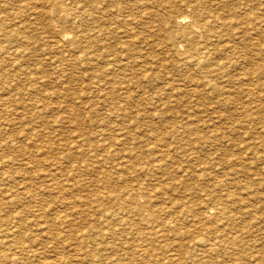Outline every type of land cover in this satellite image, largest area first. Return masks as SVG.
Returning <instances> with one entry per match:
<instances>
[{"label": "rangeland", "instance_id": "obj_1", "mask_svg": "<svg viewBox=\"0 0 264 264\" xmlns=\"http://www.w3.org/2000/svg\"><path fill=\"white\" fill-rule=\"evenodd\" d=\"M10 1L11 2H15L16 0H14V1H12V0H0V65H1V67H0V176H2V177H0V204L3 202L4 204H1V205H3V206H1L0 205V216L1 217H3L4 216V214L6 215V216H8L5 220H4V222H3V220H1L0 219V221H1V223H2V226H1V223H0V242L2 243H0V250L1 251H5V252H7L8 254L10 253V251L12 250V251H15V252H17L16 250L18 249H20V248H18V247H20V244L23 242V243H26V244H28V247L30 246V247H32V248H35V246H36V250H39V251H41V252H39V251H36L37 252V256L36 257H34V259L32 258L33 256H28V255H26L29 251L27 250V249H31V248H28V247H26V249H24V252L22 253L23 254V256H22V258L20 259V261H18L17 262V264L20 262L21 264H66L65 262L67 261V264H80V261H82L81 262V264H88V263H90V264H100V261H101V264H109V263H111V264H114V263H116V264H119V263H121V264H126V263H128V264H134L135 262V264H149V263H152V262H154V263H152V264H157L158 262V264H162V263H166L167 261V263L168 264H171L170 262H172V263H174V264H231L232 263V260H233V258L235 257H241V258H239L240 260H239V263L238 264H242V263H244V264H249V263H253V261L251 262V260H252V257H251V254H253V253H255V252H253V251H255V248L253 247V248H250V247H247L248 246V244H249V242H250V244H252L253 246L254 245H257V244H254L255 242H254V236L256 235V236H258V235H260L261 234V232H260V234L259 233H257L256 234V232H255V230H257L258 228H254V226L256 227L257 226V224H259V231H261L260 230V224L262 223V220L261 219H254V220H252L251 219V217L249 218V217H247V216H249V212H246L247 214H245V211H242V215H237L238 213H236V216H234L233 218H232V220H229V217H227L228 215H230V214H233V215H235L234 214V212H239V211H236L237 209H236V207H238L237 205H239V204H237L236 205V203L237 202H235L234 204L233 203H231V200L233 201L234 200V198L232 199V198H230L229 197V201H227V199H226V202H229V208L230 209H233V210H230V211H228L227 213H226V216H225V214H223L222 215V213H217V216H215L216 214L214 213V214H212V213H207V209L206 208H204V206L206 205V204H210L211 202H210V200L209 199H207L208 198V193H203L205 190H207L206 188H203L204 186V184L206 185L207 184V186L209 187V188H211V187H213V188H215V186H216V193L218 192V191H221V192H218V193H224V191H225V193H235V192H237V193H239L240 191V195H245L246 193H247V191H248V193H255V192H258V193H260L261 191L263 192L264 191V132H258V130L261 128V126L263 127L262 129H263V131H264V93H262V91L264 92V88H262V87H264V81H263V79H264V55L262 56L263 58H262V61L260 62L259 61V59H261L260 57H261V55L264 53V30H254L253 28H252V24H253V22L251 21L250 23H251V25H250V23L249 22H247V23H244L243 24V26L242 27H240V28H236V30L237 31H235L234 30V32L232 33V27H229L228 28V30H227V27H223V26H221V29H223V31H224V28H225V31L223 32L220 28H218V29H216V27L214 28L215 30H213L212 32H210V31H207L206 33H204L203 31H199V32H197V35L199 34V43H209V45H208V47L210 48V49H212V47H213V52H212V56H210V57H212V59L209 57V59L206 61V62H208V65L207 64H205V66L203 67V69H202V67H200L199 69L198 68H194V67H192L191 65L188 67V66H184V65H179L175 60H179V58H178V56H177V53H175V51H174V47L170 44V42H169V40H167V39H165V38H167V36H165L164 34H163V32L161 31V36H163V37H160V34L158 35V34H153V33H149V29H147V27H145V25H148L147 23L146 24H137V26H135V28H134V30H136L135 32H137V35H139V40H141V37H142V42L141 41H139V40H136V42H134L135 44H133L134 46H133V48L134 49H137V47H138V49L140 48L142 51H144V48L145 49H147V50H145L146 51V54H147V52H148V54L146 55L147 56V59L146 60H149L150 62H149V67H148V65H147V69L149 70V71H153V69L155 68V67H157L156 65H159L158 66V68H160V69H157V68H155L154 69V71L152 72L153 74L152 75H154L153 77H150L149 79H147L146 80V82H145V80H143V79H140V81H141V83L138 81V82H134V83H130V84H125V87L129 90V97H131V98H129L127 95L124 97V95L123 96H120V97H115V96H110L109 97V95L108 96H106L107 94L106 93H104V89H108V91H110L112 88H113V90H119V85H117V84H115V86L114 87H112V86H108L109 84H107V85H105V87H104V89H102V90H100V92L99 91H96L95 92V86L93 85H91V86H89V84H95L93 81H91L92 79H90L89 77V72H90V70L91 71H98L99 69H101V68H99L105 61H106V59L105 60H103V59H101L100 60V64L98 63V65H95V66H93V70H92V68H90V67H88L90 70H88V73H84V72H87V69L88 68H86L87 66L84 64V61H83V55H82V48H83V38H82V34H80V35H78L79 33H82L83 32V30H81L82 28H83V25H82V23L83 22H80V21H82L81 20V15H80V10L82 9V7H83V2L82 1H84V0H64L63 2H65V1H67V2H65L66 3V5H64L65 3H63L61 0H54L55 2H53V0H43V1H41V0H17L16 2H17V4L15 3V4H13V3H11L10 4ZM18 1H19V3H18ZM73 1V2H72ZM141 1V0H140ZM139 1V2H140ZM145 3H144V2ZM159 1V2H158ZM160 1H162V2H160ZM167 1V2H166ZM172 1V0H171ZM171 1L170 0H157L156 1V6H155V8H154V6L153 5H155V0H150V1H146V0H142L141 1V3L140 4H138L137 5V7H138V9L140 8V9H142V8H145V6H146V9H144V10H149V9H155V10H157L158 9V11H160L161 9H164V7H166L167 8V11L166 12H168L169 14H172L173 12L172 11H176L177 10V8L175 9V7H173L172 9H171V6L170 7H168L167 5H169L170 3H171ZM173 1H177V2H179V0H173ZM181 1H182V3H181ZM184 0H180V3L181 4H183L182 5V7H184L183 8V10L184 11H186V12H188V8L189 7H191V5L190 6H188L187 4H190L193 0H189L188 2L189 3H187V0H185L184 2H183ZM197 1H201L202 3H205L206 1H208L207 3H208V5H206V4H202L201 2L199 3L200 5H198V2ZM209 1L210 0H194V3L192 2V5H194L195 7H196V9L197 10H199V8L201 9V10H204V11H207V12H213L214 10V13L215 12H220V10L221 11H225V13L228 11V9L227 8H230L229 10L230 11H232L233 12V14L234 15H238V14H241V13H244V12H253L252 11V9L253 8H255L254 9V12H253V14H255V15H258V14H264V11L262 12V9L264 10V0H250L249 2L251 3H249V4H247L246 2H248V1H246V0H211L210 2L211 3H213V5H214V7H213V5H210V3H209ZM216 1V2H215ZM224 1H226V2H224ZM246 1V2H245ZM255 1V2H254ZM22 2V3H21ZM24 2V3H23ZM27 2H28V4H27ZM34 2V3H33ZM37 4H36V3ZM81 2V3H80ZM147 2V3H146ZM149 2H151V3H149ZM165 2H166V4H165ZM195 2H196V5H195ZM221 2V3H220ZM228 2V3H227ZM240 2H244V3H246V4H242V3H240ZM263 4H262V3ZM3 5H2V4ZM30 3H32L31 5H33V7L34 8H37L36 10H33L34 8L31 6V5H29ZM55 3H56V5H55ZM58 3H60V4H58ZM63 3V5H61ZM68 3H69V5H68ZM75 3V4H74ZM80 4V6L78 5V7L79 8H77L76 6V4ZM143 3V4H142ZM161 3H163V5H161ZM185 3H187V4H185ZM217 5V4H220L219 6L217 5H215V4ZM230 3L232 4V5H230ZM239 3V4H238ZM252 3H255V4H252ZM21 4H23V5H21ZM35 4V5H34ZM54 4V5H53ZM58 4V5H57ZM159 4V5H158ZM166 6H165V5ZM226 4H228V5H226ZM260 4V5H259ZM21 5V6H20ZM37 5H38V7H37ZM43 5V7H41ZM76 5V6H75ZM142 5H144V6H142ZM151 5V6H150ZM203 5V6H202ZM206 5V6H205ZM210 5V6H209ZM241 5V6H240ZM263 7H262V6ZM18 6V7H17ZM53 7V9L54 8H56L57 6H59L60 7V9H59V7H57L56 8V11L54 12V13H52L51 12V10H52V7ZM62 6H63V8H62ZM75 8V9H77V10H75L73 7ZM164 6V7H163ZM194 6H192L191 7V9L193 10V8H195ZM200 6V7H199ZM259 6V7H258ZM26 7H27V9H28V11H27V9H26ZM32 9H31V8ZM51 8V10H50V8ZM149 7H151V8H149ZM181 7V8H182ZM199 7V8H198ZM212 8L211 10L212 11H210V8ZM218 7H219V9H218ZM238 7V8H237ZM253 7V8H252ZM262 7V8H261ZM20 8V9H19ZM45 10H44V9ZM166 8H165V10H166ZM170 8V9H169ZM205 8V9H204ZM209 8V9H208ZM225 8L227 9V10H225ZM241 8V9H240ZM247 8V9H246ZM249 8V9H248ZM25 11H24V10ZM174 9V10H173ZM216 9H217V11H216ZM258 9V10H257ZM260 9V10H259ZM22 10V11H21ZM33 10V11H32ZM75 10V11H74ZM136 11H137V13L139 12L137 9H135ZM249 10V11H248ZM256 10V11H255ZM19 11L21 12V14L19 13ZM24 11V12H23ZM34 11H37V12H34ZM38 11L39 12H42V13H38ZM63 11V12H62ZM72 11V12H71ZM79 11V12H78ZM238 12V13H235V12ZM257 11H258V14H257ZM65 12V13H64ZM66 12H68V13H66ZM24 13V14H23ZM29 15H28V14ZM38 13V14H37ZM57 13H58V15H57ZM63 13L65 14V15H63ZM73 13V14H72ZM79 13V14H78ZM30 14H32V15H35V19H34V16H32V15H30ZM67 14V15H66ZM72 14V15H71ZM75 14H77V16L75 15ZM139 14V13H138ZM13 15V16H12ZM62 15H63V17H62ZM59 16V17H58ZM66 16V17H65ZM72 18H71V17ZM80 18H79V17ZM13 17V18H12ZM17 17V18H16ZM19 17H20V19H19ZM27 17H28V21L30 20V22L28 23V21H27ZM6 18V19H5ZM24 20V21H22L21 22V20L22 19ZM31 18V19H30ZM65 18V19H64ZM72 19V20H70V19ZM73 18H76V19H73ZM78 18V19H77ZM11 19V20H10ZM18 19V20H17ZM60 19V20H59ZM62 19V20H61ZM79 19H80V21H79ZM3 20H5V21H3ZM7 20V21H6ZM9 20V21H8ZM12 20L14 21V22H12ZM27 22H26V21ZM55 20V21H54ZM78 20V21H77ZM54 21V22H53ZM61 21V22H60ZM63 21V22H62ZM69 21H71V22H69ZM17 22V23H16ZM31 22H33V23H31ZM57 22V23H56ZM5 23V24H4ZM6 23H9V24H6ZM14 25V26H16V27H14L12 24ZM18 23H19V26H18ZM28 23V24H27ZM69 23H71V24H69ZM73 23V24H72ZM249 23V24H248ZM4 24V25H3ZM22 24V25H21ZM61 24V25H60ZM239 25V23H235V22H233V24L232 25ZM248 24V25H247ZM21 25V26H20ZM26 25V26H25ZM28 25V26H27ZM31 25V27H29ZM37 27H36V26ZM72 25V26H71ZM74 25V26H73ZM82 25V26H81ZM134 25V24H133ZM141 25H143V27L141 26ZM247 25V26H246ZM250 25V26H249ZM7 26H9V28H7ZM58 26V27H57ZM82 28H81V27ZM139 26V27H138ZM9 29V32H8V30L6 29ZM21 27V28H20ZM22 27L24 28V30H22ZM71 29H70V28ZM136 27H138V28H136ZM248 27V28H247ZM14 28V29H13ZM33 28H35V29H33ZM76 28H78V29H76ZM81 28V29H80ZM139 28L141 29L142 28V30H140L141 31V34H140V31L138 32V30H139ZM242 28V29H241ZM5 31H4V30ZM13 29V30H12ZM74 29V30H73ZM80 29V30H79ZM147 29V30H146ZM241 29V30H240ZM244 29H245V31H244ZM247 29V30H246ZM16 30H17V32H16ZM20 30V31H19ZM22 30V31H21ZM27 30V31H26ZM58 30V31H57ZM60 30V31H59ZM70 30H72V31H70ZM77 30V31H76ZM144 30V31H143ZM178 30H180L181 31V28H179L178 27ZM220 30V31H219ZM227 30V31H226ZM250 30H252V31H250ZM3 31V32H2ZM41 31V32H40ZM146 31V32H145ZM217 31H219L220 33H218ZM246 31H247V33H246ZM258 33H256V32ZM263 32V34L261 33V32ZM20 32V33H19ZM32 32V33H31ZM43 32V33H42ZM68 32V33H67ZM72 33V34H70V33ZM142 32H144L143 34H142ZM200 32H201V34H200ZM227 32H229L228 33V35H227ZM236 32H237V34H238V36H237V34H236ZM239 32H240V34H239ZM244 32L246 33V36H247V34H248V39H247V37L244 35ZM250 34H249V33ZM260 32V33H259ZM16 35H15V34ZM24 34V35H19V34ZM28 33H29V35H30V37H27V36H29L28 35ZM37 33H39V34H37ZM56 33H58V34H56ZM139 33V34H138ZM146 33H148L149 35L148 36H155V37H153V38H151V36L150 37H148V38H146L147 36V34ZM213 33V34H212ZM215 33H218V34H215ZM224 33H225V35H224ZM252 33V34H251ZM2 34V35H1ZM14 34V35H13ZM33 34H34V36H33ZM38 36H37V35ZM43 36H42V35ZM64 34H67V37H64ZM76 34V35H75ZM136 34V33H135ZM207 34V35H206ZM210 34V35H209ZM232 34V35H231ZM234 34V35H233ZM254 34V35H253ZM6 35V36H5ZM17 35H19V36H17ZM26 35V36H25ZM62 35V36H61ZM74 35V36H73ZM142 35V36H141ZM158 35V37L156 38V36ZM220 35H222V37L220 36ZM245 36V38H244V36ZM250 35V36H249ZM251 35H252V37H251ZM256 35V36H255ZM260 35V36H259ZM4 36V37H3ZM12 36V37H11ZM41 36V37H40ZM78 36V37H77ZM202 36H206V38L205 37H202ZM217 36V37H216ZM224 36V37H223ZM227 36V37H226ZM233 36V37H232ZM240 36V37H239ZM255 36V37H254ZM257 36H259V37H261V38H259V37H257ZM6 37V38H5ZM9 37H11L12 39L10 40L9 39ZM14 37V38H13ZM22 37L23 38H25L26 37V39H22ZM32 37V38H31ZM38 39H37V38ZM43 37V38H42ZM60 37V38H59ZM73 37L75 38V39H73ZM145 37V38H144ZM209 37V38H208ZM220 37H221V39H220ZM235 37V38H234ZM243 37V38H242ZM7 39V40H5V39ZM16 38V39H15ZM22 39V40H18V39ZM28 38V39H27ZM58 38V39H57ZM79 40H78V39ZM161 38V39H160ZM240 38V40H238ZM251 38H253L254 40H255V43L253 42V39H252V41H251ZM15 41H14V40ZM33 39V40H32ZM48 39V40H47ZM57 39V40H56ZM72 39V40H71ZM153 39V40H152ZM202 39V40H201ZM213 39H214V43H212L213 42ZM223 39V40H222ZM226 39H227V41H226ZM228 39H229V41H232V42H229L228 41ZM261 41H263V42H261ZM13 40V42H11ZM35 40V41H34ZM60 40V41H59ZM67 40H69V41H67ZM76 40V41H75ZM82 42H81V41ZM163 42H162V41ZM167 40V41H166ZM206 40V41H205ZM219 40V41H218ZM249 40V41H248ZM258 40V41H257ZM17 41V42H16ZM19 41V42H18ZM38 41V42H37ZM44 41V42H43ZM49 41V42H48ZM54 41V42H53ZM66 41V42H65ZM73 42V43H71V42ZM75 41V42H74ZM150 41H158V43H156V42H152V43H150ZM200 41H202V42H200ZM225 41V42H224ZM257 41V42H256ZM22 42H23V44H22ZM26 42V43H25ZM32 42H34L33 44H31ZM57 42V43H56ZM63 42V43H62ZM65 42V43H64ZM77 42V43H76ZM81 42V43H80ZM149 42V43H148ZM218 42H220V43H218ZM222 42V43H221ZM226 42H228L231 46H232V44L234 43V45H236V47H237V50L240 48V47H242V48H240L239 50H241L240 51V54L242 55V54H245V58H243V55L241 56L242 58H239L238 60H236V55H237V52L236 53H232L231 52V47L229 48L225 43ZM241 44H239V43ZM250 44V46L248 45V43ZM28 43V44H27ZM37 43V44H36ZM46 43V44H45ZM48 43V44H47ZM140 43V44H139ZM147 43V44H146ZM159 43H161V46H165L164 48L163 47H161L160 45H159ZM164 43H165V45H164ZM170 45H169V44ZM210 43H212V44H210ZM244 43H245V45H244ZM247 43V44H246ZM253 43V44H252ZM259 45H261V47H259L258 46V44ZM26 44V45H25ZM39 44V45H38ZM137 44V45H136ZM154 44V45H153ZM163 44V45H162ZM21 45H24L23 47L21 46ZM51 47H49V46ZM64 45H66V46H68V47H66V46H64ZM74 46L75 45V49L74 48H72V46ZM79 45V46H78ZM140 45V46H139ZM148 45V46H147ZM152 45H153V47H152ZM156 45H158V47L156 46ZM223 45V46H222ZM247 45V47L245 48V46ZM22 48H21V47ZM33 46V47H32ZM42 46H44V47H42ZM146 46V47H145ZM211 46V47H210ZM221 46V47H220ZM238 46H239V48H238ZM253 48H252V47ZM14 47V48H13ZM19 47V48H18ZM58 47V48H57ZM59 47H60V49H59ZM77 47V48H76ZM80 47V49H78ZM151 47V49H149ZM217 47H219V48H221V49H219V48H217ZM225 47V48H224ZM228 47V48H227ZM257 47V48H256ZM16 48V49H15ZM21 48V49H20ZM30 48V49H29ZM57 50H56V49ZM63 48V49H62ZM68 48V49H67ZM152 48H153V50H152ZM165 49V50H163V49ZM245 48V49H244ZM17 49H19V50H17ZM23 49H26V50H24V52H23ZM50 51H49V50ZM79 51H78V50ZM155 49V50H154ZM162 49V50H161ZM173 49V50H172ZM216 49V50H215ZM220 51H219V50ZM224 51H223V50ZM228 49L230 50V51H228ZM249 49V50H248ZM257 49V50H256ZM7 50H10L9 52L7 51ZM16 52H15V51ZM42 50H44V51H42ZM51 50H53L54 51V53H52L51 52ZM62 50H64L63 52H61ZM67 50V51H66ZM77 50V51H76ZM81 50V51H80ZM149 50H150V52H152V53H150L149 52ZM152 50V51H151ZM157 50V51H156ZM170 50V51H169ZM239 50H238V52H239ZM256 50V51H255ZM12 51H14V52H12ZM20 52V53H18V52ZM38 51H39V55H38ZM40 51L42 52V53H40ZM56 51V52H55ZM159 52L160 53V55L161 54H164V52L163 51H166L165 52V56L163 55H161L162 56V58L159 56L158 57V55H159V53H157V54H155L156 52ZM161 51V52H160ZM173 51V52H172ZM244 51V52H243ZM250 51H251V53H250ZM261 51H263V52H261ZM21 52H22V54H24V55H22L21 54ZM37 52V54H35ZM44 52H47V53H49L50 55V57L48 56V54L47 53H44ZM57 52H60V53H57ZM67 52V53H66ZM80 52V53H79ZM163 52V53H162ZM216 52V53H215ZM220 52V53H219ZM223 52V53H222ZM229 52H231V54L229 53ZM249 52V53H248ZM16 53V54H15ZM32 53H34V55L32 54ZM75 55H74V54ZM76 53L78 54V55H76ZM172 53H174V54H172ZM214 53V54H213ZM218 53V54H217ZM19 54V55H18ZM51 54H54V56L53 55H51ZM59 54H60V56H59ZM67 54V55H66ZM150 54V55H149ZM156 55L158 58H156L154 55ZM176 54V55H175ZM217 54V55H216ZM223 54V55H222ZM225 54V55H224ZM233 54H234V56H233ZM236 54V55H235ZM252 56H250V55ZM255 54V55H254ZM8 55H9V57H8ZM18 55V56H17ZM41 55V56H40ZM71 55H73V56H71ZM82 56V58H81V56ZM171 55V56H170ZM12 58H11V57ZM42 57V56H44V58L45 59H43V57L40 59L39 57ZM47 56V57H46ZM61 56H63V57H61ZM80 56V57H79ZM174 58H173V57ZM218 56V57H217ZM220 56V57H219ZM227 56H228V58H227ZM255 56V57H254ZM258 57V59H257V57ZM15 57V58H14ZM19 57V58H18ZM58 59H57V58ZM65 57V58H64ZM70 57V58H69ZM144 57V56H143ZM150 57V58H149ZM156 59H155V58ZM166 57V58H165ZM171 57V58H170ZM214 57V58H213ZM221 57H222V59H221ZM232 57V58H231ZM234 57V58H233ZM247 57V58H246ZM8 58H10L11 59V61H9L10 59H8ZM54 58H56V59H54ZM60 58V59H59ZM72 58H77V60H76V62H74L75 60L74 59H72ZM151 58H154L153 60L151 59ZM163 59V60H161V59ZM224 58H227V60L228 61H226V59H225V62H224ZM251 58V59H250ZM253 58H256V59H254V60H252ZM14 59H16V61L14 60ZM39 59V60H38ZM52 59L54 60V61H52ZM69 59V60H68ZM74 60V61H72V60ZM80 59H82V60H80ZM167 61H166V60ZM174 59V60H173ZM210 59H211V61L213 62V63H211V61H210ZM218 59H219V61H218ZM231 59H232V61H231ZM249 59V60H248ZM7 60V61H6ZM14 60V61H13ZM49 60V64H47V65H45L46 63H48L47 61ZM57 60V61H56ZM60 60V61H59ZM61 60L62 61H64V63L63 62H61ZM71 60V62L69 63L72 67H70V65L69 66H67V65H65V64H67V62H69ZM161 62H160V61ZM169 60V61H168ZM171 60V61H170ZM221 60V61H220ZM244 62V64H243V62ZM258 60V61H257ZM4 61H6L7 62V65L11 62V63H13V64H9V66H7V65H5L6 63L4 62ZM19 63H18V62ZM78 61V62H77ZM103 61V62H102ZM152 61H154V62H157V63H154V62H152ZM166 61V62H165ZM210 61V62H209ZM239 61V62H238ZM249 61V62H248ZM253 61H255V62H253ZM259 62L260 64H261V68H259L258 70L260 71L259 73V75H256L255 74V72L256 71H258L256 68V65H257V62ZM60 62H61V65H60ZM66 62V63H65ZM102 62V63H101ZM169 62H171V64L172 65H170V63ZM205 62V63H206ZM215 62H218L217 64L215 63ZM222 62H223V64H222ZM235 62V63H234ZM250 62H252V63H250ZM52 63H53V65H52ZM58 63H59V65H58ZM81 63H83V64H81ZM159 63H161V65L159 64ZM214 63L216 64V65H214ZM247 63V64H246ZM248 63L251 65V67L249 68L247 65H248ZM72 64H74V65H72ZM78 64V65H77ZM152 64V65H151ZM156 64V65H155ZM174 64H176V65H174ZM209 64H210V66H209ZM228 64V65H227ZM235 64H236V66H235ZM239 64V65H238ZM259 64V65H260ZM3 65V66H2ZM22 65V66H21ZM49 65V66H48ZM63 65H65V66H63ZM164 65H166V67L164 66ZM168 65V66H167ZM214 65V66H213ZM220 65H222V66H220ZM225 67H224V66ZM243 65H245V66H243ZM253 65V66H252ZM16 66H18L17 68H15ZM20 66H21V68H20ZM59 66V67H58ZM62 66V67H61ZM76 66L78 67V68H76ZM81 66V67H80ZM153 66V67H152ZM155 66V67H154ZM163 66V67H162ZM174 66V67H173ZM178 66V67H177ZM182 66H183V68H182ZM227 66H228V68H227ZM7 67V68H6ZM54 67V68H53ZM58 67V68H57ZM61 67V68H60ZM80 67V68H79ZM85 67V68H84ZM95 67V68H94ZM168 67V68H167ZM176 67H177V69H176ZM185 67V68H184ZM192 67V68H191ZM232 67V68H231ZM234 67L236 68L237 67V70L236 69H234ZM240 67V68H239ZM241 67H243V71L241 70L242 68ZM248 67V68H247ZM253 67L256 69H253ZM9 68V69H8ZM24 68H26V69H24ZM55 68H57V69H55ZM67 68V69H66ZM82 68V69H81ZM189 68V69H188ZM210 68V69H209ZM219 68H220V70H219ZM225 68V69H224ZM239 68V69H238ZM245 68L247 69L246 71H244L245 70ZM252 68V69H251ZM263 68V69H262ZM8 70V71H5V70ZM63 69V70H62ZM71 69H73V70H71ZM77 69H78V71H77ZM94 69H96V70H94ZM98 69V70H97ZM169 71L170 69V71L168 72L167 70ZM186 69H188V70H185ZM199 71H197V70ZM217 69V70H216ZM222 69V70H221ZM228 69V70H227ZM233 69V70H232ZM251 69V70H250ZM262 69V70H261ZM57 70V71H56ZM72 71V74H71V72L70 71ZM83 70H85V71H82ZM138 71H136V69L134 70V74L137 72H139V69H137ZM156 70H157V72H156ZM164 70V71H163ZM184 70V71H183ZM191 70V71H190ZM196 70V71H195ZM206 70V71H205ZM215 70V71H214ZM219 70V71H218ZM225 70V71H224ZM253 70V71H252ZM51 71V72H50ZM60 71V72H59ZM66 73H65V72ZM74 71V72H73ZM158 71H161V72H158ZM172 71V72H171ZM177 72V73H175V72ZM179 71V72H178ZM183 71V72H182ZM187 71H188V73H187ZM193 71H195L196 72V74L193 72ZM203 71V74L201 73ZM213 71V72H212ZM229 72V73H227V72ZM233 71L235 72V73H233ZM240 71V72H239ZM242 71V72H241ZM247 71H252L251 72V74L253 75H249V73L247 74V75H245L244 73L245 72H247ZM76 72V73H75ZM79 72V73H78ZM181 72L183 73V74H181ZM185 72V73H184ZM204 72H206L205 74H204ZM210 72H212V73H210ZM215 72V73H214ZM218 72V73H217ZM223 72V73H222ZM236 72H238L240 75H238ZM263 72V73H262ZM52 73V74H51ZM64 73V74H63ZM80 73H81V75H80ZM166 75H165V74ZM191 73H193L194 74V76H193V74L191 75ZM217 73V74H216ZM225 73V74H224ZM226 73H227V75L228 76H226ZM234 75L233 77H232V75ZM262 73V74H261ZM55 74H59L58 75V77H56V75ZM86 74H88V75H86ZM157 74V75H156ZM160 74H163L164 76H162V75H160ZM169 74H172V75H169ZM176 76H175V75ZM182 76H181V75ZM186 74V75H185ZM198 74H200V75H198ZM213 74V75H212ZM214 74L216 75V76H214ZM219 74V75H218ZM222 74V75H221ZM235 74H237L236 76H235ZM256 75V77H255V75ZM52 75V76H51ZM65 75H66V78H65ZM68 75H70V76H68ZM76 75H77V77H76ZM136 75V74H135ZM179 75V76H178ZM185 76V80H184V76ZM191 75L192 77V79H188L189 78V76ZM205 75H206V77H205ZM221 75V76H220ZM231 75V76H230ZM261 75H263V76H261ZM54 76V77H53ZM72 76H73V78H74V76H75V79H73L72 78ZM89 76V77H88ZM140 77V73H138V75H137V77ZM161 76V77H160ZM171 76V77H170ZM198 76V77H197ZM199 76H201L202 78H203V80H202V78L201 77H199ZM210 76H212V77H210ZM239 76V77H238ZM248 76H250V78L248 77ZM259 76H261V77H263V78H261L260 79V77ZM56 78L55 80H53V78ZM82 77V78H81ZM137 77H136V79H137ZM138 77V78H139ZM155 77H156V79H155ZM160 77V78H159ZM164 77V78H163ZM179 77H181V78H183V79H180ZM187 77V78H186ZM208 77V78H207ZM216 77L218 78V79H216ZM222 77V78H221ZM224 77V78H223ZM244 77V78H243ZM248 78V79H246V78ZM153 78V79H152ZM168 78V79H167ZM170 78H172V79H170ZM173 78H175V79H173ZM178 78H179V80H178ZM196 78V79H195ZM206 80H205V79ZM232 78V79H231ZM239 78L240 79H242V80H240L239 81ZM252 78V79H251ZM60 79V80H59ZM62 79V80H61ZM66 79V80H65ZM80 79V80H79ZM162 82V83H160V81ZM166 79V80H165ZM171 81H170V80ZM188 79V80H187ZM210 79V80H209ZM213 79V80H212ZM216 79V80H215ZM228 79V80H227ZM231 79V80H230ZM236 81H235V80ZM238 79V80H237ZM246 79V80H245ZM258 79V80H257ZM52 80L54 81V83L52 82ZM69 80H70V83L72 84V85H70V83H69ZM76 82H75V81ZM78 80V81H77ZM133 80V79H132ZM134 80H135V78H134ZM149 80V81H148ZM153 80V82H150V81H152ZM156 80H157V82H156ZM164 80V81H163ZM170 81V82H168V81ZM173 80V81H172ZM221 80V81H220ZM248 80V81H247ZM251 80V81H250ZM57 81H59V82H57ZM67 81H68V83H67ZM75 83H74V82ZM83 81V82H82ZM86 81H88V82H86ZM175 81V82H174ZM182 81V82H181ZM185 81V82H184ZM188 81V82H187ZM192 81V82H191ZM196 81H197V83H196ZM205 81H206V83H205ZM226 82V83H224V82ZM227 81H229V82H227ZM258 81H260V82H258ZM262 81V82H261ZM56 82V83H55ZM81 82V83H80ZM167 82V83H166ZM178 82H180V83H178ZM204 82V83H203ZM211 82V83H210ZM212 82H214V83H212ZM217 82V83H216ZM231 82V83H230ZM236 82V83H235ZM239 82V83H238ZM245 82V83H244ZM255 82V83H254ZM63 83V84H62ZM137 83V84H136ZM153 83V84H152ZM156 83H157V86H158V91L161 93H159L158 91H156L157 90V87H156ZM159 83H160V85H159ZM166 83V84H165ZM173 83V84H172ZM180 84V85H178V84ZM200 83H201V86L202 87H200ZM220 83V84H219ZM223 83V84H222ZM229 83V84H228ZM234 83V84H233ZM244 83V84H243ZM55 84H58V85H55ZM60 84H61V86H60ZM74 84V85H73ZM76 84H78V85H76ZM88 84V85H87ZM140 84H143L144 86H142V85H140ZM146 84H150L149 85V88H148V85H146ZM151 84H152V87L154 88V89H152L151 88ZM193 84H195L194 86H193ZM199 84V85H198ZM226 85V88L224 87L225 85ZM232 84L234 85V86H232ZM239 84H241V85H239ZM254 84V85H253ZM80 85V86H79ZM133 85V86H132ZM161 85H162V87H161ZM164 85V86H163ZM177 85H178V89L176 88L177 87ZM183 85H184V87H183ZM185 85L187 86V87H185ZM191 85V86H190ZM206 85H208V86H206ZM219 86V87H217V86ZM237 85H238V87H237ZM247 86V88H246V86ZM250 85V86H249ZM259 85H261V86H259ZM75 87V88H70V87ZM117 86V87H116ZM140 86H142L143 88H145V89H143L142 90V88H139ZM175 86V87H174ZM180 86V87H179ZM214 86V87H213ZM216 86V87H215ZM223 86V88H221ZM227 86H228V88H227ZM236 86V87H235ZM252 86V87H251ZM259 86V87H258ZM87 87V88H86ZM108 87V88H107ZM131 87V88H130ZM138 87V88H137ZM166 87H172L171 88V90H170V88L168 89V88H166ZM174 87V88H173ZM194 89L195 88V91L192 89V88ZM196 87H198V88H196ZM205 87V88H204ZM213 87V88H212ZM232 89H231V88ZM241 88V89H238V88ZM249 87V88H248ZM254 87H256V88H254ZM261 87V88H260ZM57 88V89H56ZM76 88H79V89H76ZM115 88V89H114ZM134 90H133V89ZM160 88H164L163 90L164 91H162V89H160ZM176 88V89H175ZM183 88V90H179V89H182ZM184 88H185V90H187L186 92H188L189 91V89H191V93H192V95H193V99H192V97H191V93L190 92H188L189 94L188 95H184V93H186V92H184ZM199 88H200V90H199ZM202 88V89H201ZM64 91H63V90ZM80 89H82L81 91H79ZM91 91H90V90ZM138 89L140 90L141 89V91L143 92V91H145V92H139L138 91ZM156 89V90H155ZM204 89V90H203ZM206 89H208L207 91H206ZM212 89V90H211ZM228 89V91L226 92V90ZM248 91H246V90ZM257 91V92H254L255 90ZM55 90V91H54ZM58 90V92H57V94H58V96H57V94H56V91ZM60 90H62V91H60ZM77 90V91H76ZM168 90H169V92H170V94L172 95H170V97H169V92H168ZM175 90V91H174ZM178 92H177V91ZM203 90V91H202ZM217 90V91H216ZM218 90H221V91H218ZM230 90H233L232 92L230 91ZM236 90V91H235ZM237 90H238V92H237ZM245 90V91H244ZM71 91H72V94H70L71 93ZM84 91V92H83ZM85 91H87V92H85ZM93 91V92H92ZM107 91V92H108ZM132 91H134V92H132ZM148 91V92H147ZM150 91V92H149ZM151 91H153L152 93H151ZM155 91V92H154ZM172 91H174V92H172ZM199 91H200V93H199ZM206 91V92H205ZM212 91V92H211ZM214 91H215V93H214ZM223 91L225 92V95H224V93H223ZM235 91V92H234ZM242 91V92H241ZM259 91V92H258ZM53 92V93H52ZM55 92V93H54ZM78 92V93H77ZM82 92V93H81ZM99 92V93H98ZM139 92V93H138ZM164 92V93H163ZM184 92V93H183ZM194 92V93H193ZM196 92L198 93V94H196ZM203 93V96H201L202 95V93ZM217 92H219V93H217ZM254 94H253V93ZM91 93V94H90ZM96 93H98V95L96 94ZM103 93V94H102ZM133 93V94H132ZM136 93V96L134 95ZM142 93V95L140 96V94ZM151 93V94H150ZM160 94V95H158V96H155V94ZM167 93V94H166ZM178 93V94H177ZM204 93H205V95H204ZM224 95H222V94ZM228 93H231V96L232 97H230V94H228ZM234 95H233V94ZM236 93H238V95L236 94ZM240 93V94H239ZM241 93H242V96H241ZM250 93H251V95H250ZM255 93H257V95L255 94ZM259 93V94H258ZM261 93V94H260ZM73 94H78L77 96L75 95H73ZM89 94V95H88ZM102 96H101V95ZM139 94V95H138ZM144 94H146V96H147V98H146V96H144ZM180 94V95H179ZM187 94V93H186ZM227 94H228V96H227ZM244 94V95H243ZM249 94V95H248ZM62 95V96H61ZM72 95V96H71ZM91 95V96H90ZM96 95V96H95ZM105 95V96H104ZM131 95V96H130ZM134 95V96H133ZM152 95V96H151ZM154 95V96H153ZM177 95H179V97H177ZM182 95V96H181ZM199 95H200V97H199ZM208 95H210V97L211 96H213L212 98H210ZM221 97H220V96ZM92 96H94L93 98L94 99H96L95 101H99V102H95L94 100H92L93 98H92ZM164 96H166V98L164 97ZM168 96V97H167ZM183 96H184V98H183ZM190 96V97H189ZM223 96V97H222ZM249 96V97H248ZM254 96V97H253ZM260 96V97H259ZM53 97V98H52ZM68 97V98H67ZM70 97V98H69ZM78 97V98H77ZM89 97H91V99L89 98ZM95 97H97V98H95ZM99 97V98H98ZM107 97V98H106ZM115 97V98H114ZM142 97V98H141ZM143 97H145V98H143ZM149 97V98H148ZM174 97V98H173ZM175 97H177V100H176V98ZM185 97H186V99H188V100H186L185 99ZM195 97V98H194ZM204 97V98H203ZM209 97V98H208ZM221 99V101H220V99ZM84 98V99H83ZM120 98L121 99V101L123 100L124 101V103H125V105L123 104V102L122 103H120L121 101H120V99L118 100V99ZM124 98H125V100H124ZM126 98H128L127 100H129L128 102H127V100H126ZM166 100H165V99ZM181 98H183V99H181ZM206 98V99H205ZM223 98V99H222ZM228 98V99H227ZM80 99H82V100H80ZM98 99V100H97ZM107 99V100H106ZM111 99H113V100H111ZM116 99V100H115ZM132 99V100H131ZM138 99L139 100H141V101H138ZM145 99V100H144ZM152 99V100H151ZM155 99V100H154ZM162 99H163V102H162ZM179 99V100H178ZM191 99V100H190ZM218 99H219V101H218ZM225 99V100H224ZM60 100H61V102H60ZM70 100V101H69ZM85 100V101H84ZM89 100V105H91V106H89L88 104H86L87 103V101ZM135 100H137L136 102L138 103H136V105L134 104L135 103ZM145 101V102H143L142 103V101ZM147 100H148V105H146L147 104ZM151 100V101H150ZM154 100V101H153ZM156 100H158V103H157V101ZM173 102V103H175V104H170L169 105V102L170 103H172L171 101ZM228 100V101H227ZM229 100H231V101H229ZM64 101H65V103H64ZM67 101V102H66ZM69 101V102H68ZM78 101V102H77ZM110 101V102H109ZM112 101V102H111ZM119 101V102H118ZM134 101V102H133ZM166 101H168L167 103H165ZM51 102V103H50ZM54 102H56V104L54 103ZM61 104H60V103ZM84 102V103H83ZM86 102V103H85ZM95 102V103H94ZM154 102L156 103V104H154ZM222 103V104H220V103ZM228 102H229V105H227L228 104ZM68 103V104H67ZM72 103V104H71ZM73 103L74 104H76V106H78V107H80L79 109L77 108V107H74L73 106ZM94 103V104H93ZM99 103V104H98ZM107 103H110V105L109 104H107ZM117 103V104H116ZM150 103V104H149ZM163 103V104H162ZM195 103V104H194ZM217 103V104H216ZM53 104H54V106L56 105V107H54L53 106ZM57 104H58V106H57ZM60 104V105H59ZM64 104V105H63ZM65 104H67L68 105V107L67 106H65ZM82 104V105H81ZM97 104V105H96ZM104 104V105H103ZM111 104H112V106H111ZM116 106H114V105ZM130 104V105H129ZM140 104H143V105H141L140 106ZM145 104V105H144ZM165 104V105H164ZM62 105V106H61ZM70 105V106H69ZM86 105H87V107H86ZM100 105V106H99ZM102 105V106H101ZM119 105H121V106H119ZM153 105H155V106H153ZM157 105V106H156ZM225 105H226V107L228 106V109H226V107H225ZM53 106V107H52ZM83 106H85V107H83ZM96 106H97V109H96ZM104 106V107H103ZM107 106V107H106ZM124 106V107H123ZM136 107H138V106H140V107H138V108H136V110H138L137 112H139L138 114H136L137 112L134 110ZM151 106V107H150ZM164 106V107H163ZM166 106V107H165ZM222 106V107H221ZM53 109H52V108ZM99 107V108H98ZM108 107H109V109H108ZM119 107V108H118ZM121 107V108H120ZM127 107H129L130 108V110H129V108H127ZM142 107L144 108V110L142 109ZM169 107V108H168ZM63 109V111L64 112H62V109ZM68 108L69 110H70V112L68 111V109L66 110V109ZM72 108H74V109H72ZM81 108H82V110H81ZM87 108H89V111H88V109ZM123 108V110L122 111H120L121 109ZM142 110H141V109ZM154 108H156V109H154ZM163 108V109H162ZM217 108V109H216ZM223 108H224V110H223ZM65 109V110H64ZM92 109L94 110L93 112H92ZM113 109V110H112ZM118 109H120V110H118ZM125 109V110H124ZM159 109V110H158ZM72 110H74V111H76L77 110V112H75V113H73V111ZM80 110L81 111H84V115L86 116H84L83 114H82V112H80ZM87 110V111H86ZM99 110V111H98ZM118 110V111H117ZM141 110V111H140ZM164 112H163V111ZM173 110V111H172ZM199 110H201V111H199ZM213 110H215V111H213ZM223 110V111H222ZM105 111V112H104ZM110 111H112L111 112V114H112V116H114V118H116V119H114L112 116H111V114H109V112ZM132 111H135L136 113V115H134L133 116V114H134V112H132ZM155 111V112H154ZM156 111H162L161 113L160 112H156ZM195 111V112H194ZM207 111V112H206ZM219 111V112H218ZM66 112V113H65ZM86 112H87V114H88V116H89V118H90V120H89V118L87 117V114H86ZM100 114H99V113ZM104 112V113H103ZM108 112V113H107ZM116 112V113H115ZM128 112H129V115H130V113H131V115L133 116H131L130 115V118H129V115H128ZM141 112V113H140ZM195 114H194V113ZM200 112V113H199ZM79 114V115H77V114ZM95 113V114H94ZM107 113V114H106ZM121 114V116H120V114ZM123 113V114H122ZM125 113V114H124ZM143 113V114H142ZM156 113V114H155ZM158 113V114H157ZM187 113V114H186ZM193 115H192V114ZM205 113V114H204ZM207 113V114H206ZM208 113H209V116H208ZM210 113H211V115H210ZM216 114L215 116L214 115H212V114ZM219 115H218V114ZM230 113L232 114V115H230ZM90 114V115H89ZM114 114V115H113ZM142 114V115H141ZM152 114V115H151ZM160 114V115H159ZM178 114H179V116H180V114L181 115H183V117H191V119H189V120H194L195 119V117H196V119H198L200 116L202 117V118H204V119H206V117H207V120H206V122L204 123V124H206V125H202L201 127H202V131L206 134L207 132H209V131H211V132H209L208 134H210V136L212 135L213 137H215L214 138V140H215V142L214 141H212L213 140V138L211 139V141H210V144H209V146L207 147V149H206V151H207V163H206V165H205V167L203 168V169H205V170H207L208 171V173L206 174L207 176H206V179H200V173H198V176L196 175V173H194L193 174V172H199V170H201L202 168H201V165H199L198 166V168H197V166H192L191 165V162H196L195 160L197 159V157L199 156V157H201V156H203V154H202V152L201 153H199V152H196V153H191V156L188 158L186 155H189V154H186L185 156L184 155H182V154H180L183 158H181V156L179 155V154H177V155H175L174 156V153H173V158H174V160H175V162H178V160L180 161V167L181 168H179L178 167V165H176V164H173V166H171L172 168L170 169V166L169 165H167V166H163V169L164 170H159L160 168H158L156 165L157 164H154L153 162H155V163H159V160H157V159H159L158 157L160 156V149L162 148V149H164V148H166L165 146H164V144H166V145H168L169 144V142L170 143H172V141H170V137L169 136H167L166 135V137H165V139L164 138H162L163 139V141L160 143V141L161 140H158V139H155V138H153V136L152 135H150V137H149V135L147 134V136H145L144 134H145V130L146 129H143V128H145V124L144 123H146V122H151L150 120L152 119V118H154V119H152V123H150V124H157V125H159V124H165V125H167V126H169L171 123H172V121L174 120L173 119V116H175V115H177L178 116ZM190 114V115H189ZM63 115H65V116H63ZM97 115V116H96ZM103 115V116H102ZM107 115V116H106ZM116 115V116H115ZM128 115V116H127ZM150 117H149V116ZM165 116V118L166 119H164L163 121L162 120H160V118H158V116ZM170 115V116H169ZM192 115V116H191ZM204 115H206V116H204ZM224 115V116H223ZM230 115V116H229ZM58 116H59V119H58ZM68 116H70V117H68ZM91 116V117H90ZM94 116V117H93ZM105 116H106V118H105ZM109 116V117H108ZM120 118H119V117ZM127 116V117H126ZM152 116V117H151ZM154 116H157L156 118L154 117ZM221 116V117H220ZM232 116V117H231ZM54 117V118H53ZM79 119H78V118ZM81 117V118H80ZM83 117V118H82ZM103 117V118H102ZM107 117H108V119H107ZM123 117V118H122ZM126 117V118H125ZM136 117V118H135ZM148 117V118H147ZM170 118V119H168V118ZM176 117V116H175ZM180 117H182V116H180ZM194 117V119H192ZM198 117V118H197ZM231 117V118H230ZM50 118H51V120L52 121H49L50 120ZM62 118V119H61ZM93 118V119H92ZM104 118L105 119H107V120H104ZM127 118H129V119H127ZM134 118H135V121H134ZM151 118V119H150ZM210 118L212 119V120H210ZM255 118V119H254ZM76 119V120H75ZM87 121H86V120ZM101 119H103L102 120V122L103 123H101ZM111 119V120H110ZM119 119V120H118ZM121 119V120H120ZM127 121H126V120ZM139 119H140V123H139ZM141 119H143V120H141ZM148 121H147V120ZM218 119H220V121L218 120ZM231 120V121H228V120ZM57 120V121H56ZM61 120V121H60ZM69 120V121H68ZM73 122H72V121ZM77 121V120H79V121H77L76 123H74L75 121ZM98 120H99V122H98ZM116 120V121H115ZM117 120H118V123L119 124H117ZM130 120V122H128ZM48 121V122H47ZM59 121L61 122V123H59ZM93 121V122H92ZM98 122V124H97V122ZM105 121V122H104ZM108 121H110V122H108ZM111 121H114V123H112ZM122 121V122H121ZM136 122V123H132V122ZM141 121H143V122H141ZM208 121V122H207ZM224 121V122H223ZM49 122H50V124L51 123H53L52 125H50L49 124ZM56 122V123H55ZM58 122V123H57ZM66 122V123H65ZM70 124H69V123ZM87 124H86V123ZM95 122H96V124H95ZM115 122H116V124H115ZM126 122V123H125ZM211 124H210V123ZM217 122H219V123H217ZM226 122H227V124H226ZM231 122H233L234 123V125H233V123H231ZM262 122V123H261ZM74 123V124H73ZM80 123V124H79ZM81 123H82V125H81ZM91 123H92V125H91ZM109 123H111V124H109ZM121 123V124H120ZM128 123V124H127ZM131 123V124H130ZM142 123H143V127H142ZM231 123V124H230ZM236 123V124H235ZM37 124H39V125H37ZM64 124V125H63ZM72 124H73V126H72ZM104 124V125H103ZM107 124H108V126H107ZM125 124V125H124ZM138 124H139V126H138ZM216 124V125H215ZM230 124V125H229ZM258 124V125H257ZM61 125V126H60ZM66 125H67V127H66ZM79 125V126H78ZM102 125L104 126V127H102ZM116 125V126H115ZM118 125V126H117ZM119 125H124L126 128L125 129H127L129 132H127L125 129H124V126L122 127V126H119ZM129 125H130V128H129ZM213 125V126H212ZM99 126V127H98ZM134 126V127H133ZM136 126H138V127H136ZM210 126H212V127H210ZM214 126H215V128H214ZM225 126H226V128H225ZM37 127H38V129H37ZM56 127V128H55ZM62 127V128H61ZM65 127V128H64ZM72 127V128H71ZM78 127H80V130L78 129ZM95 127H97L96 129H94ZM101 127V128H100ZM108 127V128H107ZM117 127V128H116ZM119 127V128H118ZM120 127H122L121 129H120ZM132 127V128H131ZM204 127V128H203ZM210 128V129H208V128ZM222 128V129H220V128ZM227 127H228V129H227ZM233 127V128H232ZM82 128V129H81ZM136 128V129H135ZM140 128H141V130H140ZM208 129V131H207V129ZM212 128V129H211ZM36 129H37V131H36ZM53 131H52V130ZM64 129V130H63ZM73 129V130H72ZM85 131H84V130ZM105 129V130H104ZM110 129H112V130H110ZM115 129H117V130H115ZM130 129H132L131 131H130ZM135 129V130H134ZM139 129V130H138ZM214 129V130H213ZM227 131H226V130ZM234 129H236L235 130V132H234ZM44 130V131H43ZM51 130V131H50ZM60 130H61V132H60ZM75 130H76V132H75ZM78 130V131H77ZM99 130V131H98ZM104 130V131H103ZM108 130V131H107ZM121 130V131H120ZM124 130V131H123ZM163 130H167V129H163ZM219 130V131H218ZM224 130V131H223ZM42 131H43V134H42ZM49 131H50V134H49ZM56 131V132H55ZM71 131V132H70ZM72 131H74L76 134L74 135V132H72ZM111 131V132H110ZM113 131H115V133L113 132ZM118 131V132H117ZM134 131V132H133ZM140 131V132H139ZM142 131V132H141ZM214 131V132H213ZM36 132H38V135H37V133ZM45 132V133H44ZM78 132H81V133H78ZM86 132V134H84ZM88 132V133H87ZM95 132V133H94ZM105 132V133H104ZM124 132V133H123ZM129 133L128 135H127V133ZM137 132V133H136ZM226 134H225V133ZM229 132V133H228ZM41 133V134H40ZM58 133V134H57ZM60 133H61V135H60ZM73 133V134H72ZM100 133H102V134H100ZM106 133H107V135H106ZM115 135V138H113L114 137V135ZM126 133V134H125ZM218 133H220V134H218ZM55 135V136H53V135ZM90 135V136H88V135ZM100 134V135H99ZM122 134H125V136H127V137H124V135L122 136ZM140 134H143V135H140ZM207 134V135H208ZM223 134H224V136H223ZM42 135V136H41ZM50 135V136H49ZM57 135V136H56ZM60 135V136H59ZM79 135V136H78ZM82 135V136H81ZM86 135V136H85ZM119 135V136H118ZM219 135V136H218ZM49 136V137H48ZM76 136V137H75ZM84 136V137H83ZM89 138H88V137ZM93 138H92V137ZM99 136V137H98ZM105 136H107V137H105ZM110 136H111V138H110ZM118 138H117V137ZM122 138H121V137ZM137 136H139V137H137ZM163 136V135H162ZM211 136V137H212ZM227 136V137H226ZM54 139H53V138ZM59 137V138H58ZM78 137L80 138V139H78ZM135 137H137V138H135ZM147 140H145L146 141V143L145 142H143L144 141V138ZM161 137V136H160ZM159 137V138H160ZM220 137V138H219ZM50 138H52L51 140L53 141H51L50 140ZM73 138V139H72ZM82 138H83V140H82ZM92 140H91V139ZM105 138H107L110 142H108L107 141V139H105ZM133 140H132V139ZM141 138H143V140H142V144L144 145H142L141 144ZM167 138V139H166ZM223 138H224V140H223ZM59 139V140H58ZM78 141H77V140ZM90 140L89 142H92V143H95V144H90L89 142H87L88 140ZM94 139V140H93ZM96 139H98L99 141H97ZM112 139V140H111ZM122 139V140H121ZM126 139L128 140L127 142H125L126 141ZM153 139V140H152ZM155 139V140H154ZM228 139V140H227ZM48 140V141H47ZM73 140V141H72ZM102 140V141H101ZM113 140H116L115 142L113 141ZM118 140V141H117ZM120 140V141H119ZM149 140V141H148ZM152 140V141H151ZM158 140V141H157ZM168 140V141H167ZM218 140V141H217ZM51 141V142H50ZM64 141H65V143H64ZM76 142V144H75V142ZM81 141H84V142H81ZM94 141V142H93ZM97 141V142H96ZM107 141V142H106ZM131 141H133V142H131ZM154 141V142H153ZM157 141V142H156ZM167 141V142H166ZM222 141V142H221ZM48 142V143H47ZM55 142V143H54ZM69 142V143H68ZM72 142V143H71ZM74 142V143H73ZM80 142V143H79ZM102 142V143H101ZM113 144H112V143ZM120 142H122V144L120 143ZM125 142V143H124ZM148 142V143H147ZM216 142H218V143H216ZM220 142V143H219ZM227 142V143H226ZM57 143V144H56ZM68 143V144H67ZM85 143H87V145H85ZM98 143V144H97ZM101 143V144H100ZM108 143H110L109 145H108ZM145 143V144H144ZM150 143V144H149ZM163 143V144H162ZM224 143H226V144H224ZM63 144V145H62ZM65 144V145H64ZM69 146V148H70V150L67 148L68 146ZM71 144V145H70ZM80 144V145H79ZM84 144V145H83ZM126 144V145H125ZM127 144H128V146H127ZM131 144V145H130ZM147 144H149V146H147ZM159 144V145H158ZM58 145V146H57ZM74 147H73V146ZM75 145L77 146L76 148H78L79 146V150H77L76 148H75ZM90 147H89V146ZM107 145V146H106ZM123 145H125L124 147H123ZM136 145H139L140 147H135ZM150 145H152L151 147H150ZM155 145V146H154ZM161 145V146H160ZM213 145H216V146H213ZM60 146V147H59ZM65 147L66 149H64L63 147ZM93 146V147H92ZM96 146H97V148H96ZM105 146V147H104ZM111 146V147H110ZM115 146H116V149H115ZM122 148H121V147ZM212 146V147H211ZM223 148H222V147ZM56 147H58V148H56ZM63 149H62V148ZM85 147V148H84ZM88 147H89V149H88ZM92 147V148H91ZM112 147H114V149L112 148ZM135 147V148H134ZM148 147V148H147ZM153 147H155V148H153ZM172 147V146H171ZM216 147V148H215ZM221 147V148H220ZM73 148H75V149H73ZM111 148H112V150H111ZM213 148H215V149H213ZM219 149V151H221V152H219L218 151V149ZM72 149H73V152H71L72 151ZM103 150V151H101V150ZM110 149V151L108 152V150ZM119 151H118V150ZM121 149H124L125 150V152H123V150H121ZM131 151H129V150ZM136 149V150H135ZM153 149V150H152ZM155 149H157V151H155ZM213 149V152L211 151ZM222 149V150H221ZM59 150V151H58ZM64 150V151H63ZM66 150V151H65ZM67 150H69L68 152H67ZM83 150H84V153H83ZM86 150V151H85ZM90 150V151H89ZM92 150V151H91ZM100 150V151H99ZM106 150V152H104ZM117 150V151H116ZM139 151V150H141V152H138L137 151V153H140L139 155H140V157L138 156V154L135 152V151ZM146 150V151H145ZM159 150V151H158ZM216 150V151H215ZM61 151V153H59ZM74 151H77V152H74ZM111 151H112V153L114 154H112L111 153ZM115 151V152H114ZM154 151V152H153ZM38 152V153H37ZM71 152V153H70ZM89 152V153H88ZM95 152H98V153H96L95 154ZM101 152H104V153H101ZM117 152V153H116ZM128 152V153H127ZM135 152V154L133 155V153ZM150 152V153H149ZM159 152V153H158ZM64 153V154H63ZM67 153V154H66ZM69 153V154H68ZM74 153V154H73ZM77 153V154H76ZM83 153V154H82ZM85 153H87L86 155H88V156H86L85 155ZM101 153V154H100ZM110 153V154H109ZM118 154V155H116V154ZM121 153V154H120ZM127 153V154H126ZM154 153V154H153ZM209 153H211L210 154V156H209ZM219 153V154H218ZM60 154H61V157H60ZM66 154V155H65ZM73 154V155H72ZM79 154V155H78ZM95 154V155H94ZM111 156V158H110V156ZM125 154V156H123ZM148 154H150L151 156H155L156 154H157V156H155V157H150L151 159L149 160V156L150 155H148ZM159 154V155H158ZM196 154V155H195ZM213 154V155H212ZM68 155V156H67ZM84 155L86 156V157H84ZM97 155V156H96ZM121 155V156H120ZM130 155V157L128 158L129 159V162L127 161L128 159L126 158V156H129ZM132 155V156H131ZM137 157H136V156ZM193 155V156H192ZM198 155V156H197ZM57 156H59V158L57 157ZM64 156H65V158H64ZM67 156V157H66ZM73 156V157H72ZM76 156V157H75ZM81 156V157H80ZM104 156V157H103ZM114 157V160H117V161H114L112 158ZM119 156V157H118ZM123 156V157H122ZM135 158H134V157ZM145 156H147V157H145ZM197 156V157H196ZM226 156V157H225ZM230 156V159L228 158ZM89 157V158H88ZM95 159H93V158ZM101 157V158H100ZM103 157V158H102ZM118 157V158H117ZM122 157V159H120ZM134 159H133V158ZM148 158V159H146L145 160V158ZM157 157V158H156ZM209 157H211L212 159L214 158L215 159V161H213V160H211ZM224 157L226 158V160L224 159ZM56 158V159H55ZM61 158V159H60ZM68 158V159H67ZM73 160H72V159ZM76 158V159H75ZM100 158V159H99ZM116 158V159H115ZM134 160H132V159ZM178 158V159H177ZM187 158V159H186ZM191 158V159H190ZM47 160V161H49V162H47V161H43V160ZM50 159V160H49ZM60 161H59V160ZM70 159V160H69ZM74 159H75V161H76V163H74L75 161H74ZM86 159V160H85ZM88 159V160H87ZM92 160V162H89V161H91ZM103 159H104V161H103ZM108 159V160H107ZM139 159H141L140 161H139ZM189 159V160H188ZM195 159V160H194ZM216 159H218V161H216ZM42 160V161H41ZM58 160V161H57ZM62 160V161H61ZM66 160V161H65ZM69 160V161H68ZM79 160H81L80 162H79ZM101 160V161H100ZM148 160V161H147ZM184 162H183V161ZM188 160V161H187ZM194 160V161H193ZM229 160V161H228ZM6 161H8V162H6ZM70 161H72V162H70ZM85 161H87L88 163H87V165H86V162ZM96 161V162H95ZM102 161H103V163H102ZM133 163V168L131 167L132 166V164H131V162ZM142 161V162H141ZM147 161V162H146ZM151 161H153V162H151ZM181 161L183 162V163H181ZM187 161V162H186ZM210 161V162H209ZM212 161V162H211ZM225 161H227V163L225 162ZM230 161H231V163H230ZM237 161V162H236ZM39 162V163H38ZM61 164H59V163ZM63 162V163H62ZM67 162V163H66ZM95 163V165H92V164H94ZM99 164H98V163ZM116 162V163H115ZM123 162H125V163H123ZM137 162V163H136ZM186 162V163H185ZM214 162V163H213ZM215 162H217V163H215ZM41 163H42V165H41ZM57 163H58V165H57ZM79 163H81V165L79 164ZM82 163H85V164H82ZM92 163V164H91ZM98 165H97V164ZM101 163V164H100ZM130 163V164H129ZM162 163H163V161H162ZM211 163H213V164H211ZM221 163V164H220ZM79 164V165H78ZM118 164V166H116ZM122 164H124V165H127V166H124L123 167V165ZM135 164H137V166H134ZM138 164H139V166H138ZM142 164V165H141ZM147 164V165H146ZM152 164H154V165H152ZM164 164V163H163ZM188 164H189V166H188ZM215 164H217L216 166H215ZM229 166H228V165ZM231 164H233V165H231ZM49 165V166H48ZM55 165V166H54ZM63 165H65V166H63ZM143 165H144V167H143ZM149 165V166H148ZM208 165V166H207ZM211 165V166H210ZM226 165V166H225ZM235 165V166H234ZM66 166H70L69 168L68 167H66ZM78 166V169L76 168ZM81 166V167H80ZM86 166V167H85ZM90 166V167H89ZM120 166H122V167H120ZM141 166V167H140ZM154 166V167H153ZM213 166V167H212ZM218 166V167H217ZM222 166V167H221ZM231 166V167H230ZM48 167V168H47ZM50 167V168H49ZM54 167V168H53ZM60 167H61V169H60ZM63 167V168H62ZM129 167H131V168H129ZM143 167V168H142ZM167 167V168H169V171H170V173H172L173 171V173L174 174H172V176H175V177H177L178 176V174L180 175V176H182V177H179V179L178 180H176V183H175V181H174V183H172L173 185H175L176 187L174 188V186H172V184H171V181H170V179H169V182L168 181H166L165 179H168L167 178V174H165V173H167V168H166V170H165V168ZM174 167V168H173ZM176 167H178V169L176 168ZM189 167V168H188ZM191 167H193V168H195V169H191ZM200 167V168H199ZM227 169H225V168ZM230 167V168H229ZM48 171V172H46V170ZM81 168V169H80ZM86 170H85V169ZM128 168L130 169V170H128ZM146 168V169H145ZM182 168H186L187 170H188V173H187V171L185 172V171H183V169ZM207 168V169H206ZM219 168H221L220 170H219ZM233 168V169H232ZM49 169V170H48ZM50 169H51V172H50ZM64 169V170H63ZM78 170V171H80L79 173H77L78 171H76V170ZM84 169V170H83ZM135 169V170H134ZM140 169V170H139ZM177 169V170H176ZM191 169V170H190ZM197 169V170H196ZM208 169H210V170H208ZM216 169V170H215ZM225 169V170H224ZM230 169H231V171H230ZM42 170V171H41ZM45 170V171H44ZM59 170V171H58ZM60 170L61 171H65L66 173H60ZM74 170V171H73ZM85 171V172H83V171ZM120 170H121V172H120ZM124 170V171H123ZM131 170H132V172H131ZM149 170L150 171H152L151 173L149 172ZM181 170V171H180ZM191 172H190V171ZM194 170V171H193ZM218 170V172H216ZM222 170V171H221ZM236 170V171H235ZM246 170H248V171H246ZM40 171H41V173H40ZM44 171V172H43ZM69 171V172H68ZM73 171V172H72ZM143 171V172H142ZM154 171H156L155 173H154ZM160 171V172H159ZM168 171V172H169ZM204 171V170H203ZM210 171V172H209ZM220 171V172H219ZM242 171V172H241ZM260 171H262V173L260 172ZM46 173V174H43V173ZM52 172L54 173V174H52ZM60 174H59V173ZM72 172V173H71ZM124 172V173H123ZM135 172V173H134ZM182 172H184V174L182 173ZM213 172V173H212ZM226 172H229L228 174L226 173ZM240 172V173H239ZM253 172V173H252ZM257 173V175L255 174V173ZM50 173V174H49ZM75 173H77V174H75ZM81 173H82V176L80 177L79 175H81ZM128 173V174H127ZM147 175H146V174ZM149 173V174H148ZM157 173V174H156ZM182 173V174H181ZM186 173V174H185ZM190 173V174H189ZM212 173V174H211ZM217 173V174H216ZM220 173V174H219ZM225 173V174H224ZM236 174V175H233V174ZM252 173V174H251ZM5 174V175H4ZM39 174V175H38ZM136 174V175H135ZM137 174H138V178H139V180L142 182H140L138 179H137ZM160 176H159V175ZM162 174V175H161ZM164 174V175H163ZM211 175V177H210V175ZM224 174V175H223ZM249 174V175H248ZM3 175H4V177H3ZM40 175H42V176H40ZM49 175V176H48ZM50 175H51V177H50ZM57 177H56V176ZM66 175V176H65ZM76 175H78V176H76ZM131 175H132V177H131ZM143 177H142V176ZM151 175V176H150ZM185 175V176H184ZM188 175V176H187ZM193 175V176H192ZM233 175V176H232ZM6 176V177H5ZM39 176H40V178H39ZM45 176V177H44ZM49 178H48V177ZM53 176V177H52ZM60 176V177H59ZM62 176V177H61ZM67 176H68V178H67ZM72 176H73V179L71 180V178H72ZM134 176H135V179H134ZM145 176V177H144ZM150 176V177H149ZM166 176V177H165ZM196 176H197V178H196ZM209 176V177H208ZM217 176V177H216ZM220 176V177H219ZM232 176V177H231ZM258 176V177H257ZM44 177V178H43ZM46 177H47V179H46ZM63 177H65V178H63ZM84 177V178H83ZM124 177V178H123ZM147 177V178H146ZM154 177V178H153ZM161 177V178H160ZM163 177H164V180H163ZM174 177V178H175ZM193 177V178H192ZM195 177V178H194ZM213 177V178H212ZM52 178H53V180H52ZM59 178V179H58ZM63 178V180L61 181V179ZM79 178V179H78ZM82 178V179H81ZM131 178H133V179H131ZM146 178V179H145ZM160 178V179H159ZM181 178V179H180ZM189 178V180H193V182L191 181H189V180H187ZM212 178V179H211ZM223 178H225V179H223ZM231 178V179H230ZM258 178V179H257ZM45 179V180H44ZM52 181H51V180ZM67 181H66V180ZM70 179V180H69ZM77 179H78V181H77ZM84 179L85 180H87V182H84ZM136 179L138 180V182L140 183V184H143L144 182H145V184H147L146 185V187H147V190H149V187H156V186H158L156 189H153L152 190V195L153 196H156V197H152V199H153V204H155L154 206V210L155 211H157L156 209H158V210H160V208L158 207V206H161L162 204L165 206L166 204H168V205H170L169 203H172L174 206L172 207V210L173 211H170V212H172V216H174V217H177V224L175 225V224H169V227H168V225L167 226H163L162 227V229L164 228V230H162V229H155V230H157L156 231V233L154 232V231H148V229L147 230H145L146 231V239L145 240H143V239H140V241H139V236L137 235L138 234V232L140 231V228L138 229V228H136L135 226L133 227H131L129 224H127L128 222H132V221H136V218H137V220H139L140 219V217H141V215L143 216V215H145V216H147L145 213H149V208L151 207V205L149 206L148 205V207H147V205L146 206H143V207H140L142 204L141 203H143V200L141 201V202H139V203H137L136 204V206H135V209L133 208L132 210H128V209H126V207H124L121 203H120V201H119V196H118V194H116V192L118 191L119 192V190H123V191H125V193H127L126 191H127V188H129L130 187V185L131 184H134L135 183V181H136ZM149 179H153L154 180V183H153V180H150V181H152V182H150L149 181ZM196 179V180H195ZM198 179H200V180H198ZM211 179V180H210ZM229 179V180H228ZM232 179L235 181H232ZM60 180V181H59ZM69 180V181H68ZM161 180H163V181H161ZM181 180V181H180ZM186 180V181H185ZM194 180H195V182H194ZM202 180H205V181H203L204 183H203V185H201L200 183L202 182ZM226 180V181H225ZM229 182H228V181ZM232 182H231V181ZM256 180H258V181H255ZM56 181V182H55ZM71 181H72V183H74V184H72L71 183ZM79 181H82L81 183L79 182ZM132 181V182H131ZM179 181H180V184H181V186H180V184H178L179 183ZM207 181V182H206ZM238 181V182H237ZM242 181H244V183H242ZM263 181V182H262ZM50 182V184H48ZM53 182H54V184H53ZM79 182V183H78ZM137 182V181H136ZM157 182H159V183H157ZM167 182V183H166ZM185 182V183H184ZM187 182V183H186ZM199 182V183H198ZM240 182V186L238 185V183ZM250 182V183H249ZM256 184H255V183ZM262 182V183H261ZM55 183H56V185H55ZM131 183V184H130ZM151 185H150V184ZM157 183V184H156ZM161 183V184H160ZM166 183V184H165ZM182 183H184L186 186H184ZM213 183V184H212ZM229 183V184H228ZM233 183V184H232ZM53 184V185H52ZM79 184V185H78ZM129 184V185H128ZM136 184V183H135ZM221 184H222V186H223V188H222V186H221ZM226 184V185H225ZM50 185V186H49ZM60 185H61V187H60ZM230 185V186H229ZM242 185H244V186H242ZM253 185V186H252ZM255 185H258V186H255ZM68 186H70L71 188H68ZM167 186V187H166ZM172 186V187H171ZM181 188H180V187ZM184 186V187H183ZM188 186V187H187ZM189 186H191V188L189 187ZM227 186V187H226ZM233 188H232V187ZM49 187H51V188H49ZM143 187V186H142ZM170 187V188H169ZM180 188V190H179V188ZM202 187V188H201ZM219 187H221V188H219ZM231 187V188H230ZM235 187H237V188H235ZM247 187H248V189H247ZM24 188V189H23ZM45 188H47L46 190H45ZM57 188V189H56ZM64 188V189H63ZM73 188V189H72ZM126 188V189H125ZM173 188V189H172ZM201 188V189H200ZM218 188V189H217ZM242 190H245V192L244 191H242ZM246 188V189H245ZM253 188V189H252ZM49 189H51V190H49ZM54 189V190H53ZM56 189V190H55ZM66 189V190H65ZM72 189V190H71ZM165 189V190H164ZM171 189V190H170ZM186 189H187V191H189V192H191L192 190V192H191V194L193 193V192H195V193H193L192 195L189 193V192H187L186 191ZM192 189V190H191ZM200 189V190H199ZM227 191H226V190ZM233 189V190H232ZM238 191H237V190ZM255 190L256 189V191H253L252 192V190ZM48 190V191H47ZM66 192H65V191ZM168 190V191H167ZM184 190V191H183ZM228 190H229V192H228ZM73 191V192H72ZM154 191V192H153ZM168 192V194H167V192ZM171 191V192H170ZM174 191V192H173ZM177 191V192H176ZM250 191V192H249ZM70 192V193H69ZM161 192V193H160ZM183 193V194H181V193ZM199 192V193H198ZM200 192L202 193L201 195H200ZM3 193H5L4 195H3ZM19 194L18 196L16 195V194ZM22 193V194H21ZM26 193H28L27 195H26ZM65 193V194H64ZM107 193V194H106ZM109 193V194H108ZM112 193V194H111ZM165 193V194H164ZM175 193V194H174ZM180 193V194H179ZM189 194V196H186V195H188ZM243 193V194H242ZM264 193V192H263ZM9 194H10V196H9ZM11 194H14V196L13 195H11ZM31 194V195H30ZM33 194V195H32ZM73 194V195H72ZM174 196H173V195ZM185 194V195H184ZM22 196V198H20L21 196ZM71 195V196H70ZM96 195H98V196H96ZM116 195V196H115ZM151 195V196H152ZM160 195V196H159ZM162 195V196H161ZM200 195V196H199ZM1 196H3V197H1ZM23 196L25 197L24 199H23ZM33 196V197H32ZM61 196H63V197H61ZM66 196H68L67 198H66ZM93 196V197H92ZM96 196V197H95ZM105 196H107L106 198H105ZM110 196V197H109ZM179 196V197H178ZM182 196H184V197H182ZM13 197V198H12ZM115 199H114V198ZM162 197H163V199H162ZM170 197V198H169ZM185 197H187V199H189L190 200V202H192V203H194L195 204V206H196V208H195V210L197 211V212H200V213H197L196 211H191L192 213H190L189 214V212H188V210H187V212L186 211H184L183 213H180L178 210H176V209H178L179 208V202L181 201V200H184L185 199V201H183V202H187V199L185 198ZM7 199V200H5V199ZM11 198V199H10ZM38 198V199H37ZM69 198V199H68ZM108 198V199H107ZM110 198H112V199H110ZM117 198H118V200H117ZM159 198V199H158ZM176 198V199H175ZM182 198V199H181ZM195 200H194V199ZM2 199V200H1ZM19 199V200H18ZM21 199H22V202H20L21 201ZM29 199V201H27ZM36 200V203L34 202L35 200ZM89 199H90V202H89ZM109 199L111 200V201H109ZM237 199V198H236ZM18 200V201H17ZM40 202H39V201ZM63 200H66L67 201V203H66V201H64L63 202ZM97 200V202H93V201H96ZM163 200H165V201H163ZM2 201V202H1ZM6 201V202H5ZM33 201V202H32ZM42 201V202H41ZM60 201V202H59ZM92 201V202H91ZM107 201V202H106ZM113 201H115L114 202V204H113ZM158 201V202H157ZM17 202V203H16ZM70 202V203H69ZM155 202V203H154ZM165 204H164V203ZM175 202V203H174ZM6 203L7 204H9V206L8 205H6ZM18 203H20V205L18 204ZM59 203V204H58ZM161 203V205H159ZM21 204L23 205V207L21 206ZM36 204V205H35ZM37 204H40V205H38V207L39 208H37ZM96 204H97V206H96ZM105 204V205H104ZM246 204V203H245ZM15 205H16V207H15ZM107 205V206H106ZM110 205V206H109ZM111 205H112V207H111ZM114 205V206H113ZM162 205V206H163ZM232 205V206H231ZM236 205V206H235ZM22 208H21V207ZM29 207V208H27V207ZM104 206V207H103ZM194 206V207H195ZM26 207V208H25ZM32 207H36L37 209H34V208H32ZM43 207L44 208H46V210L45 209H43ZM97 207V208H96ZM102 207V208H101ZM111 209H110V208ZM232 207H234V208H232ZM10 208V209H9ZM105 208H107L106 210H104L103 211V209H105ZM199 208V209H198ZM8 209H9V211H8ZM23 209V210H22ZM27 209H29V212H31V213H29V212H27L28 210ZM34 209V210H33ZM39 209V210H38ZM100 209V210H99ZM116 209V210H115ZM123 209V210H122ZM125 209V210H124ZM175 209V210H174ZM11 210V211H10ZM26 210V213L24 212ZM43 210H45V211H43ZM95 210H97V212L95 211ZM99 210V211H98ZM110 210H115V211H110ZM120 210H122V211H120ZM137 210V211H136ZM2 211V212H1ZM17 211V212H16ZM21 211H23V213L21 212ZM34 211H36V212H38V213H36V212H34ZM102 211V212H101ZM125 211V212H124ZM142 211V212H141ZM145 211V212H144ZM176 211H177V213H176ZM233 211V212H232ZM18 213L17 215L19 216H16L15 218H13V217H11V216H13V215H15L16 213ZM32 212H34V213H32ZM46 212H48V213H46ZM70 212H71V214H70ZM101 212V213H100ZM111 212V213H110ZM123 212V213H122ZM138 212V213H137ZM179 212V213H178ZM194 212H196V214L194 213ZM231 212V213H230ZM2 213V214H1ZM11 214V215H9V214ZM20 213H22V214H20ZM39 213H42V214H39ZM102 215V213H103V215L102 216H100V214ZM109 215H107V214ZM119 213V214H118ZM138 215H137V214ZM186 213V214H185ZM13 214V215H12ZM24 214H26L25 216H24ZM36 216H39V217H37L39 220H37V218H35L34 217V215ZM39 214V215H38ZM44 214V215H43ZM58 214V215H57ZM64 214V215H63ZM66 214H68V215H66ZM99 214V215H98ZM113 214L115 215V216H113ZM125 215V216H123V215ZM129 214H131V217H129L130 215ZM140 214V215H139ZM160 214H164V213H161L160 212ZM174 214V215H173ZM176 214V215H175ZM180 214V215H179ZM183 214H185V215H183ZM192 214V215H191ZM195 214V217L193 216ZM200 214V215H199ZM201 214H202V216H201ZM211 214V215H210ZM43 215V216H42ZM121 215V216H120ZM134 215H135V217H134ZM181 215H182V217H181ZM196 215H197V217H196ZM199 215V216H198ZM205 215V216H204ZM207 215H208V217H207ZM212 217H210V216ZM245 215V216H244ZM28 216H30V217H28ZM45 216H47V217H45ZM55 216H57V218L55 217ZM58 216H59V220H58ZM64 216H67L68 218H64ZM107 216H108V218H107ZM112 216H113V219H112ZM137 216V217H136ZM144 216V217H145ZM188 216H190V217H188ZM218 216H223L222 218L221 217H218ZM61 217V218H60ZM62 217H63V219H62ZM118 217V218H117ZM180 219H179V218ZM191 217L193 218V219H191ZM203 217V218H202ZM209 218V219H207V218ZM236 217H239V218H241V219H239L240 221H241V224L239 223L240 221L236 218ZM245 219H244V218ZM249 219V220H251L250 222H249V220L247 219V218ZM12 218L13 219H15V221L17 220V222H18V220L21 222V223H24V225H22V224H20V231H21V229H22V232H19L20 234H16L15 236H13V237H9L10 238V240H9V238L5 235L7 232H5L3 229H4V227H6L8 224H9V222L12 220ZM27 218V219H26ZM31 218V219H33L34 220V218H35V222L34 221H32L31 219H30V221H28L29 219ZM41 218V219H40ZM45 218H48L47 220L45 219ZM54 218H56V222H55V219ZM70 218V219H69ZM101 218V220H99V219ZM112 220H111V219ZM116 218V219H115ZM125 218V219H124ZM134 218V219H133ZM187 218V219H186ZM190 218V219H189ZM199 220H198V219ZM204 218H206V220L204 219ZM214 218V219H213ZM219 218V219H218ZM9 219V221H7ZM25 219V220H24ZM54 219V221H52V220ZM62 219V220H61ZM67 219V220H66ZM115 219V220H114ZM121 219H122V221H121ZM129 219V220H128ZM132 219V220H131ZM197 219V220H196ZM211 219H213V220H211ZM247 219V220H246ZM43 220V221H42ZM52 222H51V221ZM66 220V221H65ZM105 220H106V222H105ZM125 220H127V221H125ZM192 220V221H191ZM208 220V221H207ZM217 220H219L220 221V223H219V221H218V223L216 222ZM233 220H235V222H233ZM237 220V221H236ZM257 220V222H255ZM23 221H25V222H23ZM38 221V222H37ZM50 221V222H49ZM59 221H61V222H59ZM103 221V223L105 224V225H103V223H101ZM125 221V222H124ZM188 221V222H187ZM197 221H200V222H197ZM204 221H206V222H204ZM213 221V222H212ZM222 221V222H221ZM245 221V222H244ZM261 221V222H260ZM6 222V224H4ZM8 222V223H7ZM31 222V223H30ZM34 222V223H33ZM41 222V223H40ZM55 222V223H54ZM59 222V223H58ZM109 222V223H108ZM114 222H116V224L114 223ZM181 222V223H180ZM184 222H185V225H184ZM194 223V225L196 224V222H197V224H196V229H195V226L193 225V223ZM210 222V223H209ZM216 222V223H215ZM223 222H224V224H223ZM237 222V223H236ZM243 222V223H242ZM247 222H248V224L249 225H247L246 227L247 228H245V225L247 224ZM252 222V223H251ZM14 223V222H13ZM19 223V222H18ZM40 223V224H39ZM52 223V224H51ZM54 223V224H53ZM66 223V224H65ZM69 223V224H68ZM119 223V224H118ZM124 225H123V224ZM190 223V224H189ZM209 223V224H208ZM212 223H213V225H212ZM234 223V224H233ZM244 223H246V224H244ZM253 223H255V224H253ZM257 223V224H256ZM35 224V225H34ZM42 224V225H41ZM63 224V225H62ZM96 224H97V226L99 227H97L96 226ZM100 224H102V226L105 228H103ZM110 224V225H109ZM113 224H115V225H113ZM203 226H202V225ZM206 224H208L207 226H206ZM212 226H211V225ZM263 224H264V222H263ZM41 227H40V226ZM44 225V226H43ZM56 225V226H55ZM58 225H61L60 227L58 226ZM107 225H108V227H107ZM123 225V226H122ZM188 225V226H187ZM216 225V226H215ZM233 225H234V227H233ZM235 225H237V229H236V226ZM242 225V226H241ZM244 225V226H243ZM23 226V227H22ZM25 226V227H24ZM33 226H35L34 228H33ZM37 226H39V227H37ZM63 226V227H62ZM110 226V227H109ZM112 226V227H111ZM123 229V230H121V228ZM127 227V228H125V227ZM180 226V227H179ZM191 226V227H190ZM199 226H201V227H199ZM209 226H211L212 228H213V226H214V229H212L211 227V229L209 228ZM221 226H223V227H221ZM231 226L233 227V228H231ZM249 226H251V227H249ZM31 230H29L28 228ZM47 227V228H46ZM62 227V228H61ZM66 227V228H65ZM97 227V228H96ZM100 227H102V228H100ZM107 227V228H106ZM117 227V228H116ZM140 227V226H139ZM174 227V228H173ZM178 227V228H177ZM203 227H205V229H203ZM220 227V228H219ZM226 227V228H225ZM241 229H240V228ZM248 227H249V229L250 230H247L248 229ZM258 227V226H257ZM262 227V226H261ZM24 228H27L28 229V231L27 230H25ZM36 228V229H35ZM45 228H46V230H45ZM66 230H65V229ZM86 228H87V230H89L90 231V233H92V235L89 233H87L88 231L86 230ZM96 228V229H95ZM113 229V230H111V229ZM120 228V229H119ZM134 228H135V230H134ZM166 228H168V229H166ZM180 228V229H179ZM197 228H198V230H197ZM231 228V229H230ZM239 228V229H238ZM42 229H44L43 231H41ZM98 229V230H97ZM99 229H102V230H99ZM107 229V230H106ZM109 229V230H108ZM169 229H172V230H169ZM174 229V230H173ZM186 229V230H185ZM190 229H192V231L190 230ZM209 229V230H208ZM217 229V230H216ZM220 229V230H219ZM229 229V230H228ZM233 229V230H232ZM235 229V230H234ZM244 229V230H243ZM255 229V230H254ZM6 230V229H5ZM23 230H25V231H23ZM105 230V231H104ZM116 230H118V231H116ZM130 230V231H129ZM160 230V231H159ZM189 230V231H188ZM199 230H201V231H199ZM206 232H205V231ZM212 231V233H213V235H212V233H211V231ZM216 230V231H215ZM231 230V231H230ZM237 230H239V232L237 231ZM243 230V231H242ZM253 230H254V232H253ZM1 231H2V233H1ZM34 231V232H33ZM36 231V232H35ZM38 231V232H37ZM46 231V233H44ZM82 231V232H81ZM87 231V232H86ZM102 231V232H101ZM107 231H108V233H107ZM112 231V232H111ZM126 231V232H125ZM132 231V232H131ZM163 231V232H162ZM168 231H171V232H168ZM179 231H180V233H179ZM181 231H182V233H181ZM204 231V232H203ZM210 231V233H209V235H207V233ZM224 231V232H223ZM230 231V232H229ZM248 231V232H247ZM252 231V232H251ZM30 232V234H32V235H28V233ZM43 232V233H42ZM98 232V233H97ZM111 234H110V233ZM116 234H115V233ZM183 232H184V234H183ZM186 232V233H185ZM218 232H220L219 234H218ZM231 232H233V234L231 233ZM235 232H236V234H237V232H238V235H241V240H239V241H234L233 240V242H231L230 240H229V238L231 237V235L232 236H235L236 234H235ZM244 232H247V233H244ZM251 232V233H250ZM22 233V234H21ZM26 233V234H25ZM33 233H35V234H37V235H35V234H33ZM85 233H87L88 235H86ZM106 233V234H105ZM126 233H128L127 234V236H123V235H125ZM148 233V234H147ZM173 233V234H172ZM225 233V234H224ZM228 233V234H227ZM231 233V234H230ZM250 233V234H249ZM252 233H253V235H252ZM4 234V235H3ZM78 234V235H77ZM82 234V235H81ZM85 234V235H84ZM100 234H103V235H100ZM110 234V235H109ZM116 235V239L113 237V236H115ZM118 234V235H117ZM121 234V235H120ZM130 234H132V235H130ZM160 234V235H159ZM165 234V235H164ZM171 234V235H170ZM194 236H193V235ZM200 234H202V235H200ZM218 236H217V235ZM222 234V235H221ZM224 234V235H223ZM242 234H244V236H242ZM20 235L22 236V237H20ZM24 235V236H23ZM36 237H34V236ZM42 235V236H41ZM90 235V236H89ZM95 235V236H94ZM99 235V236H98ZM107 235H108V237H107ZM135 235V236H134ZM137 235V236H136ZM158 235V236H157ZM162 235V236H161ZM189 235V236H188ZM193 237H192V236ZM200 235V236H199ZM228 235H229V237H228ZM245 235H247V236H245ZM4 236H6L7 237V242H5V237L3 238ZM16 236L18 237V238H16ZM28 236H30L29 238H28ZM40 236V237H39ZM64 236V237H63ZM78 236V237H77ZM82 238H81V237ZM86 236H88V237H86ZM99 238H98V237ZM100 236H102L101 238H100ZM121 236L122 237H125V238H121ZM130 236V237H129ZM156 236V237H155ZM171 236H173V237H171ZM175 236V237H174ZM178 236H180L179 237V239H178ZM184 236V237H183ZM198 236V237H201V239L202 240H196V239H192V238H196V237ZM214 236L216 237V240H215V238H214ZM220 236L222 237V238H220ZM223 236H226V237H223ZM248 236H251L250 238L248 237ZM253 236V237H252ZM255 236V237H256ZM32 237V238H31ZM33 237H34V240H33ZM39 237V238H38ZM55 237H57L56 239H55ZM75 237H76V239H75ZM90 237H92V239L90 238ZM96 237V238H95ZM105 237V238H104ZM110 237H112V238H110ZM138 237V238H137ZM155 237V238H154ZM157 237H159V239H157ZM164 237H166V238H164ZM188 237V238H187ZM208 237H209V239L211 240H209L208 239ZM211 237V238H210ZM259 237H261V235L259 236ZM263 238H264V236H262ZM22 239V241H21V239ZM54 238V239H53ZM64 238V239H63ZM81 239V240H78V239ZM88 238V239H87ZM104 238V240H106V241H104V240H102ZM107 238V239H106ZM129 238V239H128ZM136 238V240L139 242H136V240H134ZM152 238H153V240H152ZM176 238V239H175ZM204 238V239H203ZM213 238H214V240H213ZM245 238V239H244ZM246 238H248V239H250V240H248V239H246ZM5 239V240H4ZM14 239V240H13ZM18 241H17V240ZM30 239V240H29ZM83 239V240H82ZM86 239H87V241H86ZM123 239H127V242H125L126 240H123ZM157 239V240H156ZM178 239V240H177ZM182 239V240H181ZM190 239H192V240H190ZM207 239V240H206ZM221 239H224V240H221ZM251 239H253V240H251ZM24 240V241H23ZM28 240V241H27ZM37 240V241H36ZM39 240H41V241H39ZM64 240V241H63ZM81 241V242H78V241ZM92 240V241H91ZM94 240L95 241H97L98 242V244H96L97 242H94ZM114 242V244H113V242ZM115 240H116V242H117V240H118V242L116 243L115 242ZM123 240V241H122ZM128 240L129 241H131V242H129V245H127V246H125V243H128ZM162 240H164L163 242H162ZM171 240V241H170ZM187 240V241H186ZM226 240H227V242H226ZM248 240V241H247ZM260 240H263L262 238L260 239ZM259 240V241H260ZM10 241V243H8ZM12 241V242H11ZM15 241V242H14ZM21 241V242H20ZM29 241H30V243H29ZM38 241L40 242V245L41 246H39L38 244ZM50 241V242H49ZM54 241V243H52ZM56 241V242H55ZM101 241V242H100ZM104 241V242H103ZM121 241V242H120ZM148 241V242H147ZM152 241V242H151ZM153 241H155L154 242V244H153ZM156 241H158V242H156ZM169 243H168V242ZM185 241V242H184ZM192 242V243H189V242ZM204 241V242H203ZM206 241V242H205ZM215 241H216V243H215ZM229 241V242H228ZM245 241V242H244ZM247 241V242H246ZM19 242V243H18ZM35 242V243H34ZM43 242V243H42ZM108 242V243H107ZM110 242V243H109ZM149 242H150V244H152L153 245V247H151L150 249H152L153 251L152 252H150L151 250H149V252L147 251V253L143 256V255H141L140 256V258H141V260H142V262H141V260H139L140 258H138L137 256H139V254H138V252L137 253H134V255H136L135 256V258L133 257V260H132V258H129L130 256H128V254L127 253H125V257H124V252H121L122 250H121V247L122 246H125V249L127 248V249H129L130 248V251H133L132 250V248L134 247V246H136V245H146L147 247L150 245L149 244ZM166 242V243H165ZM175 243L176 242V244H170V243ZM182 242H183V245H182ZM187 242V243H186ZM194 242L196 243V245H194ZM212 242H213V244H212ZM218 242V243H217ZM221 242V243H220ZM222 242H225V243H222ZM231 242V243H230ZM242 242H244V243H242ZM5 243V244H4ZM6 243H8V244H6ZM17 243H18V245H17ZM36 243H37V245H36ZM50 244V246H48V245H46V247H44L45 246V244ZM51 243H52V246H51ZM57 244V246H56V244ZM62 244V247L61 246H59V245H61ZM70 243V244H69ZM89 243V244H88ZM93 243L95 244V245H93ZM103 245H102V244ZM122 243H123V245H122ZM136 243V244H135ZM146 243V244H145ZM164 243H165V245H164ZM180 243V244H179ZM185 243V244H184ZM198 243L200 244V245H198ZM205 243V244H204ZM230 245H233V247L232 246H230ZM238 243V245L236 246L235 244H237ZM242 243V244H241ZM15 244V245H14ZM32 246H31V245ZM44 244V245H43ZM74 244V245H73ZM77 244V245H76ZM118 244V245H117ZM131 244V245H130ZM135 244V245H134ZM158 244H159V247H158ZM187 244V245H186ZM188 244H190V245H188ZM217 244V245H216ZM219 244H221V247H222V249H221V251H220V245ZM223 244V245H222ZM227 244V245H226ZM243 244H244V246L245 247H241V246H243ZM249 244V245H250ZM3 245V246H2ZM6 245L8 246L9 245V247H11V248H9V247H7L6 248ZM10 245H12V246H10ZM14 245V246H13ZM53 245H55L54 247H53ZM65 245H67V246H65ZM68 245H70V246H68ZM80 246V249H79V247H75V246ZM86 245V246H85ZM88 245V246H87ZM97 245V246H96ZM99 245H101V246H99ZM106 245V246H105ZM117 245V246H116ZM120 245H121V247H120ZM134 245V246H133ZM167 245V246H166ZM176 245V246H175ZM185 245L187 246V248L185 247ZM205 245V246H204ZM208 245V246H207ZM211 245V246H210ZM229 245V246H228ZM17 248H16V247ZM48 246V247H47ZM73 246H74V248H73ZM82 246H83V248H82ZM91 246V247H90ZM95 246V247H94ZM102 246L104 247V248H102ZM110 246V248H108ZM130 246V247H129ZM180 246L184 249H182V248H180ZM190 246V247H189ZM196 246V247H195ZM204 248H203V247ZM228 246V247H227ZM240 246V247H239ZM4 248V249H2V248ZM40 247V248H39ZM42 247H43V250H42ZM52 247H53V249H52ZM60 247V248H59ZM68 247V248H67ZM96 247H99V249L98 248H96ZM115 247V248H114ZM156 247V248H155ZM158 247V248H157ZM166 247H167V249H169V250H171L170 249V247L173 249V248H175L174 249V251L172 250V251H170V253H169V250H167L166 249ZM189 247V248H188ZM216 247V248H215ZM219 247V248H218ZM231 248V250H230V248ZM257 247V246H256ZM16 248V249H15ZM46 248V249H45ZM47 248H49V249H47ZM61 248H62V250H61ZM86 248V249H85ZM90 250V251H92V252H87V251H89L88 249ZM90 248H92V249H90ZM95 248V249H94ZM102 248V250L100 251V249ZM107 248V249H106ZM118 250H117V249ZM186 248V249H185ZM195 250H193V249ZM196 248H200V250L198 251ZM211 248H214V249H211ZM235 248V249H234ZM243 248V249H242ZM247 248V249H246ZM10 249V250H9ZM57 249V251H56V253H54L55 252V250ZM60 249V250H59ZM68 251H67V250ZM75 249V250H74ZM111 249V250H110ZM114 250V252H113V250ZM115 249H116V251H115ZM126 249V250H127ZM161 249H163V250H161ZM166 249V250H165ZM180 249V250H179ZM190 249V250H189ZM192 249V250H191ZM209 249H210V252H208L209 251ZM223 249H224V251H223ZM245 249V250H244ZM249 249V250H248ZM254 249V250H253ZM263 249H264V247H263ZM26 250V251H25ZM65 250V251H64ZM70 250V251H69ZM79 250H81V251H79ZM86 250V251H85ZM96 250V251H95ZM108 250V251H107ZM156 250H160L159 252H157ZM182 250V251H181ZM186 250V251H185ZM232 250H234V251H232ZM236 250V251H235ZM252 250V253L250 254V251ZM11 251V252H12ZM44 251H46L45 253H43ZM75 251V252H74ZM94 251H95V253H94ZM103 251V252H102ZM163 251H164V253H163ZM177 251L179 252V253H177ZM204 251H206L207 253H205ZM212 251H214V252H212ZM219 251V252H218ZM249 251V252H248ZM27 252V253H26ZM39 252V253H38ZM51 254H50V253ZM53 252V253H52ZM81 252H82V255H81ZM102 252V253H101ZM107 252V253H106ZM114 254H113V253ZM177 254H176V253ZM190 252V253H189ZM197 252H198V255H197ZM202 252V253H201ZM235 252H237V253H235ZM248 252V253H247ZM26 253V254H25ZM42 254V256H41V254ZM58 253H61V255L59 254L58 255ZM63 253V254H62ZM65 253V254H64ZM68 253V254H67ZM72 253V254H71ZM98 253V254H97ZM104 253H106L105 255H104ZM156 253V254H155ZM175 253V254H174ZM182 253V254H181ZM189 254V256H190V254H191V256L189 257L188 256V254ZM193 253V254H192ZM196 253V254H195ZM204 253V254H203ZM209 253V254H208ZM214 253V254H213ZM215 253H217V254H215ZM222 253H224V254H222ZM231 253H233V254H230ZM21 254V255H22ZM45 254V255H44ZM74 254V255H73ZM85 255V257H84V255ZM90 254V255H89ZM92 254V255H91ZM100 254H101V256L103 257H101L100 258ZM181 256H180V255ZM186 255L185 257H184V255ZM222 256H221V255ZM250 256H249V255ZM7 255V254H6ZM47 255H49V258H48V256ZM51 255V256H50ZM53 255H58L57 257H54L53 258ZM64 255V256H63ZM80 255V256H79ZM119 255V256H118ZM179 255V256H178ZM203 255V256H202ZM207 255V256H206ZM224 255V256H223ZM234 255V256H233ZM244 255H246L245 257H243ZM248 255V256H247ZM62 257V259H61V257ZM81 256H82V259H81ZM92 256V257H91ZM108 256V257H107ZM110 256V257H109ZM113 258H112V257ZM114 256H115V258H114ZM164 259V260H162L161 259V257ZM165 256H167V257H165ZM178 256V257H177ZM188 256V257H187ZM196 256H197V259H196ZM206 256V257H205ZM212 256V257H211ZM232 256V257H231ZM28 257V258H27ZM74 257V258H73ZM76 257V258H75ZM84 257V258H83ZM89 257V258H88ZM107 257V258H106ZM150 257V258H149ZM156 257H158V258H156ZM183 257V258H182ZM187 257V258H186ZM204 257V258H203ZM229 257V258H228ZM32 258V259H31ZM37 258V259H36ZM40 258V259H39ZM51 258V259H50ZM56 259V260H53V259ZM66 258V259H65ZM105 258V260H103ZM117 258H119L118 260H117ZM144 258V259H143ZM146 258V259H145ZM155 259V260H159L158 262L157 261H153L152 259ZM177 258H179L178 260H176ZM196 259V260H194V259ZM203 258V259H202ZM224 258V259H223ZM225 258H227V259H225ZM232 258V259H231ZM253 258H255V257H253ZM22 259L24 260V261H22ZM30 259V260H29ZM42 259V260H41ZM46 259V260H45ZM61 259V260H60ZM88 259V260H87ZM92 259V260H91ZM95 260V262H94V260ZM97 259V260H96ZM115 259V260H114ZM123 259V260H122ZM125 259H128V260H125ZM166 259V260H165ZM169 259V260H168ZM187 259V260H186ZM244 259V260H243ZM251 259V260H250ZM263 259H264V256H263ZM7 260H9L10 261V259H7ZM28 260V261H27ZM36 260H38L37 262H39V263H37V262H35ZM43 260H45L44 261V263H43ZM64 260H66V261H64ZM77 260V261H76ZM80 260V261H79ZM87 262H86V261ZM109 260H111V261H109ZM121 260L123 261V262H121ZM148 260H149V262H148ZM216 260H218V261H216ZM220 260V261H219ZM229 260H231V261H229ZM243 260V261H242ZM26 261V262H25ZM31 261V263H29ZM33 261V262H32ZM52 261V262H51ZM96 261H97V263H96ZM103 261H104V263H103ZM106 261L108 262V263H106ZM119 261V262H118ZM131 261V262H130ZM164 261V262H163ZM181 261V262H180ZM203 261H204V263H203ZM226 261H228V262H226ZM242 261V262H241ZM12 262V261H11ZM24 262V263H23ZM49 262V263H48ZM63 262V263H62ZM157 262V263H156ZM161 262V263H160ZM177 262V263H176ZM194 262V263H193ZM199 262V263H198ZM202 262V263H201ZM223 262H225V263H223ZM230 262V263H229ZM19 263V264H20ZM166 263V264H167ZM5 264H7V263H5ZM14 264V263H13Z\"/></svg>", "mask_w": 264, "mask_h": 264}, {"label": "bare ground", "instance_id": "obj_2", "mask_svg": "<svg viewBox=\"0 0 264 264\" xmlns=\"http://www.w3.org/2000/svg\"><path fill=\"white\" fill-rule=\"evenodd\" d=\"M12 1H14V0H12ZM17 1V0H16ZM11 2L10 1V4L11 3H13V4H17V2ZM25 1V0H24ZM41 1H43V0H41ZM62 2L64 1V0H61ZM74 1V0H73ZM72 1V2H73ZM140 0H84V1H82L84 4H83V7H82V9L80 10V15H81V20L82 21H80V19H79V21L80 22H83L82 23V25H83V28L81 29V30H83V32L82 33H79L78 35H80V34H82V38H83V50L81 51L82 52V55H83V61H84V64L87 66L86 68H88V67H90V68H92V70H93V66H95V65H98V63L100 62V60L101 59H103V60H105L106 59V61L99 67V68H101V69H97L98 71H91L89 68L87 69V72H84V73H88V70H90V72H89V78L90 79H92L91 81H93L95 84H89V86H95V92L96 91H99L100 92V90H102V89H104V87H105V85H107V84H109L108 86H112V87H114L115 86V84H117V85H119V90H113V88L110 90V91H108V89L106 90V89H104L105 91H104V93H106L107 95L106 96H108L109 95V97L110 96H115V97H120V96H123L124 95V97L127 95H129V90L125 87V84H130V83H134V82H140L141 83V81H140V79H143V80H145V82H146V80L147 79H149L150 77H153L154 75H152L153 73V71H154V69L155 68H157V69H160V68H158V66L159 65H156L157 67H155L154 69H153V71L151 72V71H149L147 68L149 67V60H146L147 59V54H148V52H147V54H146V51L145 50H147V49H145L144 48V51H142L140 48L138 49V47H137V49H134L133 48V44H135L134 42H136V40H139L140 38H139V35H137V32H135L136 30H134V28H135V26H137V24H148V25H145V27H147V29H149L148 31H149V33L151 32V33H153V34H160V37H163L164 35L165 36H167V38H165V39H167V40H169V42H170V44L174 47L173 49H174V51H175V53H177V56H178V58H179V60L177 59V60H175L179 65H184V66H192V67H194V68H200V67H202V69H203V67L205 66V64H207L208 65V62H206L208 59H209V57L210 56H212V52H213V47H212V49H210L209 47H208V45H209V43H199V37L202 35L201 34V32H200V36H199V34L197 35V32H199V31H203L204 33H206L207 31H210V32H212L213 30H215L214 28L216 27V29H218V28H220L221 29V26H223V27H227V30H228V28L229 27H232L231 29V31H232V33L234 32V30L235 31H237L236 30V28H240V27H242L243 26V24L244 23H247V22H253V24H252V28L254 29V30H264V14H258V11H257V14L258 15H255V14H253V12H254V9L255 8H253L252 9V11L253 12H244V13H241V14H238V15H234L233 14V12L232 11H230L229 9L230 8H227L228 9V11L225 13V11H221L220 10V12L218 11V12H215L214 13V11L211 13V12H207V11H204V10H201L199 7V10H197L196 9V7L194 6V5H192V2L194 3V0L190 3V4H187V3H189L188 1L189 0H187V3H185V4H187L188 6H190L191 5V7L192 6H194L195 8H193V10L191 9V7H189L188 9V12H186V11H184L183 10V8L184 7H182V5L183 4H181L182 3V1H181V3H180V0H179V2H177V1H171V3L169 4V5H167L168 7H170L171 6V9L173 8V7H175V9L177 8V10L174 12V11H172L173 13L172 14H169L168 12H166L167 11V8L166 7H164V9H161L160 11H158V9L157 10H155V9H149V10H144V9H146V6H145V8H142V9H138V7H137V5L138 4H140L141 3V1L139 2ZM147 1V0H146ZM148 1H150V0H148ZM153 1V0H152ZM156 1L157 0H155V5H153L154 6V8H155V6H156ZM185 1V0H184ZM183 1V2H184ZM196 1V0H195ZM204 1V0H203ZM211 1V0H210ZM209 1V3H210V5H213V3H211ZM214 1V0H213ZM220 1V0H219ZM222 1V0H221ZM246 1H248V2H246ZM245 2L247 3V4H249L250 2V0H246ZM252 1V0H251ZM257 1V0H256ZM53 2H55L54 0H53ZM65 2H67V1H65ZM65 2H63V3H65ZM144 2V1H143ZM159 2V1H158ZM160 2H162V1H160ZM167 2V1H166ZM166 2H165V4H166ZM198 2V5H200L199 3L201 2V1H197ZM208 1H206L205 3H202V4H206ZM216 2V1H215ZM223 2V1H222ZM224 2H226V1H224ZM255 2V1H254ZM258 2V1H257ZM18 3H19V1H18ZM22 3V2H21ZM24 3V2H23ZM34 3V2H33ZM36 3V2H35ZM63 3L61 4V5H63ZM81 3V2H80ZM145 3V2H144ZM147 3V2H146ZM149 3H151V2H149ZM221 3V2H220ZM228 3V2H227ZM240 3H242V4H246V3H244V2H240ZM262 3V2H261ZM264 3V2H263ZM262 3V4H263ZM2 4V3H1ZM27 4H28V2H27ZM32 3H30L29 5H31ZM37 4V3H36ZM58 4H60V3H58ZM57 4V5H58ZM75 4V3H74ZM143 4V3H142ZM164 4V5H165ZM215 4V3H214ZM233 4V3H232ZM231 3H230V5H232ZM239 4V3H238ZM251 4V3H250ZM252 4H255V3H252ZM3 5V4H2ZM21 5H23V4H21ZM20 5V6H21ZM35 5V4H34ZM54 5V4H53ZM55 5H56V3H55ZM64 5H66V3L64 4ZM68 5H69V3H68ZM77 5V6H76ZM75 6L77 7V8H79L78 7V5L80 6V4H76ZM159 5V4H158ZM161 5H163V3H161ZM195 5H196V2H195ZM206 5H208V3L206 4ZM205 5V6H206ZM209 5V6H210ZM216 5V4H215ZM218 6L220 5V4H217ZM216 5V6H217ZM226 5H228V4H226ZM260 5V4H259ZM32 7H33V5H31ZM36 6V5H35ZM34 6V7H35ZM142 6H144V5H142ZM151 6V5H150ZM166 6V5H165ZM203 6V5H202ZM241 6V5H240ZM262 6V5H261ZM18 7V6H17ZM33 7V8H34ZM37 7H38V5H37ZM41 7H43V5L41 6ZM52 7V6H51ZM57 7H59V6H57ZM56 7V8H57ZM73 7V6H72ZM75 7V8H76ZM182 7V8H181ZM213 7H214V5H213ZM259 7V6H258ZM263 7V6H262ZM261 7V8H262ZM31 8V7H30ZM50 8V7H49ZM56 8H54L53 9V7H52V10H51V8H50V10H51V12L52 13H54L55 11H56ZM62 8H63V6H62ZM74 8V7H73ZM74 8V9H75ZM149 8H151V7H149ZM165 8H166V10H165ZM210 8V7H209ZM208 8V9H209ZM238 8V7H237ZM20 9V8H19ZM26 9H27V7H26ZM29 9V8H28ZM28 9H27V11H28ZM32 9V8H31ZM37 8H34L33 10H36ZM44 9V8H43ZM59 9H60V7H59ZM135 9H137L139 12V14L137 13V11L135 10ZM170 9V8H169ZM185 9V8H184ZM205 9V8H204ZM212 8H210V11H212L211 10ZM218 9H219V7H218ZM226 8H225V10H227ZM241 9V8H240ZM247 9V8H246ZM249 9V8H248ZM24 10V9H23ZM32 10V11H33ZM38 10V9H37ZM45 10V9H44ZM75 10H77V9H75ZM74 10V11H75ZM174 10V9H173ZM258 10V9H257ZM260 10V9H259ZM22 11V10H21ZM25 11V10H24ZM23 11V12H24ZM216 11H217V9H216ZM249 11V10H248ZM256 11V10H255ZM264 10L262 9V12H263ZM34 12H37V11H34ZM43 12V11H42ZM42 12H39L38 11V13H42ZM63 12V11H62ZM72 12V11H71ZM235 12V11H234ZM19 13L21 14V12L19 11ZM37 13V14H38ZM65 13V12H64ZM63 13V15H65ZM66 13H68V12H66ZM78 13V14H79ZM235 13H238V12H235ZM24 14V13H23ZM28 14V13H27ZM43 14V13H42ZM55 14V13H54ZM73 14V13H72ZM71 14V15H72ZM29 15V14H28ZM30 15H32V14H30ZM36 15V14H35ZM35 15H32V16H34V19H35ZM57 15H58V13H57ZM63 15H62V17H63ZM67 15V14H66ZM76 16H77V14H75ZM13 16V15H12ZM59 17V16H58ZM66 17V16H65ZM71 17V16H70ZM79 17V16H78ZM13 18V17H12ZM17 18V17H16ZM72 18V17H71ZM80 18V17H79ZM6 19V18H5ZM19 19H20V17H19ZM22 19V18H21ZM31 19V18H30ZM65 19V18H64ZM70 19V18H69ZM73 19H76V18H73ZM78 19V18H77ZM11 20V19H10ZM18 20V19H17ZM60 20V19H59ZM62 20V19H61ZM70 20H72V19H70ZM3 21H5V20H3ZM7 21V20H6ZM9 21V20H8ZM22 21H24L23 19L21 20V22ZM26 21V20H25ZM27 21H28V17H27ZM26 21V22H27ZM55 21V20H54ZM53 21V22H54ZM73 21V20H72ZM78 21V20H77ZM12 22H14L13 20H12ZM30 22V20L28 21V23ZM61 22V21H60ZM63 22V21H62ZM69 22H71V21H69ZM233 22H235V23H239V25L237 24V25H232L233 24ZM17 23V22H16ZM27 23V24H28ZM31 23H33V22H31ZM57 23V22H56ZM248 23V24H249ZM5 24V23H4ZM3 24V25H4ZM6 24H9V23H6ZM12 24V23H11ZM69 24H71V23H69ZM73 24V23H72ZM134 24V25H133ZM247 24V25H248ZM13 25V24H12ZM15 25V24H14ZM13 25V26H14ZM22 25V24H21ZM20 25V26H21ZM61 25V24H60ZM246 25V26H247ZM250 25H251V23H250ZM249 25V26H250ZM18 26H19V23H18ZM26 26V25H25ZM28 26V25H27ZM36 26V25H35ZM72 26V25H71ZM74 26V25H73ZM142 27H143V25H141ZM14 27H16V26H14ZM29 27H31V25L29 26ZM37 27V26H36ZM58 27V26H57ZM139 27V26H138ZM138 27H136V28H138ZM178 27L179 28H181V31L180 30H178ZM6 28V27H5ZM7 28H9V26H7ZM6 28V29H7ZM21 28V27H20ZM70 28V27H69ZM144 28V27H143ZM248 28V27H247ZM14 29V28H13ZM12 29V30H13ZM33 29H35V28H33ZM71 29V28H70ZM76 29H78V28H76ZM79 29V30H80ZM146 29V30H147ZM230 29V28H229ZM242 29V28H241ZM240 29V30H241ZM4 30V29H3ZM8 30V32H9V29H7ZM22 30H24V28L22 27ZM21 30V31H22ZM74 30V29H73ZM140 30H142V28L140 29L139 28V30H138V32L140 31ZM222 31H223V29H221ZM226 30V31H227ZM247 30V29H246ZM5 31V30H4ZM20 31V30H19ZM27 31V30H26ZM58 31V30H57ZM60 31V30H59ZM70 31H72V30H70ZM77 31V30H76ZM144 31V30H143ZM161 31L163 32V36H161ZM220 31V30H219ZM219 31H217L218 33H220ZM224 31H225V28H224ZM223 31V32H224ZM229 31V30H228ZM244 31H245V29H244ZM250 31H252V30H250ZM255 31V32H256ZM1 32V31H0ZM3 32V31H2ZM16 32H17V30H16ZM41 32V31H40ZM146 32V31H145ZM253 32V31H252ZM261 32V31H260ZM259 32V33H260ZM20 33V32H19ZM18 33V34H19ZM32 33V32H31ZM43 33V32H42ZM68 33V32H67ZM70 33V32H69ZM136 33V34H135ZM144 32H142V34H143ZM208 33V32H207ZM218 33H215V34H218ZM228 33L229 32H227V35H228ZM235 33V32H234ZM246 33H247V31H246ZM246 33L244 32V35L246 36ZM249 33V32H248ZM254 33V32H253ZM257 33V32H256ZM262 34H263V32H261ZM15 34V33H14ZM13 34V35H14ZM17 34V33H16ZM15 34V35H16ZM25 34V33H24ZM24 34H19V35H24ZM37 34H39V33H37ZM36 34V35H37ZM56 34H58V33H56ZM70 34H72V33H70ZM139 34V33H138ZM140 34H141V31H140ZM145 34V33H144ZM143 34V35H144ZM147 35V37L146 38H148V37H150V36H148L149 34L148 33H146ZM213 34V33H212ZM236 34H237V32H236ZM239 34H240V32H239ZM250 34V33H249ZM252 34V33H251ZM258 34V33H257ZM2 35V34H1ZM19 35H17V36H19ZM28 35H29V33H28ZM42 35V34H41ZM76 35V34H75ZM158 35L156 36V38L158 37ZM207 35V34H206ZM210 35V34H209ZM224 35H225V33H224ZM232 35V34H231ZM234 35V34H233ZM243 35V36H244ZM254 35V34H253ZM6 36V35H5ZM26 36V35H25ZM33 36H34V34H33ZM38 36V35H37ZM43 36V35H42ZM62 36V35H61ZM74 36V35H73ZM142 36V35H141ZM164 36V37H165ZM221 37H222V35H220ZM237 36H238V34H237ZM245 36H244V38H245ZM250 36V35H249ZM256 36V35H255ZM254 36V37H255ZM260 36V35H259ZM259 36H257V37H259ZM4 37V36H3ZM12 37V36H11ZM11 37H9V39L11 40L12 38ZM27 37H30V35L29 36H27ZM41 37V36H40ZM64 37H67V34H64ZM78 37V36H77ZM153 37H155V36H151V38H153ZM202 37H205L206 38V36H202ZM217 37V36H216ZM221 37H220V39H221ZM224 37V36H223ZM227 37V36H226ZM233 37V36H232ZM240 37V36H239ZM247 39H248V34H247ZM251 37H252V35H251ZM6 38V37H5ZM4 38V39H5ZM14 38V37H13ZM32 38V37H31ZM37 38V37H36ZM43 38V37H42ZM60 38V37H59ZM145 38V37H144ZM209 38V37H208ZM235 38V37H234ZM243 38V37H242ZM259 38H261V37H259ZM16 39V38H15ZM22 39L24 40V39H26V37L25 38H23L22 37ZM22 39H18V40H22ZM28 39V38H27ZM38 39V38H37ZM58 39V38H57ZM56 39V40H57ZM73 39H75L74 37H73ZM78 39V38H77ZM161 39V38H160ZM252 39L253 38H251V41H252ZM5 40H7V39H5ZM14 40V39H13ZM13 40L11 41V42H13ZM33 40V39H32ZM48 40V39H47ZM72 40V39H71ZM79 40V39H78ZM141 40H142V37H141ZM141 40H139V41H141ZM153 40V39H152ZM166 40V41H167ZM202 40V39H201ZM223 40V39H222ZM238 40H240V38L238 39ZM260 40V39H259ZM15 41V40H14ZM35 41V40H34ZM60 41V40H59ZM67 41H69V40H67ZM76 41V40H75ZM74 41V42H75ZM81 41V40H80ZM162 41V40H161ZM206 41V40H205ZM219 41V40H218ZM226 41H227V39H226ZM228 41H229V39H228ZM233 41V40H232ZM232 41H229V42H232ZM249 41V40H248ZM258 41V40H257ZM256 41V42H257ZM261 41V40H260ZM17 42V41H16ZM19 42V41H18ZM38 42V41H37ZM44 42V41H43ZM49 42V41H48ZM54 42V41H53ZM66 42V41H65ZM64 42V43H65ZM71 42V41H70ZM82 42V41H81ZM80 42V43H81ZM142 42V41H141ZM152 42H156V41H150V43H152ZM163 42V41H162ZM200 42H202V41H200ZM225 42V41H224ZM253 42L255 43V40L253 39ZM261 42H263V41H261ZM26 43V42H25ZM31 43V42H30ZM34 42H32L31 44H33ZM57 43V42H56ZM63 43V42H62ZM71 43H73V42H71ZM77 43V42H76ZM149 43V42H148ZM156 43H158V41L156 42ZM212 43H214V39H213V42ZM212 43H210V44H212ZM218 43H220V42H218ZM222 43V42H221ZM235 43V42H234ZM234 43L232 44V46L228 43V42H226L225 44L229 47H231V52L232 53H236L237 52V55H236V60H238L239 58H242L241 56L243 55V58H245V54H240V51L241 50H239L240 48H242V47H240L239 48V46H238V50H239V52H238V50H237V47H236V45H234ZM239 43V42H238ZM248 43V42H247ZM246 43V44H247ZM22 44H23V42H22ZM28 44V43H27ZM35 44V43H34ZM37 44V43H36ZM46 44V43H45ZM48 44V43H47ZM140 44V43H139ZM147 44V43H146ZM169 44V43H168ZM169 44V45H170ZM240 44V43H239ZM242 44V43H241ZM240 44V45H241ZM253 44V43H252ZM258 44V43H257ZM26 45V44H25ZM39 45V44H38ZM137 45V44H136ZM154 45V44H153ZM153 45H152V47H153ZM159 45L161 46V43H159ZM163 45V44H162ZM164 45H165V43H164ZM244 45H245V43H244ZM248 45L250 46V44L248 43ZM22 47L24 46V45H21ZM20 46V47H21ZM49 46V45H48ZM64 46H66V45H64ZM69 46V45H68ZM68 46H66V47H68ZM72 46V45H71ZM79 46V45H78ZM140 46V45H139ZM148 46V45H147ZM157 47H158V45H156ZM223 46V45H222ZM258 46L259 47H261V45H259L258 44ZM21 47V48H22ZM33 47V46H32ZM42 47H44V46H42ZM50 47V46H49ZM75 47V45L74 46H72V48H74ZM135 47V46H134ZM146 47V46H145ZM161 47H163V46H161ZM165 47V46H164ZM163 47V48H164ZM211 47V46H210ZM221 47V46H220ZM227 47V48H228ZM229 47V48H230ZM247 47V45L245 46V48ZM252 47V46H251ZM14 48V47H13ZM19 48V47H18ZM20 48V49H21ZM24 48V47H23ZM45 48V47H44ZM51 48V47H50ZM58 48V47H57ZM69 48V47H68ZM67 48V49H68ZM77 48V47H76ZM136 48V47H135ZM162 48V49H163ZM217 48H219V47H217ZM225 48V47H224ZM244 48V49H245ZM253 48V47H252ZM257 48V47H256ZM16 49V48H15ZM30 49V48H29ZM56 49V48H55ZM59 49H60V47H59ZM63 49V48H62ZM75 49V48H74ZM78 49H80V47L78 48ZM77 49V50H78ZM149 49H151V47L149 48ZM161 49V50H162ZM166 49V48H165ZM165 49H163V50H165ZM172 49V50H173ZM219 49H221V48H219ZM218 49V50H219ZM17 50H19V49H17ZM24 50H26V49H23V52H24ZM49 50V49H48ZM57 50V49H56ZM61 50V49H60ZM76 50V51H77ZM152 50H153V48H152ZM151 50V51H152ZM155 50V49H154ZM167 50V49H166ZM216 50V49H215ZM223 50V49H222ZM229 49H228V51H230ZM249 50V49H248ZM257 50V49H256ZM255 50V51H256ZM8 52L10 51V50H7ZM15 51V50H14ZM14 51H12V52H14ZM42 51H44V50H42ZM50 51V50H49ZM53 50H51V52H52ZM64 50H62L61 52H63ZM67 51V50H66ZM79 51V50H78ZM157 51V50H156ZM155 51V52H156ZM170 51V50H169ZM220 51V50H219ZM224 51V50H223ZM16 52V51H15ZM18 52V51H17ZM56 52V51H55ZM149 52H150V50H149ZM153 52V51H152ZM152 52H150V53H152ZM161 52V51H160ZM164 52V54H161L162 56L164 55L165 56V52L166 51H163ZM162 52V53H163ZM173 52V51H172ZM231 52H229L230 54H231ZM244 52V51H243ZM261 52H263V51H261ZM18 53H20V52H18ZM40 53H42L41 51H40ZM44 53H47V52H44ZM52 53H54V51L52 52ZM57 53H60V52H57ZM64 53V52H63ZM67 53V52H66ZM80 53V52H79ZM157 53H159V52H156L155 54H157ZM216 53V52H215ZM220 53V52H219ZM223 53V52H222ZM249 53V52H248ZM250 53H251V51H250ZM16 54V53H15ZM21 54H22V52H21ZM33 55H34V53H32ZM35 54H37V52L35 53ZM48 54V56L50 55L49 53H47ZM61 54V53H60ZM60 54H59V56H60ZM74 54V53H73ZM172 54H174V53H172ZM214 54V53H213ZM218 54V53H217ZM216 54V55H217ZM19 55V54H18ZM17 55V56H18ZM22 55H24V54H22ZM38 55H39V51H38ZM51 55H53L54 56V54H51ZM67 55V54H66ZM75 55V54H74ZM76 55H78L77 53H76ZM150 55V54H149ZM154 55V54H153ZM160 55V53H159V55H158V57L160 56L161 58H162V56ZM176 55V54H175ZM223 55V54H222ZM225 55V54H224ZM250 55V54H249ZM255 55V54H254ZM264 55V53L261 55V59H259V61L261 60L262 61V56ZM41 56V55H40ZM71 56H73V55H71ZM81 56V55H80ZM79 56V57H80ZM144 56V57H143ZM156 58H158L156 55H154ZM171 56V55H170ZM233 56H234V54H233ZM251 56V55H250ZM253 56V55H252ZM251 56V57H252ZM8 57H9V55H8ZM11 57V56H10ZM39 57V56H38ZM43 57V59H45L44 58V56H42ZM42 57H39L40 59L42 58ZM47 57V56H46ZM50 57V56H49ZM61 57H63V56H61ZM74 57V56H73ZM154 57V58H155ZM173 57V56H172ZM218 57V56H217ZM220 57V56H219ZM255 57V56H254ZM257 57V56H256ZM259 57V56H258ZM258 57H257V59H258ZM12 58V57H11ZM15 58V57H14ZM19 58V57H18ZM57 58V57H56ZM56 58H54V59H56ZM65 58V57H64ZM70 58V57H69ZM81 58H82V56H81ZM105 58V59H104ZM146 58V59H145ZM150 58V57H149ZM154 58H151L152 60L154 59ZM155 58V59H156ZM160 58V59H161ZM166 58V57H165ZM171 58V57H170ZM174 58V57H173ZM211 59H212V57H210ZM214 58V57H213ZM227 58H228V56H227ZM227 58H224V62H225V59H226V61H228L227 60ZM232 58V57H231ZM234 58V57H233ZM247 58V57H246ZM8 59H10V58H8ZM58 59V58H57ZM60 59V58H59ZM72 59H74V60H72ZM71 60L72 61H74V62H76V60H77V58H72ZM159 59V58H158ZM164 59V58H163ZM163 59H161V60H163ZM211 59H210V61H211ZM221 59H222V57H221ZM251 59V58H250ZM254 59H256V58H253L252 60H254ZM15 61H16V59H14ZM13 60V61H14ZM39 60V59H38ZM69 60V59H68ZM71 60L69 61V62H67V64H65V65H67V66H69L70 64V62H71ZM80 60H82V59H80ZM166 60V59H165ZM174 60V59H173ZM249 60V59H248ZM7 61V60H6ZM6 61H4L6 64L5 65H7V62ZM9 61H11V59L9 60ZM52 61H54L53 59H52ZM57 61V60H56ZM60 61V60H59ZM160 61V60H159ZM167 61V60H166ZM165 61V62H166ZM169 61V60H168ZM171 61V60H170ZM209 61V62H210ZM218 61H219V59H218ZM221 61V60H220ZM231 61H232V59H231ZM242 61V60H241ZM258 61V60H257ZM256 61V62H257ZM260 61V62H261ZM12 62V61H11ZM9 63V64H13V63ZM18 62V61H17ZM48 63H46L45 65H47V64H49V60L47 61ZM61 62H63L64 63V61H62L61 60ZM61 62H60V65H61ZM78 62V61H77ZM103 62V61H102ZM101 62V63H102ZM152 62H154V61H152ZM161 62V61H160ZM206 62V63H205ZM239 62V61H238ZM243 62V61H242ZM245 62V61H244ZM244 62H243V64H244ZM249 62V61H248ZM253 62H255V61H253ZM19 63V62H18ZM66 63V62H65ZM154 63H157V62H154ZM170 63V65H172L171 64V62H169ZM211 63H213L212 61H211ZM216 64L218 63V62H215ZM214 63V65H216ZM235 63V62H234ZM250 63H252V62H250ZM9 64L7 65V66H9ZM69 64V65H68ZM81 64H83V63H81ZM100 64V63H99ZM160 65H161V63H159ZM222 64H223V62H222ZM247 64V63H246ZM253 64V63H252ZM255 64V63H254ZM253 64V65H254ZM260 63L259 62H257V65H256V69L258 70L259 68H261L260 66H261V64L259 65ZM52 65H53V63H52ZM58 65H59V63H58ZM65 65H63V66H65ZM72 65H74V64H72ZM78 65V64H77ZM147 65H148V67H147ZM152 65V64H151ZM174 65H176V64H174ZM213 65V66H214ZM228 65V64H227ZM239 65V64H238ZM252 65V66H253ZM3 66V65H2ZM22 66V65H21ZM21 66H20V68H21ZM49 66V65H48ZM99 66V65H98ZM165 67H166V65H164ZM168 66V65H167ZM209 66H210V64H209ZM220 66H222V65H220ZM224 66V65H223ZM235 66H236V64H235ZM243 66H245V65H243ZM249 68L251 67V65L248 63V65H247ZM0 67H1V65H0ZM10 67V66H9ZM15 67V66H14ZM18 66H16L15 68H17ZM59 67V66H58ZM57 67V68H58ZM62 67V66H61ZM60 67V68H61ZM66 67V66H65ZM70 67H72L71 65H70ZM81 67V66H80ZM79 67V68H80ZM153 67V66H152ZM163 67V66H162ZM174 67V66H173ZM178 67V66H177ZM177 67H176V69H177ZM191 67V68H192ZM225 67V66H224ZM247 67V68H248ZM7 68V67H6ZM19 68V67H18ZM54 68V67H53ZM57 68H55V69H57ZM73 68V67H72ZM76 68H78L77 66H76ZM85 68V67H84ZM95 68V67H94ZM168 68V67H167ZM182 68H183V66H182ZM185 68V67H184ZM227 68H228V66H227ZM232 68V67H231ZM240 68V67H239ZM238 68V69H239ZM242 69V71H243V67H241ZM9 69V68H8ZM24 69H26V68H24ZM67 69V68H66ZM82 69V68H81ZM136 69V71H138L137 69H139V72L138 73H140V77L138 78L137 77V75H138V73L136 72L135 74H134V70ZM162 69V68H161ZM189 69V68H188ZM188 69H186V70H188ZM210 69V68H209ZM225 69V68H224ZM234 69H236L237 70V67L235 68L234 67ZM252 69V68H251ZM250 69V70H251ZM253 69H255L254 67H253ZM255 69V70H256ZM263 69V68H262ZM261 69V70H262ZM1 70V69H0ZM5 70V69H4ZM63 70V69H62ZM71 70H73V69H71ZM94 70H96V69H94ZM167 70V69H166ZM171 70V69H170ZM169 70V71H170ZM185 70V69H184ZM183 70V71H184ZM185 70V71H186ZM197 70V69H196ZM195 70V71H196ZM200 70V69H199ZM204 70V69H203ZM217 70V69H216ZM219 70H220V68H219ZM218 70V71H219ZM222 70V69H221ZM228 70V69H227ZM233 70V69H232ZM247 69L245 68V70L244 71H246ZM5 71H8V70H5ZM57 71V70H56ZM70 71V70H69ZM77 71H78V69H77ZM82 71V70H81ZM83 71H85V70H83ZM82 71V72H83ZM164 71V70H163ZM168 71V70H167ZM168 71V72H169ZM182 71V72H183ZM189 71V70H188ZM188 71H187V73H188ZM191 71V70H190ZM195 71H193L195 74H196V72ZM198 71V70H197ZM206 71V70H205ZM215 71V70H214ZM225 71V70H224ZM241 71V72H242ZM253 71V70H252ZM251 71V72H252ZM51 72V71H50ZM60 72V71H59ZM65 72V71H64ZM67 72V71H66ZM65 72V73H66ZM71 72V74H72V71H70ZM74 72V71H73ZM156 72H157V70H156ZM158 72H161V71H158ZM172 72V71H171ZM175 72V71H174ZM179 72V71H178ZM181 72V74H183ZM199 72V71H198ZM213 72V71H212ZM212 72H210V73H212ZM227 72V71H226ZM240 72V71H239ZM251 72L250 71H247V72H245L244 74L245 75H247L248 73H249V75L251 74ZM260 71L258 70V71H256L255 72V74L256 75H259L260 73H259ZM68 73V72H67ZM76 73V72H75ZM79 73V72H78ZM175 73H177V72H175ZM185 73V72H184ZM202 74H203V71L201 72ZM206 72H204V74H205ZM215 73V72H214ZM218 73V72H217ZM216 73V74H217ZM223 73V72H222ZM227 73H229V72H227ZM227 73H226V76H228L227 75ZM233 73H235L234 71H233ZM238 75H240L238 72H236ZM247 73V74H246ZM263 73V72H262ZM261 73V74H262ZM52 74V73H51ZM64 74V73H63ZM165 74V73H164ZM180 74V75H181ZM189 74V73H188ZM193 73H191V75H192ZM225 74V73H224ZM231 74V73H230ZM237 74H235V76L237 75ZM253 74V73H252ZM251 74V75H252ZM254 74V75H255ZM56 75V77H58V75L57 74H55ZM73 75V74H72ZM80 75H81V73H80ZM86 75H88V74H86ZM157 75V74H156ZM160 75H162V76H164L163 74H160ZM166 75V74H165ZM169 75H172V74H169ZM175 75V74H174ZM186 75V74H185ZM189 76V78L188 79H192L193 77L192 76ZM198 75H200V74H198ZM213 75V74H212ZM219 75V74H218ZM222 75V74H221ZM220 75V76H221ZM232 75V74H231ZM230 75V76H231ZM256 75H255V77H256ZM52 76V75H51ZM60 76V75H59ZM68 76H70V75H68ZM176 76V75H175ZM179 76V75H178ZM182 76V75H181ZM184 76V75H183ZM193 76H194V74H193ZM214 76H216L215 74H214ZM234 75H232V77H233ZM253 76V75H252ZM261 76H263V75H261ZM261 76H259L260 77V79L261 78H263V77H261ZM54 77V76H53ZM52 77V78H53ZM76 77H77V75H76ZM136 77H137V79H136ZM161 77V76H160ZM159 77V78H160ZM171 77V76H170ZM192 77V78H191ZM198 77V76H197ZM199 77H201V76H199ZM205 77H206V75H205ZM210 77H212V76H210ZM239 77V76H238ZM249 78H250V76H248ZM65 78H66V75H65ZM72 78H73V76H72ZM82 78V77H81ZM134 78H135V80H134ZM164 78V77H163ZM180 79H183V78H181V77H179ZM179 78H178V80H179ZM187 78V77H186ZM202 78V77H201ZM208 78V77H207ZM213 78V77H212ZM222 78V77H221ZM224 78V77H223ZM244 78V77H243ZM242 78V79H243ZM246 78V77H245ZM56 78H53V80H55ZM73 79H75V76H74V78ZM133 79V80H132ZM151 79V78H150ZM153 79V78H152ZM155 79H156V77H155ZM168 79V78H167ZM170 79H172V78H170ZM169 79V80H170ZM173 79H175V78H173ZM187 79V80H188ZM196 79V78H195ZM205 79V78H204ZM216 79H218L217 77H216ZM215 79V80H216ZM232 79V78H231ZM230 79V80H231ZM242 79H240L239 78V81L240 80H242ZM246 79H248V78H246ZM245 79V80H246ZM252 79V78H251ZM52 80V82L54 83V81ZM60 80V79H59ZM62 80V79H61ZM66 80V79H65ZM80 80V79H79ZM159 80V79H158ZM166 80V79H165ZM184 80H185V76H184ZM202 80H203V78H202ZM206 80V79H205ZM210 80V79H209ZM213 80V79H212ZM228 80V79H227ZM235 80V79H234ZM238 80V79H237ZM258 80V79H257ZM262 80V79H261ZM75 81V80H74ZM73 81V82H74ZM78 81V80H77ZM149 81V80H148ZM160 81V80H159ZM164 81V80H163ZM168 81V80H167ZM171 81V80H170ZM170 81H168V82H170ZM173 81V80H172ZM221 81V80H220ZM236 81V80H235ZM248 81V80H247ZM251 81V80H250ZM263 81H264V79H263ZM57 82H59V81H57ZM76 82V81H75ZM74 82V83H75ZM83 82V81H82ZM86 82H88V81H86ZM150 82H153V80L152 81H150ZM156 82H157V80H156ZM175 82V81H174ZM182 82V81H181ZM185 82V81H184ZM188 82V81H187ZM192 82V81H191ZM224 82V81H223ZM227 82H229V81H227ZM258 82H260V81H258ZM262 82V81H261ZM56 83V82H55ZM67 83H68V81H67ZM69 83H70V80H69ZM81 83V82H80ZM154 83V82H153ZM152 83V84H153ZM160 83H162L161 81H160ZM160 83H159V85H160ZM167 83V82H166ZM165 83V84H166ZM178 83H180V82H178ZM177 83V84H178ZM196 83H197V81H196ZM204 83V82H203ZM205 83H206V81H205ZM211 83V82H210ZM212 83H214V82H212ZM217 83V82H216ZM224 83H226V82H224ZM231 83V82H230ZM236 83V82H235ZM239 83V82H238ZM245 83V82H244ZM243 83V84H244ZM255 83V82H254ZM63 84V83H62ZM137 84V83H136ZM152 84H151V88L152 89H154L153 87H152ZM173 84V83H172ZM215 84V83H214ZM220 84V83H219ZM223 84V83H222ZM227 84V83H226ZM229 84V83H228ZM234 84V83H233ZM232 84V86H234ZM55 85H58V84H55ZM70 85H72L71 83H70ZM74 85V84H73ZM76 85H78V84H76ZM88 85V84H87ZM140 85H142V86H144L143 84H140ZM146 85H148V84H146ZM150 85V84H149ZM149 85H148V88H149ZM178 85H180V84H178ZM178 85H177V89H178ZM195 84H193V86H194ZM199 85V84H198ZM225 85V84H224ZM239 85H241V84H239ZM254 85V84H253ZM60 86H61V84H60ZM80 86V85H79ZM133 86V85H132ZM142 86H140L139 88H142V90L143 89H145V88H143ZM164 86V85H163ZM191 86V85H190ZM206 86H208V85H206ZM217 86V85H216ZM215 86V87H216ZM220 86V85H219ZM219 86H217V87H219ZM246 86V85H245ZM250 86V85H249ZM259 86H261V85H259ZM258 86V87H259ZM117 87V86H116ZM145 87V86H144ZM156 87H157V90L156 91H158V86H157V83H156ZM161 87H162V85H161ZM175 87V86H174ZM173 87V88H174ZM180 87V86H179ZM183 87H184V85H183ZM185 87H187L186 85H185ZM200 87H202L201 86V83H200ZM214 87V86H213ZM212 87V88H213ZM225 88H226V85L224 86ZM236 87V86H235ZM237 87H238V85H237ZM252 87V86H251ZM262 87V86H261ZM260 87V88H261ZM70 88H75L74 86L73 87H70ZM87 88V87H86ZM108 88V87H107ZM131 88V87H130ZM138 88V87H137ZM166 88H168V87H166ZM170 88V87H169ZM168 88V89H169ZM172 88V87H171ZM171 88H170V90H171ZM175 88V89H176ZM192 88V87H191ZM196 88H198V87H196ZM205 88V87H204ZM220 88V87H219ZM221 88H223V86L221 87ZM227 88H228V86H227ZM231 88V87H230ZM246 88H247V86H246ZM249 88V87H248ZM254 88H256V87H254ZM262 88H264V87H262ZM57 89V88H56ZM76 89H79V88H76ZM115 89V88H114ZM133 89V88H132ZM160 89H162V88H160ZM164 89V88H163ZM162 89V91H164ZM193 89V88H192ZM202 89V88H201ZM224 89V88H223ZM232 89V88H231ZM238 89H241L240 87L238 88ZM257 89V88H256ZM63 90V89H62ZM62 90H60V91H62ZM82 89H80L79 91H81ZM90 90V89H89ZM134 90V89H133ZM179 90H183V88L182 89H179ZM178 90V91H179ZM194 91H195V88L193 89ZM199 90H200V88H199ZM204 90V89H203ZM202 90V91H203ZM208 89H206V91H207ZM212 90V89H211ZM246 90V89H245ZM244 90V91H245ZM255 90V89H254ZM264 90V89H263ZM55 91V90H54ZM64 91V90H63ZM62 91V92H63ZM77 91V90H76ZM91 91V90H90ZM108 91V92H107ZM138 91L140 92L141 91V89L139 90L138 89ZM175 91V90H174ZM174 91H172V92H174ZM177 91V90H176ZM177 91V92H178ZM187 90H185V88H184V92H186ZM205 91V92H206ZM217 91V90H216ZM218 91H221V90H218ZM228 91V89L226 90V92ZM231 92L233 91V90H230ZM236 91V90H235ZM234 91V92H235ZM247 91V90H246ZM57 92H58V90L56 91V94H57ZM84 92V91H83ZM85 92H87V91H85ZM93 92V91H92ZM98 92V93H99ZM132 92H134V91H132ZM138 92V93H139ZM142 92V91H141ZM143 92H145V91H143ZM142 92V93H143ZM148 92V91H147ZM150 92V91H149ZM153 91H151V93H152ZM155 92V91H154ZM159 92V91H158ZM168 92H169V90H168ZM183 92V93H184ZM188 92H190L191 93V89H189V91ZM188 92H186V93H184V95H188L189 93ZM212 92V91H211ZM237 92H238V90H237ZM242 92V91H241ZM248 92V91H247ZM254 92H257L256 90L254 91ZM259 92V91H258ZM53 93V92H52ZM55 93V92H54ZM59 93V92H58ZM78 93V92H77ZM82 93V92H81ZM98 93H96L97 95H98ZM142 93L140 94V96L142 95ZM150 93V94H151ZM160 93V92H159ZM164 93V92H163ZM194 93V92H193ZM199 93H200V91H199ZM202 93V92H201ZM214 93H215V91H214ZM217 93H219V92H217ZM223 93H224V95H225V92L223 91ZM253 93V92H252ZM262 93H264L263 91H262ZM70 94H72V91H71V93ZM91 94V93H90ZM103 94V93H102ZM133 94V93H132ZM155 94V93H154ZM161 94V93H160ZM160 94H158V95H160ZM167 94V93H166ZM178 94V93H177ZM196 94H198L197 92H196ZM222 94V93H221ZM228 94H230V97H232L231 96V93H228ZM228 94H227V96H228ZM233 94V93H232ZM237 95H238V93H236ZM240 94V93H239ZM254 94V93H253ZM256 95H257V93H255ZM259 94V93H258ZM261 94V93H260ZM74 96L76 95H78V94H73ZM89 95V94H88ZM101 95V94H100ZM135 96H136V93L134 94ZM133 95V96H134ZM139 95V94H138ZM157 94H155V96H158ZM169 97H170V92H169ZM180 95V94H179ZM179 95H177V97H179ZM191 95V97H192V99H193V95H192V93L190 94ZM204 95H205V93H204ZM223 95V94H222ZM223 95V96H224ZM234 95V94H233ZM244 95V94H243ZM249 95V94H248ZM250 95H251V93H250ZM264 95V94H263ZM57 96H58V94H57ZM62 96V95H61ZM72 96V95H71ZM79 96V95H78ZM91 96V95H90ZM96 96V95H95ZM102 96V95H101ZM105 96V95H104ZM131 96V95H130ZM144 96H146V94H144ZM152 96V95H151ZM154 96V95H153ZM172 96V95H171ZM182 96V95H181ZM201 96H203V93H202V95ZM209 97H210V95H208ZM214 96V95H213ZM213 96H211L210 98H212ZM220 96V95H219ZM222 96V97H223ZM226 96V95H225ZM241 96H242V93H241ZM94 96H92V98H93ZM114 97V98H115ZM129 97V96H128ZM137 97V96H136ZM165 98H166V96H164ZM168 97V96H167ZM177 97H175L176 98V100H177ZM190 97V96H189ZM199 97H200V95H199ZM208 97V98H209ZM221 97V96H220ZM249 97V96H248ZM254 97V96H253ZM260 97V96H259ZM53 98V97H52ZM68 98V97H67ZM70 98V97H69ZM78 98V97H77ZM90 99H91V97H89ZM95 98H97V97H95ZM99 98V97H98ZM107 98V97H106ZM129 98H131V97H129ZM142 98V97H141ZM143 98H145V97H143ZM146 98H147V96H146ZM149 98V97H148ZM164 98V99H165ZM171 98V97H170ZM174 98V97H173ZM183 98H184V96H183ZM183 98H181V99H183ZM195 98V97H194ZM204 98V97H203ZM219 98V97H218ZM84 99V98H83ZM118 99V98H117ZM120 99V98H119ZM118 99V100H119ZM128 98H126V100H127ZM185 99H186V97H185ZM206 99V98H205ZM220 99V98H219ZM219 99H218V101H219ZM223 99V98H222ZM228 99V98H227ZM80 100H82V99H80ZM92 100H96V99H92ZM98 100V99H97ZM107 100V99H106ZM111 100H113V99H111ZM116 100V99H115ZM124 100H125V98H124ZM130 100V99H129ZM129 100H127V102L129 101ZM132 100V99H131ZM145 100V99H144ZM142 101V103L143 102H145V101ZM152 100V99H151ZM150 100V101H151ZM155 100V99H154ZM153 100V101H154ZM166 100V99H165ZM179 100V99H178ZM186 100H188V99H186ZM191 100V99H190ZM225 100V99H224ZM70 101V100H69ZM68 101V102H69ZM85 101V100H84ZM120 101H121V99H120ZM137 100H135V105H136V102ZM138 101H141V100H139L138 99ZM157 101V103H158V100H156ZM171 101V100H170ZM220 101H221V99H220ZM228 101V100H227ZM229 101H231V100H229ZM60 102H61V100H60ZM59 102V103H60ZM67 102V101H66ZM78 102V101H77ZM95 102H99V101H95ZM94 102V103H95ZM110 102V101H109ZM112 102V101H111ZM119 102V101H118ZM123 102V104L125 105V103H124V101L122 100L120 103H122ZM134 102V101H133ZM162 102H163V99H162ZM168 101H166L165 103H167ZM172 102V101H171ZM51 103V102H50ZM55 104H56V102H54ZM64 103H65V101H64ZM84 103V102H83ZM86 103V102H85ZM89 103V100L87 101V103L86 104H88ZM93 103V104H94ZM220 103V102H219ZM61 104V103H60ZM59 104V105H60ZM68 104V103H67ZM67 104H65V106H67L68 107V105ZM72 104V103H71ZM99 104V103H98ZM107 104H109L110 105V103H107ZM117 104V103H116ZM138 104V103H137ZM150 104V103H149ZM154 104H156L155 102H154ZM159 104V103H158ZM163 104V103H162ZM170 104H175V103H170L169 102V105ZM195 104V103H194ZM217 104V103H216ZM220 104H222V103H220ZM64 105V104H63ZM75 105V106H74ZM82 105V104H81ZM89 105V104H88ZM97 105V104H96ZM104 105V104H103ZM114 105V104H113ZM130 105V104H129ZM141 105H143V104H140V106ZM145 105V104H144ZM146 105H148V100H147V104ZM165 105V104H164ZM227 105H229V102H228V104ZM53 106H54V104H53ZM52 106V107H53ZM57 106H58V104H57ZM62 106V105H61ZM70 106V105H69ZM73 106L74 107H77L78 109L81 107H78V106H76V104H74L73 103ZM89 106H91V105H89ZM100 106V105H99ZM102 106V105H101ZM111 106H112V104H111ZM115 106V105H114ZM119 106H121V105H119ZM140 106H138V107H140ZM153 106H155V105H153ZM157 106V105H156ZM51 107V108H52ZM54 107H56V105L54 106ZM83 107H85V106H83ZM86 107H87V105H86ZM104 107V106H103ZM107 107V106H106ZM116 107V106H115ZM122 107V106H121ZM120 107V108H121ZM124 107V106H123ZM134 107V106H133ZM138 107H136V108H138ZM151 107V106H150ZM164 107V106H163ZM166 107V106H165ZM222 107V106H221ZM225 107H226V105H225ZM99 108V107H98ZM119 108V107H118ZM127 108H129V107H127ZM135 108V107H134ZM136 108L134 109L136 112L138 111V110H136ZM169 108V107H168ZM53 109V108H52ZM62 109V108H61ZM66 109V108H65ZM64 109V110H65ZM68 109V108H67ZM66 109V110H67ZM72 109H74V108H72ZM88 109V111H89V108H87ZM96 109H97V106H96ZM108 109H109V107H108ZM141 109V108H140ZM142 109L144 110V108L142 107ZM141 109V110H142ZM154 109H156V108H154ZM163 109V108H162ZM217 109V108H216ZM226 109H228V106L226 107ZM81 110H82V108H81ZM80 110V112H82V114L84 115V111H81ZM113 110V109H112ZM118 110H120V109H118ZM117 110V111H118ZM123 110V108L120 110V111H122ZM125 110V109H124ZM129 110H130V108H129ZM140 110V111H141ZM159 110V109H158ZM223 110H224V108H223ZM222 110V111H223ZM68 111L70 112V110L68 109ZM73 111V113H75V112H77V110L76 111H74V110H72ZM87 111V110H86ZM94 110L92 109V112H93ZM99 111V110H98ZM131 111V110H130ZM135 111H132V112H134V114H133V116L134 115H136V114H138L139 112H135ZM163 111V110H162ZM161 111V112H162ZM173 111V110H172ZM199 111H201V110H199ZM213 111H215V110H213ZM62 112H64L63 111V109H62ZM105 112V111H104ZM103 112V113H104ZM111 112L112 111H110L109 112V114H111ZM131 112V113H132ZM155 112V111H154ZM156 112H160V111H156ZM160 112V113H161ZM164 112V111H163ZM162 112V113H163ZM195 112V111H194ZM193 112V113H194ZM207 112V111H206ZM219 112V111H218ZM66 113V112H65ZM99 113V112H98ZM108 113V112H107ZM106 113V114H107ZM116 113V112H115ZM131 113H130V115H131ZM136 113V114H135ZM141 113V112H140ZM161 113V114H162ZM200 113V112H199ZM77 114V113H76ZM86 114H87V112H86ZM95 114V113H94ZM100 114V113H99ZM120 114V113H119ZM123 114V113H122ZM125 114V113H124ZM143 114V113H142ZM141 114V115H142ZM156 114V113H155ZM158 114V113H157ZM187 114V113H186ZM192 114V113H191ZM195 114V113H194ZM205 114V113H204ZM207 114V113H206ZM218 114V113H217ZM77 115H79V114H77ZM90 115V114H89ZM114 115V114H113ZM128 115H129V112H128ZM127 115V116H128ZM130 115H129V118H130ZM152 115V114H151ZM160 115V114H159ZM190 115V114H189ZM193 115V114H192ZM191 115V116H192ZM210 115H211V113H210ZM212 115H216V114H212ZM219 115V114H218ZM230 115H232L231 113H230ZM229 115V116H230ZM63 116H65V115H63ZM80 116V115H79ZM85 116V115H84ZM97 116V115H96ZM103 116V115H102ZM107 116V115H106ZM106 116H105V118H106ZM111 116H112V114H111ZM116 116V115H115ZM120 116H121V114H120ZM126 116V117H127ZM132 116V115H131ZM132 116V117H133ZM149 116V115H148ZM158 116V115H157ZM157 116H154L155 118L157 117ZM170 116V115H169ZM176 116V117H175ZM175 116H173V121H172V123L169 125V126H167V125H165V124H159V125H157V124H150V123H152V119H154V118H150L151 120V122H146V123H144L143 121H141V122H143L145 125V128H143V129H146L145 130V136H147V134L149 135V137H150V135H152L153 136V138H155V139H158V140H161L160 141V143L163 141V139L162 138H164L165 139V137H166V135L167 136H169L171 139H170V141H172V143H170L169 142V144L168 145H166V144H164V146L166 147V148H164V149H160V156L158 157L159 159H157V160H159V163H155V162H153V161H151V162H153L154 164H157L156 166L158 167V168H160L161 166V168L159 169V170H164L163 169V166L165 165V166H167V165H169L170 166V169L172 168L171 166H173V164H176V165H178V167L179 168H181L180 166V159L178 160V162H175V160H174V158H173V153H174V156L175 155H177V154H182V155H186V154H189V155H186L188 158L191 156V153H196V152H199V153H201L202 152V154H203V156H201V157H199L198 155V157H197V159L195 160L196 162H191V165L192 166H197V168H198V166L199 165H201V168L203 167H205V165H206V163H207V151H206V149H207V147L209 146V144H210V141H211V139L213 138V140L212 141H214L215 142V140H214V138L215 137H213L212 135V137L210 136V134H208L209 132H211V131H209V132H207L206 134L202 131V125H206V124H204L205 122H206V120H207V117H206V119H204V118H202L201 116L198 118V119H196V117H195V119H194V117L192 118V119H194V120H189V119H191V117L189 118V117H183V115H181L180 114V116H182V117H180L179 116V114H178V116L177 115H175ZM204 116H206V115H204ZM208 116H209V113H208ZM224 116V115H223ZM68 117H70V116H68ZM86 117V116H85ZM87 117L89 118V116H88V114H87ZM91 117V116H90ZM94 117V116H93ZM109 117V116H108ZM108 117H107V119H108ZM113 118H114V116H112ZM119 117V116H118ZM125 117V118H126ZM150 117V116H149ZM152 117V116H151ZM221 117V116H220ZM232 117V116H231ZM230 117V118H231ZM54 118V117H53ZM78 118V117H77ZM81 118V117H80ZM83 118V117H82ZM103 118V117H102ZM104 118V120H107V119H105ZM120 118V117H119ZM123 118V117H122ZM129 118H127V119H129ZM136 118V117H135ZM135 118H134V121H135ZM148 118V117H147ZM158 118H160V120H164V119H166L165 118V116H158ZM168 118V117H167ZM58 119H59V116H58ZM62 119V118H61ZM79 119V118H78ZM93 119V118H92ZM114 119H116V118H114ZM168 119H170V118H168ZM255 119V118H254ZM76 120V119H75ZM74 120V121H75ZM86 120V119H85ZM89 120H90V118H89ZM102 120L103 119H101V123H103L102 122ZM111 120V119H110ZM119 120V119H118ZM118 120H117V124H119L118 123ZM121 120V119H120ZM126 120V119H125ZM141 120H143V119H141ZM147 120V119H146ZM171 120V119H170ZM210 120H212L211 118H210ZM219 121H220V119H218ZM232 120V119H231ZM230 119L228 120V121H231ZM49 121H52L51 120V118H50V120ZM57 121V120H56ZM61 121V120H60ZM59 121V123H61ZM69 121V120H68ZM72 121V120H71ZM77 121H79V120H77ZM77 121H75L74 123H76ZM87 121V120H86ZM116 121V120H115ZM127 121V120H126ZM148 121V120H147ZM233 121V120H232ZM48 122V121H47ZM73 122V121H72ZM80 122V121H79ZM93 122V121H92ZM97 122V121H96ZM96 122H95V124H96ZM98 122H99V120H98ZM98 122H97V124H98ZM105 122V121H104ZM108 122H110V121H108ZM112 123H114V121H111ZM122 122V121H121ZM128 122H130V120L128 121ZM132 122V121H131ZM137 122V121H136ZM136 122H132L133 124L134 123H136ZM208 122V121H207ZM224 122V121H223ZM54 123V122H53ZM53 123H51L50 124V122H49V124L50 125H52ZM56 123V122H55ZM58 123V122H57ZM66 123V122H65ZM69 123V122H68ZM73 123V124H74ZM78 123V122H77ZM86 123V122H85ZM126 123V122H125ZM139 123H140V119H139ZM143 123H142V127H143ZM210 123V122H209ZM217 123H219V122H217ZM231 123H233V122H231ZM230 123V124H231ZM262 123V122H261ZM70 124V123H69ZM73 124H72V126H73ZM80 124V123H79ZM87 124V123H86ZM109 124H111V123H109ZM115 124H116V122H115ZM121 124V123H120ZM128 124V123H127ZM131 124V123H130ZM141 124V123H140ZM211 124V123H210ZM226 124H227V122H226ZM229 124V125H230ZM236 124V123H235ZM37 125H39V124H37ZM64 125V124H63ZM81 125H82V123H81ZM91 125H92V123H91ZM104 125V124H103ZM102 125V127H104ZM125 125V124H124ZM123 125V126H124ZM135 125V124H134ZM216 125V124H215ZM233 125H234V123H233ZM258 125V124H257ZM61 126V125H60ZM79 126V125H78ZM107 126H108V124H107ZM116 126V125H115ZM118 126V125H117ZM119 126H122V125H119ZM122 126V127H123ZM138 126H139V124H138ZM138 126H136V127H138ZM213 126V125H212ZM212 126H210V127H212ZM263 126V125H262ZM261 126V128L258 130V132H264L263 131V127ZM66 127H67V125H66ZM69 127V126H68ZM67 127V128H68ZM99 127V126H98ZM122 127H120V129L122 128ZM134 127V126H133ZM56 128V127H55ZM62 128V127H61ZM65 128V127H64ZM70 128V127H69ZM72 128V127H71ZM97 127H95L94 129H96ZM101 128V127H100ZM108 128V127H107ZM117 128V127H116ZM119 128V127H118ZM126 127L124 126V129H125ZM129 128H130V125H129ZM132 128V127H131ZM204 128V127H203ZM208 128V127H207ZM206 128V129H207ZM213 128V127H212ZM211 128V129H212ZM214 128H215V126H214ZM220 128V127H219ZM225 128H226V126H225ZM233 128V127H232ZM37 129H38V127H37ZM37 129H36V131H37ZM78 129L80 130V127H78ZM82 129V128H81ZM98 129V128H97ZM136 129V128H135ZM134 129V130H135ZM163 129H167V130H163ZM208 129H210V128H208ZM208 129H207V131H208ZM216 129V128H215ZM220 129H222V128H220ZM227 129H228V127H227ZM52 130V129H51ZM50 130V131H51ZM64 130V129H63ZM73 130V129H72ZM84 130V129H83ZM86 130V129H85ZM84 130V131H85ZM105 130V129H104ZM103 130V131H104ZM110 130H112V129H110ZM115 130H117V129H115ZM122 130V129H121ZM120 130V131H121ZM127 132H129L127 129H125ZM132 129H130V131H131ZM139 130V129H138ZM140 130H141V128H140ZM214 130V129H213ZM226 130V129H225ZM235 130L236 129H234V132H235ZM44 131V130H43ZM43 131H42V134H43ZM50 131H49V134H50ZM53 131V130H52ZM78 131V130H77ZM87 131V130H86ZM99 131V130H98ZM108 131V130H107ZM124 131V130H123ZM219 131V130H218ZM224 131V130H223ZM227 131V130H226ZM56 132V131H55ZM60 132H61V130H60ZM71 132V131H70ZM72 132H74V131H72ZM75 132H76V130H75ZM74 132V135L77 133H75ZM111 132V131H110ZM114 133H115V131H113ZM118 132V131H117ZM126 132V133H127ZM134 132V131H133ZM140 132V131H139ZM142 132V131H141ZM214 132V131H213ZM37 133V135H38V132H36ZM45 133V132H44ZM78 133H81V132H78ZM88 133V132H87ZM95 133V132H94ZM105 133V132H104ZM124 133V132H123ZM125 133V134H126ZM137 133V132H136ZM225 133V132H224ZM229 133V132H228ZM41 134V133H40ZM58 134V133H57ZM73 134V133H72ZM84 134H86V132L84 133ZM100 134H102V133H100ZM99 134V135H100ZM113 134V133H112ZM125 134H122V136L124 135V137H127V136H125ZM129 133H127V135H128ZM208 134V135H207ZM218 134H220V133H218ZM226 134V133H225ZM53 135V134H52ZM60 135H61V133H60ZM59 135V136H60ZM88 135V134H87ZM106 135H107V133H106ZM114 135V134H113ZM130 135V134H129ZM140 135H143V134H140ZM163 135V136H162ZM42 136V135H41ZM50 136V135H49ZM48 136V137H49ZM53 136H55V135H53ZM57 136V135H56ZM79 136V135H78ZM82 136V135H81ZM86 136V135H85ZM88 136H90V135H88ZM87 136V137H88ZM119 136V135H118ZM161 136V137H160ZM219 136V135H218ZM223 136H224V134H223ZM76 137V136H75ZM84 137V136H83ZM92 137V136H91ZM99 137V136H98ZM105 137H107V136H105ZM117 137V136H116ZM121 137V136H120ZM137 137H139V136H137ZM137 137H135V138H137ZM160 137V138H159ZM225 137V136H224ZM227 137V136H226ZM53 138V137H52ZM52 138H50V140L52 139ZM59 138V137H58ZM89 138V137H88ZM93 138V137H92ZM110 138H111V136H110ZM113 138H115V135H114V137ZM118 138V137H117ZM122 138V137H121ZM144 138V137H143ZM143 138H141V144H142V140H143ZM220 138V137H219ZM54 139V138H53ZM73 139V138H72ZM78 139H80L79 137H78ZM91 139V138H90ZM105 139H107V138H105ZM132 139V138H131ZM138 139V138H137ZM154 139V140H155ZM167 139V138H166ZM59 140V139H58ZM77 140V139H76ZM82 140H83V138H82ZM88 140V139H87ZM92 140V139H91ZM94 140V139H93ZM97 141H99L98 139H96ZM112 140V139H111ZM122 140V139H121ZM133 140V139H132ZM146 139L144 138V141L143 142H145L146 143V141H145ZM153 140V139H152ZM151 140V141H152ZM157 140V141H158ZM223 140H224V138H223ZM228 140V139H227ZM48 141V140H47ZM52 141V140H51ZM50 141V142H51ZM73 141V140H72ZM78 141V140H77ZM90 140H88L87 142H89ZM96 141V142H97ZM102 141V140H101ZM107 141L108 142H110L108 139H107ZM106 141V142H107ZM114 142L116 141V140H113ZM118 141V140H117ZM120 141V140H119ZM128 140L126 139V141L125 142H127ZM149 141V140H148ZM156 141V142H157ZM168 141V140H167ZM166 141V142H167ZM211 141V142H212ZM218 141V140H217ZM53 142V141H52ZM75 142V141H74ZM73 142V143H74ZM81 142H84V141H81ZM94 142V141H93ZM124 142V143H125ZM131 142H133V141H131ZM154 142V141H153ZM222 142V141H221ZM48 143V142H47ZM55 143V142H54ZM64 143H65V141H64ZM69 143V142H68ZM67 143V144H68ZM72 143V142H71ZM80 143V142H79ZM90 144L92 143V142H89ZM102 143V142H101ZM100 143V144H101ZM112 143V142H111ZM116 143V142H115ZM121 144H122V142H120ZM144 143V144H145ZM148 143V142H147ZM216 143H218V142H216ZM220 143V142H219ZM227 143V142H226ZM226 143H224V144H226ZM57 144V143H56ZM66 144V145H67ZM75 144H76V142H75ZM92 144H95V143H92ZM91 144V145H92ZM98 144V143H97ZM110 143H108V145H109ZM113 144V143H112ZM150 144V143H149ZM149 144H147V146H149ZM163 144V143H162ZM63 145V144H62ZM65 145V144H64ZM71 145V144H70ZM80 145V144H79ZM84 145V144H83ZM85 145H87V143H85ZM126 145V144H125ZM125 145H123V147L125 146ZM131 145V144H130ZM143 145V144H142ZM159 145V144H158ZM58 146V145H57ZM68 146V145H67ZM73 146V145H72ZM78 146V145H77ZM76 145H75V148L77 147ZM89 146V145H88ZM107 146V145H106ZM127 146H128V144H127ZM144 146V145H143ZM152 145H150V147H151ZM155 146V145H154ZM161 146V145H160ZM172 146V147H171ZM213 146H216V145H213ZM60 147V146H59ZM63 147V146H62ZM61 147V148H62ZM66 147V146H65ZM65 147H63L64 149H66ZM74 147V146H73ZM80 147V146H79ZM78 147V148H79ZM90 147V146H89ZM89 147H88V149H89ZM93 147V146H92ZM91 147V148H92ZM105 147V146H104ZM111 147V146H110ZM121 147V146H120ZM126 147V146H125ZM129 147V146H128ZM135 147H140L139 145H136ZM134 147V148H135ZM212 147V146H211ZM222 147V146H221ZM220 147V148H221ZM56 148H58V147H56ZM62 148V149H63ZM69 150H70V148H69V146L67 147ZM75 148H73V149H75ZM78 148H76L77 150H79ZM85 148V147H84ZM96 148H97V146H96ZM113 149H114V147H112ZM112 148H111V150H112ZM122 148V147H121ZM148 148V147H147ZM153 148H155V147H153ZM216 148V147H215ZM215 148H213V149H215ZM223 148V147H222ZM59 149V148H58ZM73 149H72V151L71 152H73ZM75 149V150H76ZM115 149H116V146H115ZM213 149L211 150L212 152H213ZM218 149V148H217ZM69 150H67V152L69 151ZM101 150V149H100ZM99 150V151H100ZM108 150V149H107ZM118 150V149H117ZM116 150V151H117ZM120 150V149H119ZM118 150V151H119ZM121 150H123V152H125V150L124 149H121ZM129 150V149H128ZM136 150V149H135ZM134 150V151H135ZM153 150V149H152ZM208 150V149H207ZM222 150V149H221ZM59 151V150H58ZM64 151V150H63ZM66 151V150H65ZM86 151V150H85ZM90 151V150H89ZM92 151V150H91ZM101 151H103V150H101ZM110 151V149L108 150V152ZM130 151V150H129ZM138 151V150H137ZM137 151H135L136 153H137ZM146 151V150H145ZM155 151H157V149H155ZM174 151V152H173ZM216 151V150H215ZM218 151H219V149H218ZM70 152V153H71ZM74 152H77V151H74ZM104 152H106V150L104 151ZM104 152H101V153H104ZM115 152V151H114ZM131 152V151H130ZM135 152L133 153V155L135 154ZM138 152H141V150H139ZM154 152V151H153ZM173 152V153H172ZM219 152H221V151H219ZM38 153V152H37ZM59 153H61V151L59 152ZM83 153H84V150H83ZM82 153V154H83ZM89 153V152H88ZM96 153H98V152H95V154ZM100 153V154H101ZM111 153H112V151H111ZM117 153V152H116ZM115 153V154H116ZM128 153V152H127ZM126 153V154H127ZM150 153V152H149ZM222 153V152H221ZM64 154V153H63ZM67 154V153H66ZM65 154V155H66ZM69 154V153H68ZM74 154V153H73ZM72 154V155H73ZM77 154V153H76ZM87 153H85V155H86ZM94 154V155H95ZM105 154V153H104ZM110 154V153H109ZM108 154V155H109ZM113 154V153H112ZM119 154V153H118ZM118 154H116V155H118ZM121 154V153H120ZM138 154V156L140 157V153H137ZM154 154V153H153ZM158 154V155H159ZM210 154L211 153H209V156H210ZM219 154V153H218ZM223 154V153H222ZM79 155V154H78ZM84 155V157H86V156H88V155H86L85 156ZM114 155V154H113ZM148 155H150V154H148ZM196 155V154H195ZM213 155V154H212ZM68 156V155H67ZM66 156V157H67ZM97 156V155H96ZM110 156V155H109ZM121 156V155H120ZM123 156H125V154L123 155ZM122 156V157H123ZM132 156V155H131ZM136 156V155H135ZM155 156H157V154L155 155ZM155 156H149V160L151 159L150 157H155ZM181 156V155H180ZM183 156V157H184ZM185 156V157H186ZM193 156V155H192ZM58 158H59V156H57ZM60 157H61V154H60ZM73 157V156H72ZM76 157V156H75ZM81 157V156H80ZM104 157V156H103ZM102 157V158H103ZM113 157V156H112ZM119 157V156H118ZM117 157V158H118ZM122 157L120 158V159H122ZM129 158L130 157V155L129 156H126V158ZM134 157V156H133ZM132 157V158H133ZM137 157V156H136ZM145 157H147V156H145ZM144 157V158H145ZM182 156H181V158H183ZM226 157V156H225ZM224 157V159L226 160V158ZM64 158H65V156H64ZM89 158V157H88ZM93 158V157H92ZM101 158V157H100ZM99 158V159H100ZM110 158H111V156H110ZM127 158V159H128ZM131 158V159H132ZM135 158V157H134ZM133 158V159H134ZM141 158V157H140ZM157 158V157H156ZM211 160H213L211 157H209ZM229 159H230V156L228 157ZM56 159V158H55ZM61 159V158H60ZM66 159V158H65ZM68 159V158H67ZM72 159V158H71ZM76 159V158H75ZM75 159H74V161H75ZM94 159V158H93ZM113 160H114V157L112 158ZM116 159V158H115ZM124 159V158H123ZM122 159V160H123ZM132 159V160H133ZM146 159H148V158H145V160ZM178 159V158H177ZM184 159V158H183ZM187 159V158H186ZM191 159V158H190ZM50 160V159H49ZM59 160V159H58ZM57 160V161H58ZM70 160V159H69ZM68 160V161H69ZM73 160V159H72ZM86 160V159H85ZM88 160V159H87ZM91 160V159H90ZM95 160V159H94ZM108 160V159H107ZM141 159H139V161H140ZM152 160V159H151ZM189 160V159H188ZM187 160V161H188ZM193 160V161H194ZM231 160V159H230ZM42 161V160H41ZM44 162L45 161H47L46 159L45 160H43ZM60 161V160H59ZM62 161V160H61ZM66 161V160H65ZM81 160H79V162H80ZM101 161V160H100ZM103 161H104V159H103ZM103 161H102V163H103ZM114 161H117V160H114ZM128 162H129V159L127 160ZM134 161V160H133ZM148 161V160H147ZM146 161V162H147ZM162 161H163V163H162ZM183 161V160H182ZM181 161V163H183ZM186 161V162H187ZM213 161H215V159L213 160ZM216 161H218V159H216ZM229 161V160H228ZM6 162H8V161H6ZM47 162H49V161H47ZM70 162H72V161H70ZM86 162V165H87V161H85ZM89 162H92V160L91 161H89ZM96 162V161H95ZM131 162V161H130ZM142 162V161H141ZM185 162V163H186ZM210 162V161H209ZM212 162V161H211ZM226 163H227V161H225ZM237 162V161H236ZM39 163V162H38ZM59 163V162H58ZM58 163H57V165H58ZM61 163V162H60ZM59 163V164H60ZM63 163V162H62ZM67 163V162H66ZM74 163H76V161L74 162ZM94 163V162H93ZM98 163V162H97ZM96 163V164H97ZM116 163V162H115ZM123 163H125V162H123ZM137 163V162H136ZM214 163V162H213ZM213 163H211V164H213ZM215 163H217V162H215ZM230 163H231V161H230ZM80 165H81V163H79ZM78 164V165H79ZM82 164H85V163H82ZM92 164V163H91ZM99 164V163H98ZM97 164V165H98ZM101 164V163H100ZM130 164V163H129ZM131 164H132V168H133V163L131 162ZM154 164H152V165H154ZM221 164V163H220ZM41 165H42V163H41ZM61 165V164H60ZM92 165H95V163L94 164H92ZM123 165V167L124 166H127V165H124V164H122ZM142 165V164H141ZM147 165V164H146ZM214 165V164H213ZM217 164H215V166H216ZM228 165V164H227ZM230 165V164H229ZM228 165V166H229ZM231 165H233V164H231ZM49 166V165H48ZM55 166V165H54ZM63 166H65V165H63ZM116 166H118V164L116 165ZM134 166H137V164H135ZM138 166H139V164H138ZM149 166V165H148ZM188 166H189V164H188ZM208 166V165H207ZM211 166V165H210ZM226 166V165H225ZM235 166V165H234ZM66 167H68V166H66ZM70 167V166H69ZM68 167V168H69ZM81 167V166H80ZM86 167V166H85ZM90 167V166H89ZM120 167H122V166H120ZM131 167H129V168H131ZM141 167V166H140ZM143 167H144V165H143ZM142 167V168H143ZM154 167V166H153ZM178 167H176L177 169H178ZM213 167V166H212ZM218 167V166H217ZM222 167V166H221ZM231 167V166H230ZM229 167V168H230ZM48 168V167H47ZM50 168V167H49ZM54 168V167H53ZM63 168V167H62ZM77 169H78V166L76 167ZM128 168V170H130ZM131 168V169H132ZM165 168V167H164ZM167 168V167H166ZM166 168H165V170H166ZM174 168V167H173ZM189 168V167H188ZM196 168V167H195ZM195 168H193V167H191V169H195ZM200 168V167H199ZM201 169V170H199V172H193V174L194 173H196V175L198 176V173H200L199 175H200V179H206V174L208 173V171L207 170H205V169ZM225 168V167H224ZM45 169V168H44ZM60 169H61V167H60ZM81 169V168H80ZM85 169V168H84ZM83 169V170H84ZM87 169V168H86ZM85 169V170H86ZM146 169V168H145ZM176 169V170H177ZM183 169V171H187V173H188V170L186 169V168H182ZM190 169V170H191ZM207 169V168H206ZM221 168H219V170H220ZM226 169V168H225ZM224 169V170H225ZM233 169V168H232ZM46 170V169H45ZM44 170V171H45ZM49 170V169H48ZM62 170V169H61ZM60 170V173L62 174L63 172L64 173H66L65 171H61ZM64 170V169H63ZM76 170V169H75ZM82 170V171H83ZM135 170V169H134ZM140 170V169H139ZM167 170L169 171V168H167ZM166 170V171H167ZM179 170V169H178ZM189 170V171H190ZM197 170V169H196ZM204 170V171H203ZM208 170H210V169H208ZM216 170V169H215ZM227 170V169H226ZM264 170V169H263ZM42 171V170H41ZM41 171H40V173H41ZM43 171V172H44ZM59 171V170H58ZM74 171V170H73ZM72 171V172H73ZM76 171H78V170H76ZM81 171V170H80ZM80 171H78L77 173H79ZM124 171V170H123ZM167 171V173H165V174H167V178L168 179H165L166 181H168L169 182V179H170V181H171V184L172 183H174V181H175V183H176V180H178L179 179V177H182V176H180L179 174H178V176L177 177H175V176H172V174H174L173 172L172 173H170V171L168 172ZM181 171V170H180ZM194 171V170H193ZM222 171V170H221ZM230 171H231V169H230ZM236 171V170H235ZM246 171H248V170H246ZM42 172V173H43ZM46 172H48L47 170H46ZM50 172H51V169H50ZM69 172V171H68ZM71 172V173H72ZM83 172H85V171H83ZM120 172H121V170H120ZM131 172H132V170H131ZM143 172V171H142ZM149 172L151 173L152 171H150L149 170ZM156 171H154V173H155ZM160 172V171H159ZM191 172V171H190ZM210 172V171H209ZM216 172H218V170L216 171ZM220 172V171H219ZM242 172V171H241ZM261 173H262V171H260ZM264 172V171H263ZM55 173V172H54ZM53 172H52V174H54ZM59 173V172H58ZM59 173V174H60ZM77 173H75V174H77ZM124 173V172H123ZM135 173V172H134ZM153 173V172H152ZM183 174H184V172H182ZM181 173V174H182ZM213 173V172H212ZM211 173V174H212ZM227 174L229 173V172H226ZM240 173V172H239ZM253 173V172H252ZM251 173V174H252ZM255 173V172H254ZM43 174H46V173H43ZM50 174V173H49ZM56 174V173H55ZM128 174V173H127ZM146 174V173H145ZM149 174V173H148ZM157 174V173H156ZM186 174V173H185ZM190 174V173H189ZM217 174V173H216ZM220 174V173H219ZM225 174V173H224ZM223 174V175H224ZM233 174V173H232ZM237 174V173H236ZM236 174H233V175H236ZM256 175H257V173H255ZM263 174V173H262ZM5 175V174H4ZM4 175H3V177H4ZM39 175V174H38ZM57 175V174H56ZM55 175V176H56ZM136 175V174H135ZM147 175V174H146ZM159 175V174H158ZM162 175V174H161ZM164 175V174H163ZM195 175V174H194ZM210 175V174H209ZM232 175V176H233ZM249 175V174H248ZM40 176H42V175H40ZM40 176H39V178H40ZM49 176V175H48ZM47 176V177H48ZM58 176V175H57ZM56 176V177H57ZM66 176V175H65ZM76 176H78V175H76ZM80 177L82 176V173H81V175H79ZM78 176V177H79ZM142 176V175H141ZM151 176V175H150ZM149 176V177H150ZM160 176V175H159ZM185 176V175H184ZM188 176V175H187ZM193 176V175H192ZM197 176H196V178H197ZM231 176V177H232ZM237 176V175H236ZM0 177H2V176H0ZM6 177V176H5ZM45 177V176H44ZM43 177V178H44ZM47 177H46V179H47ZM50 177H51V175H50ZM53 177V176H52ZM60 177V176H59ZM62 177V176H61ZM131 177H132V175H131ZM143 177V176H142ZM145 177V176H144ZM166 177V176H165ZM175 177V178H174ZM209 177V176H208ZM210 177H211V175H210ZM217 177V176H216ZM220 177V176H219ZM258 177V176H257ZM49 178V177H48ZM63 178H65V177H63ZM63 178L61 179V181L63 180ZM67 178H68V176H67ZM84 178V177H83ZM124 178V177H123ZM147 178V177H146ZM145 178V179H146ZM154 178V177H153ZM161 178V177H160ZM159 178V179H160ZM193 178V177H192ZM195 178V177H194ZM213 178V177H212ZM211 178V179H212ZM59 179V178H58ZM73 179V176H72V178H71V180ZM79 179V178H78ZM78 179H77V181H78ZM82 179V178H81ZM131 179H133V178H131ZM134 179H135V176H134ZM137 179L139 180V178H138V174H137ZM136 179V181H135V183L134 184H131L130 185V187L129 188H127V193H125V191H123L122 189L121 190H119V192L117 191L116 192V194H118V198H119V201H120V203L124 206V207H126V209H128V210H132L133 208L135 209V206H136V204L137 203H139V202H141L143 199V203H141L142 205L140 206V207H143V206H146L147 205V207H148V205L150 206L151 205V207L149 208V213H145L147 216H145V215H141V217H140V219L139 220H137V218H136V221H132V222H128L127 224H129L131 227L133 226H135L136 228H140V231L138 232V236H139V241H140V239H143V240H145L147 237H146V231L145 230H147L148 229V231H154L155 233H156V231L157 230H155V229H162V227L163 226H167L168 225V227H169V224H175L176 222H177V217H174V216H172V212H170V211H173L172 210V207L177 203H175L174 205L172 204V203H169L170 205H168V204H166L165 206L163 205H161V203L159 204V205H161V206H158L159 208H160V210H158V209H156L157 211H155L154 209V205L155 204H153V199H152V197H156V196H153L151 193H152V190L153 189H156L158 186H156V187H149V190H147V187H146V185L148 184H145V182L143 183V184H140L139 182H138V180ZM181 179V178H180ZM200 179H198V180H200ZM210 179V180H211ZM223 179H225V178H223ZM231 179V178H230ZM258 179V178H257ZM45 180V179H44ZM51 180V179H50ZM52 180H53V178H52ZM51 180V181H52ZM66 180V179H65ZM70 180V179H69ZM68 180V181H69ZM141 180V179H140ZM139 180V181H140ZM150 180H153V179H149V181ZM163 180H164V177H163ZM163 180H161V181H163ZM164 180V181H165ZM187 180H189V178L187 179ZM196 180V179H195ZM195 180H194V182H195ZM229 180V179H228ZM227 180V181H228ZM54 181V180H53ZM60 181V180H59ZM64 181V180H63ZM67 181V180H66ZM142 181V180H141ZM140 181V182H141ZM181 181V180H180ZM180 181H179V183L178 184H180ZM186 181V180H185ZM190 182L192 181L193 182V180L191 179V180H189ZM203 181H205V180H202V182L200 183L201 185H203ZM226 181V180H225ZM231 181V180H230ZM232 181H234L233 179H232ZM231 181V182H232ZM255 181V180H254ZM256 181H258V180H256ZM255 181V182H256ZM56 182V181H55ZM80 183L82 182V181H79ZM78 182V183H79ZM84 182H87V180H85L84 179ZM132 182V181H131ZM150 182H152V181H150ZM207 182V181H206ZM229 182V181H228ZM235 182V181H234ZM238 182V181H237ZM254 182V183H255ZM263 182V181H262ZM261 182V183H262ZM71 183H72V181H71ZM142 183V182H141ZM153 183H154V180H153ZM157 183H159V182H157ZM156 183V184H157ZM167 183V182H166ZM165 183V184H166ZM185 183V182H184ZM184 183H182L184 186H186ZM187 183V182H186ZM199 183V182H198ZM242 183H244V181H242ZM250 183V182H249ZM257 183V182H256ZM255 183V184H256ZM264 183V182H263ZM48 184H50V182L48 183ZM53 184H54V182H53ZM52 184V185H53ZM72 184H74V183H72ZM150 184V183H149ZM161 184V183H160ZM213 184V183H212ZM229 184V183H228ZM233 184V183H232ZM55 185H56V183H55ZM79 185V184H78ZM129 185V184H128ZM151 185V184H150ZM226 185V184H225ZM238 185L240 186V182L238 183ZM50 186V185H49ZM143 186V187H142ZM148 186V185H147ZM172 186H174V188L176 187L175 185H173L172 184ZM171 186V187H172ZM180 186H181V184H180ZM179 186V187H180ZM183 186V187H184ZM204 187L203 188H206L207 190H205L203 193H208V198L207 199H209L210 200V204H206L205 206H204V208H206L207 209V213H212V214H216L215 216H217V213L219 214V213H222V215L223 214H225V216H226V213L228 212V211H230V210H233V209H230L229 208V202H226V199H227V201H229L230 199H229V197L230 198H234V200L232 201L231 200V203H235V202H237L236 203V205L237 204H239V205H237L238 207H236V211H239V212H234V214L235 215H233V214H230V215H228L227 217H229V220H232V218L234 217V216H236V213H238L237 215H242L243 213H242V211H245V214H247L246 212H249V216H247V217H251V219L252 220H254V219H261L262 220V223L260 224V230L261 231H259V224H257V226L255 227L254 226V228H258L257 230H255V232H256V234L257 233H259L260 234V232H261V237H259L260 235H258V236H254V244H257V245H252V244H250V242H249V244H248V246L247 247H250V248H255V251H253V252H255V253H253V254H251L252 253V250L250 251V254H251V257L253 256V257H255V258H253L252 257V260H251V262L253 261V263H249V264H264V259H263V256H264V249H263V247H264V238L262 237V236H264V224H263V222H264V191L262 192H260V193H258V192H255V193H248V191H247V193L245 192V190H242L241 188V190L242 191H244L246 194L245 195H240L239 193L241 192H239V193H237V192H233V193H225V191H224V193H218V192H221V191H218L217 193H216V186H215V188H213V187H211V188H209L208 186H207V184L205 185H203ZM221 186H222V184H221ZM224 186V185H223ZM223 186H222V188H223ZM230 186V185H229ZM242 186H244V185H242ZM253 186V185H252ZM255 186H258V185H255ZM60 187H61V185H60ZM167 187V186H166ZM178 187V188H179ZM182 187V186H181ZM180 187V188H181ZM188 187V186H187ZM190 188H191V186H189ZM227 187V186H226ZM232 187V186H231ZM230 187V188H231ZM49 188H51V187H49ZM62 188V187H61ZM68 188H71L70 186H68ZM170 188V187H169ZM180 188H179V190H180ZM202 188V187H201ZM200 188V189H201ZM219 188H221V187H219ZM233 188V187H232ZM235 188H237V187H235ZM24 189V188H23ZM47 188H45V190H46ZM52 189V188H51ZM51 189H49V190H51ZM57 189V188H56ZM55 189V190H56ZM64 189V188H63ZM73 189V188H72ZM71 189V190H72ZM126 189V188H125ZM173 189V188H172ZM199 189V190H200ZM218 189V188H217ZM224 189V188H223ZM246 189V188H245ZM247 189H248V187H247ZM253 189V188H252ZM251 189V190H252ZM54 190V189H53ZM66 190V189H65ZM64 190V191H65ZM165 190V189H164ZM171 190V189H170ZM192 190V189H191ZM226 190V189H225ZM233 190V189H232ZM237 190V189H236ZM48 191V190H47ZM168 191V190H167ZM166 191V192H167ZM184 191V190H183ZM186 191H187V189H186ZM190 191V190H189ZM189 191H187V192H189ZM193 191V190H192ZM191 191V192H192ZM227 191V190H226ZM238 191V190H237ZM253 191H256V189L255 190H252V192ZM66 192V191H65ZM73 192V191H72ZM154 192V191H153ZM171 192V191H170ZM174 192V191H173ZM177 192V191H176ZM191 192H189L190 194H191ZM228 192H229V190H228ZM250 192V191H249ZM70 193V192H69ZM161 193V192H160ZM181 193V192H180ZM179 193V194H180ZM193 193H195V192H193ZM192 193V194H193ZM199 193V192H198ZM5 193H3V195H4ZM16 194V193H15ZM20 194V193H19ZM19 194H16L17 196L19 195ZM22 194V193H21ZM28 193H26V195H27ZM65 194V193H64ZM107 194V193H106ZM109 194V193H108ZM112 194V193H111ZM165 194V193H164ZM167 194H168V192H167ZM175 194V193H174ZM181 194H183V193H181ZM188 194V193H187ZM191 194V195H192ZM202 193L200 192V195H201ZM243 194V193H242ZM11 195H13L14 196V194H11ZM31 195V194H30ZM33 195V194H32ZM73 195V194H72ZM152 195V196H151ZM173 195V194H172ZM185 195V194H184ZM199 195V196H200ZM9 196H10V194H9ZM21 196V195H20ZM71 196V195H70ZM96 196H98V195H96ZM95 196V197H96ZM116 196V195H115ZM160 196V195H159ZM162 196V195H161ZM174 196V195H173ZM186 196H189V194L188 195H186ZM1 197H3V196H1ZM33 197V196H32ZM61 197H63V196H61ZM68 196H66V198H67ZM93 197V196H92ZM107 196H105V198H106ZM110 197V196H109ZM179 197V196H178ZM182 197H184V196H182ZM13 198V197H12ZM20 198H22V196L20 197ZM25 197L23 196V199H24ZM64 198V197H63ZM114 198V197H113ZM116 198V197H115ZM114 198V199H115ZM118 198H117V200H118ZM143 198V199H142ZM170 198V197H169ZM186 199H187V197H185ZM237 198V199H236ZM5 199V198H4ZM11 199V198H10ZM38 199V198H37ZM65 199V198H64ZM69 199V198H68ZM108 199V198H107ZM110 199H112V198H110ZM109 199V201H111ZM159 199V198H158ZM162 199H163V197H162ZM176 199V198H175ZM182 199V198H181ZM194 199V198H193ZM229 199V200H228ZM2 200V199H1ZM5 200H7V199H5ZM19 200V199H18ZM17 200V201H18ZM35 200V199H34ZM195 200V199H194ZM27 201H29V199L27 200ZM39 201V200H38ZM64 201H66V200H63V202ZM163 201H165V200H163ZM183 201H185V199L184 200H181L180 202H179V208L178 209H176V210H178L180 213H183L184 211H186L187 212V210H188V212H189V214L190 213H192L191 211H196L195 210V208H196V206H195V204L194 203H192V202H190V200L189 199H187V202H183ZM2 202V201H1ZM6 202V201H5ZM20 202H22V199H21V201ZM24 202V201H23ZM22 202V203H23ZM33 202V201H32ZM35 203H36V200L34 201ZM40 202V201H39ZM42 202V201H41ZM60 202V201H59ZM89 202H90V199H89ZM92 202V201H91ZM93 202H97V200L96 201H93ZM107 202V201H106ZM114 202L115 201H113V204H114ZM158 202V201H157ZM17 203V202H16ZM66 203H67V201H66ZM70 203V202H69ZM155 203V202H154ZM164 203V202H163ZM166 203V202H165ZM164 203V204H165ZM246 203V204H245ZM1 204H4L3 202L1 203ZM0 204V205H1ZM19 205H20V203H18ZM59 204V203H58ZM6 205H8L9 206V204H7L6 203ZM36 205V204H35ZM38 205H40V204H37V208H39L38 207ZM105 205V204H104ZM235 205V206H236ZM1 206H3V205H1ZM21 206L23 207V205L21 204ZM20 206V207H21ZM96 206H97V204H96ZM107 206V205H106ZM110 206V205H109ZM114 206V205H113ZM195 206V207H194ZM232 206V205H231ZM15 207H16V205H15ZM21 207V208H22ZM27 207V206H26ZM25 207V208H26ZM98 207V206H97ZM96 207V208H97ZM104 207V206H103ZM111 207H112V205H111ZM17 208V207H16ZM24 208V207H23ZM27 208H29V207H27ZM32 208H34V207H32ZM36 207L34 208V209H37ZM102 208V207H101ZM110 208V207H109ZM113 208V207H112ZM232 208H234V207H232ZM10 209V208H9ZM9 209H8V211H9ZM33 209V210H34ZM43 209H45L46 210V208H44L43 207ZM107 208H105V209H103V211L104 210H106ZM111 209V208H110ZM199 209V208H198ZM23 210V209H22ZM28 211L27 212H29V209H27ZM39 210V209H38ZM45 210H43V211H45ZM100 210V209H99ZM98 210V211H99ZM116 210V209H115ZM115 210H110V211H115ZM123 210V209H122ZM122 210H120V211H122ZM125 210V209H124ZM175 210V209H174ZM11 211V210H10ZM96 212H97V210H95ZM137 211V210H136ZM2 212V211H1ZM17 212V211H16ZM15 212V213H16ZM22 213H23V211H21ZM25 213H26V210L24 211ZM34 212H36V211H34ZM34 212H32V213H34ZM102 212V211H101ZM100 212V213H101ZM105 212V211H104ZM125 212V211H124ZM142 212V211H141ZM145 212V211H144ZM160 212L161 213H164V214H160ZM178 212V213H179ZM197 212V211H196ZM196 212H194L195 214H196ZM233 212V211H232ZM22 213H20V214H22ZM29 213H31V212H29ZM36 213H38V212H36ZM46 213H48V212H46ZM99 213V214H100ZM111 213V212H110ZM123 213V212H122ZM138 213V212H137ZM136 213V214H137ZM176 213H177V211H176ZM197 213H200V212H197ZM231 213V212H230ZM2 214V213H1ZM9 214V213H8ZM18 213H16L15 215H13V216H11V217H13V218H15L16 216H18L17 215ZM39 214H42V213H39ZM38 214V215H39ZM70 214H71V212H70ZM98 214V215H99ZM107 214V213H106ZM119 214V213H118ZM186 214V213H185ZM185 214H183V215H185ZM195 214L193 215L194 217H195ZM9 215H11V214H9ZM23 215V214H22ZM26 214H24V216H25ZM34 215V214H33ZM44 215V214H43ZM42 215V216H43ZM58 215V214H57ZM64 215V214H63ZM66 215H68V214H66ZM102 215H103V213H102ZM101 214H100V216H102ZM108 215V214H107ZM123 215V214H122ZM130 216L129 217H131V214H129ZM138 215V214H137ZM140 215V214H139ZM174 215V214H173ZM176 215V214H175ZM180 215V214H179ZM192 215V214H191ZM200 215V214H199ZM198 215V216H199ZM211 215V214H210ZM209 215V216H210ZM4 216L7 218L8 216H6L5 214H4ZM1 217L0 216V219L1 220H3V222H4V220L6 219L5 217ZM37 216V215H36ZM35 215H34V217L35 218H37V217H39V216H37L36 217ZM109 216V215H108ZM108 216H107V218H108ZM113 216H115L114 214H113ZM113 216H112V219H113ZM121 216V215H120ZM123 216H125V215H123ZM145 216V217H144ZM201 216H202V214H201ZM205 216V215H204ZM245 216V215H244ZM19 217V216H18ZM28 217H30V216H28ZM45 217H47V216H45ZM56 218H57V216H55ZM68 218L67 216H64V218ZM134 217H135V215H134ZM137 217V216H136ZM181 217H182V215H181ZM188 217H190V216H188ZM196 217H197V215H196ZM207 217H208V215H207ZM206 217V218H207ZM211 217V216H210ZM213 217V216H212ZM211 217V218H212ZM218 217H223V216H218ZM246 217V218H247ZM12 218V220L9 222V224L6 226V227H4V231L5 232H7L5 235L9 238L10 236L11 237H13V236H15L17 233L18 234H20L19 232H22V229H21V231H20V224H22V225H24V223H21L19 220H18V222H17V220L15 221V219H13ZM35 218H34V220H35ZM56 218H54L55 219V222H56ZM61 218V217H60ZM118 218V217H117ZM179 218V217H178ZM203 218V217H202ZM206 218H204L205 220H206ZM224 218V217H223ZM237 219L239 218V217H236ZM244 218V217H243ZM27 219V218H26ZM29 219V218H28ZM31 219V218H30ZM30 219L28 220V221H30ZM41 219V218H40ZM46 220L48 219V218H45ZM54 219L52 220V221H54ZM62 219H63V217H62ZM61 219V220H62ZM70 219V218H69ZM99 219V218H98ZM111 219V218H110ZM111 219V220H112ZM116 219V218H115ZM114 219V220H115ZM125 219V218H124ZM134 219V218H133ZM180 219V218H179ZM187 219V218H186ZM190 219V218H189ZM191 219H193L192 217H191ZM198 219V218H197ZM196 219V220H197ZM200 219V218H199ZM198 219V220H199ZM207 219H209V218H207ZM214 219V218H213ZM213 219H211V220H213ZM219 219V218H218ZM239 219H241V218H239ZM238 219V220H239ZM245 219V218H244ZM248 219V218H247ZM246 219V220H247ZM25 220V219H24ZM32 221H34L33 219H31ZM37 220H39L38 218H37ZM49 220V219H48ZM50 220V221H51ZM58 220H59V216H58ZM67 220V219H66ZM65 220V221H66ZM99 220H101V218L99 219ZM129 220V219H128ZM132 220V219H131ZM242 220V219H241ZM249 220V219H248ZM7 221H9V219L7 220ZM43 221V220H42ZM49 221V222H50ZM51 221V222H52ZM121 221H122V219H121ZM125 221H127V220H125ZM124 221V222H125ZM192 221V220H191ZM208 221V220H207ZM214 221V220H213ZM212 221V222H213ZM218 221L219 220H217L216 222L218 223ZM237 221V220H236ZM240 221V220H239ZM251 220H249V222H250ZM14 222V223H13ZM23 222H25V221H23ZM35 222V221H34ZM33 222V223H34ZM38 222V221H37ZM54 222V223H55ZM59 222H61V221H59ZM58 222V223H59ZM105 222H106V220H105ZM123 222V221H122ZM188 222V221H187ZM197 222H200V221H197ZM197 222H196V224H197ZM204 222H206V221H204ZM215 222V223H216ZM222 222V221H221ZM233 222H235V220H233ZM245 222V221H244ZM255 222H257V220L255 221ZM261 222V221H260ZM0 223H1V221H0ZM8 223V222H7ZM31 223V222H30ZM36 223V222H35ZM41 223V222H40ZM39 223V224H40ZM53 223V224H54ZM101 223H103V221L101 222ZM109 223V222H108ZM115 224H116V222H114ZM178 223V222H177ZM176 223V224H177ZM181 223V222H180ZM193 223V222H192ZM210 223V222H209ZM208 223V224H209ZM219 223H220V221H219ZM237 223V222H236ZM240 224H241V221L239 222ZM243 223V222H242ZM252 223V222H251ZM4 224H6V222L4 223ZM52 224V223H51ZM66 224V223H65ZM69 224V223H68ZM115 224H113V225H115ZM119 224V223H118ZM123 224V223H122ZM175 224V225H176ZM190 224V223H189ZM196 224L194 225V223H193V225L195 226V229H196ZM208 224H206V226L208 225ZM223 224H224V222H223ZM234 224V223H233ZM244 224H246V223H244ZM253 224H255V223H253ZM35 225V224H34ZM42 225V224H41ZM63 225V224H62ZM101 226H102V224H100ZM103 225H105L104 223H103ZM110 225V224H109ZM124 225V224H123ZM122 225V226H123ZM184 225H185V222H184ZM202 225V224H201ZM204 225V224H203ZM202 225V226H203ZM211 225V224H210ZM212 225H213V223H212ZM211 225V226H212ZM247 225H249L248 224V222H247V224L245 225V228H247L246 226ZM1 226H2V223H1ZM0 226V227H1ZM40 226V225H39ZM39 226H37V227H39ZM44 226V225H43ZM56 226V225H55ZM59 227L61 226V225H58ZM96 226H97V224H96ZM140 226V227H139ZM188 226V225H187ZM211 226H209V228L211 227ZM216 226V225H215ZM236 226V229H237V225H235ZM242 226V225H241ZM244 226V225H243ZM262 226V227H261ZM23 227V226H22ZM25 227V226H24ZM35 226H33V228H34ZM41 227V226H40ZM63 227V226H62ZM61 227V228H62ZM98 227V226H97ZM96 227V228H97ZM103 227V226H102ZM102 227H100V228H102ZM105 227V226H104ZM103 227V228H104ZM107 227H108V225H107ZM106 227V228H107ZM110 227V226H109ZM112 227V226H111ZM120 227V226H119ZM125 227V226H124ZM180 227V226H179ZM191 227V226H190ZM199 227H201V226H199ZM221 227H223V226H221ZM233 227H234V225H233ZM232 226H231V228H233ZM249 227H251V226H249ZM249 227H248V229L247 230H250L249 229ZM28 228V227H27ZM24 228L25 230H27L28 231V229L30 228ZM47 228V227H46ZM46 228H45V230H46ZM66 228V227H65ZM64 228V229H65ZM95 228V229H96ZM99 228V227H98ZM117 228V227H116ZM121 228V227H120ZM119 228V229H120ZM123 228V227H122ZM121 228V230H123ZM125 228H127V227H125ZM165 228V227H164ZM164 228L162 229V230H164ZM174 228V227H173ZM178 228V227H177ZM212 228V227H211ZM210 228V229H211ZM220 228V227H219ZM226 228V227H225ZM230 228V229H231ZM240 228V227H239ZM238 228V229H239ZM242 228V227H241ZM240 228V229H241ZM6 229V230H5ZM36 229V228H35ZM105 229V228H104ZM111 229V228H110ZM166 229H168V228H166ZM180 229V228H179ZM203 229H205V227H203ZM212 229H214V226H213V228ZM25 230H23V231H25ZM30 230V229H29ZM44 229H42L41 231H43ZM66 230V229H65ZM86 230H87V228H86ZM98 230V229H97ZM99 230H102V229H99ZM107 230V229H106ZM109 230V229H108ZM111 230H113V229H111ZM134 230H135V228H134ZM169 230H172V229H169ZM174 230V229H173ZM186 230V229H185ZM191 231H192V229H190ZM197 230H198V228H197ZM209 230V229H208ZM217 230V229H216ZM215 230V231H216ZM220 230V229H219ZM229 230V229H228ZM233 230V229H232ZM235 230V229H234ZM244 230V229H243ZM242 230V231H243ZM254 230H253V232H254ZM31 231V230H30ZM88 231V232H87ZM86 232L89 234L90 233V231L89 230H87ZM105 231V230H104ZM116 231H118V230H116ZM130 231V230H129ZM160 231V230H159ZM189 231V230H188ZM199 231H201V230H199ZM205 231V230H204ZM203 231V232H204ZM211 231V230H210ZM210 231L207 233V235H209V233H210ZM231 231V230H230ZM229 231V232H230ZM238 232H239V230H237ZM26 232V231H25ZM34 232V231H33ZM36 232V231H35ZM38 232V231H37ZM82 232V231H81ZM102 232V231H101ZM112 232V231H111ZM126 232V231H125ZM132 232V231H131ZM158 232V231H157ZM163 232V231H162ZM168 232H171V231H168ZM206 232V231H205ZM224 232V231H223ZM238 232H237V234H236V232H235V236H232L231 235V237L229 238V240L231 241V242H233V240L234 241H239V240H241V235H238ZM248 232V231H247ZM247 232H244V233H247ZM252 232V231H251ZM250 232V233H251ZM1 233H2V231H1ZM23 233V232H22ZM21 233V234H22ZM28 233V232H27ZM43 233V232H42ZM44 233H46V231L44 232ZM87 233H85L86 235H88ZM98 233V232H97ZM107 233H108V231H107ZM110 233V232H109ZM115 233V232H114ZM179 233H180V231H179ZM181 233H182V231H181ZM186 233V232H185ZM211 233H212V231H211ZM214 233V232H213ZM213 233H212V235H213ZM220 232H218V234H219ZM232 234H233V232H231ZM230 233V234H231ZM249 233V234H250ZM26 234V233H25ZM30 234V232L28 233V235ZM33 234H35V233H33ZM84 234V235H85ZM91 235H92V233H90ZM106 234V233H105ZM111 234V233H110ZM109 234V235H110ZM116 234V233H115ZM114 234V235H115ZM127 234L128 233H126L125 235H123V236H127ZM148 234V233H147ZM173 234V233H172ZM183 234H184V232H183ZM225 234V233H224ZM223 234V235H224ZM228 234V233H227ZM4 235V234H3ZM30 235H32V234H30ZM35 235H37V234H35ZM78 235V234H77ZM82 235V234H81ZM100 235H103V234H100ZM118 235V234H117ZM121 235V234H120ZM129 235V234H128ZM130 235H132V234H130ZM136 235V236H137ZM160 235V234H159ZM165 235V234H164ZM171 235V234H170ZM193 235V234H192ZM191 235V236H192ZM200 235H202V234H200ZM199 235V236H200ZM217 235V234H216ZM222 235V234H221ZM252 235H253V233H252ZM1 236V235H0ZM6 236H4L5 237V242H7V237ZM24 236V235H23ZM34 236V235H33ZM42 236V235H41ZM90 236V235H89ZM95 236V235H94ZM99 236V235H98ZM97 236V237H98ZM135 236V235H134ZM158 236V235H157ZM162 236V235H161ZM189 236V235H188ZM194 236V235H193ZM192 236V237H193ZM203 236V235H202ZM218 236V235H217ZM216 236V237H217ZM242 236H244V234H242ZM245 236H247V235H245ZM3 237V236H2ZM3 237V238H4ZM20 237H22L21 235H20ZM30 236H28V238H29ZM35 237V236H34ZM34 237H33V240H34ZM37 237V236H36ZM35 237V238H36ZM40 237V236H39ZM38 237V238H39ZM64 237V236H63ZM78 237V236H77ZM81 237V236H80ZM86 237H88V236H86ZM102 236H100V238H101ZM107 237H108V235H107ZM114 238L116 237V235L115 236H113ZM118 237V236H117ZM116 237V238H117ZM130 237V236H129ZM156 237V236H155ZM154 237V238H155ZM171 237H173V236H171ZM175 237V236H174ZM179 237L180 236H178V239H179ZM184 237V236H183ZM196 237V236H195ZM216 237L214 236V238H215V240H216ZM223 237H226V236H223ZM228 237H229V235H228ZM249 238L251 237V236H248ZM253 237V236H252ZM16 238H18L17 236H16ZM32 238V237H31ZM57 237H55V239H56ZM82 238V237H81ZM91 239H92V237H90ZM96 238V237H95ZM99 238V237H98ZM105 238V237H104ZM104 238L102 239V240H104ZM110 238H112V237H110ZM115 238V239H116ZM121 238H125V237H122L121 236ZM164 238H166V237H164ZM188 238V237H187ZM211 238V237H210ZM214 238H213V240H214ZM220 238H222L221 236H220ZM227 238V237H226ZM263 239V240H260V239ZM21 239V238H20ZM54 239V238H53ZM64 239V238H63ZM75 239H76V237H75ZM88 239V238H87ZM87 239H86V241H87ZM107 239V238H106ZM129 239V238H128ZM157 239H159V237H157ZM156 239V240H157ZM167 239V238H166ZM176 239V238H175ZM177 239V240H178ZM192 239H196V240H202L201 239V237H196V238H192ZM192 239H190V240H192ZM204 239V238H203ZM208 239H209V237H208ZM245 239V238H244ZM246 239H248V238H246ZM9 240H10V238H9ZM14 240V239H13ZM17 240V239H16ZM30 240V239H29ZM57 240V239H56ZM78 240H81L80 238L78 239ZM77 240V241H78ZM83 240V239H82ZM123 240H126L125 242H127V239H123ZM122 240V241H123ZM134 240H136V238L134 239ZM152 240H153V238H152ZM182 240V239H181ZM207 240V239H206ZM210 240V239H209ZM221 240H224V239H221ZM248 240H250V239H248ZM247 240V241H248ZM251 240H253V239H251ZM260 240V241H259ZM18 241V240H17ZM21 241H22V239H21ZM20 241V242H21ZM24 241V240H23ZM28 241V240H27ZM37 241V240H36ZM39 241H41V240H39ZM38 241V245L39 246H41L40 245V242ZM64 241V240H63ZM92 241V240H91ZM98 241V240H97ZM97 241H95L94 240V242H97ZM104 241H106V240H104ZM103 241V242H104ZM112 241V240H111ZM132 241V240H131ZM131 241H129L128 240V243H125V246H127V245H129V242H131ZM164 240H162V242H163ZM171 241V240H170ZM187 241V240H186ZM211 241V240H210ZM225 241V240H224ZM246 241V242H247ZM12 242V241H11ZM15 242V241H14ZM50 242V241H49ZM56 242V241H55ZM78 242H81V241H78ZM101 242V241H100ZM113 242V241H112ZM115 242H116V240H115ZM117 242H118V240H117ZM116 242V243H117ZM121 242V241H120ZM136 242H138L137 240H136ZM148 242V241H147ZM152 242V241H151ZM154 242L155 241H153V244H154ZM156 242H158V241H156ZM168 242V241H167ZM185 242V241H184ZM189 242V241H188ZM193 242V241H192ZM192 242H189V243H192ZM204 242V241H203ZM206 242V241H205ZM226 242H227V240H226ZM229 242V241H228ZM230 242V243H231ZM245 242V241H244ZM244 242H242V243H244ZM1 243V242H0ZM3 243V242H2ZM1 243V244H2ZM8 243H10V241L8 242ZM8 243H6V244H8ZM19 243V242H18ZM18 243H17V245H18ZM27 243V242H26ZM26 243H21L20 244V247H18V248H20L19 250L17 249L16 251L17 252H15V251H10V253L8 254L7 252H5V251H1L0 250V264H5V263H7V264H17V262L18 261H20V259L22 258V256H23V252H24V249H26V247H28V244H26ZM29 243H30V241H29ZM35 243V242H34ZM43 243V242H42ZM52 243H54V241L52 242ZM52 243H51V246H52ZM108 243V242H107ZM110 243V242H109ZM132 243V242H131ZM139 243V242H138ZM166 243V242H165ZM165 243H164V245H165ZM169 243V242H168ZM187 243V242H186ZM215 243H216V241H215ZM218 243V242H217ZM221 243V242H220ZM222 243H225V242H222ZM241 243V244H242ZM5 244V243H4ZM11 244V243H10ZM56 244V243H55ZM61 244V243H60ZM70 244V243H69ZM89 244V243H88ZM96 244H98V242L96 243ZM102 244V243H101ZM104 244V243H103ZM102 244V245H103ZM113 244H114V242H113ZM136 244V243H135ZM134 244V245H135ZM146 244V243H145ZM149 244H150V242H149ZM170 244H176V242L174 243H170ZM178 244V243H177ZM176 244V245H177ZM180 244V243H179ZM185 244V243H184ZM205 244V243H204ZM212 244H213V242H212ZM229 244V243H228ZM15 245V244H14ZM13 245V246H14ZM31 245V244H30ZM36 245H37V243H36ZM44 245V244H43ZM46 245H48V246H50V244L48 243V244H45V246L44 247H46ZM74 245V244H73ZM77 245V244H76ZM93 245H95L94 243H93ZM118 245V244H117ZM116 245V246H117ZM122 245H123V243H122ZM131 245V244H130ZM133 245V246H134ZM152 244H150L148 247L146 246V245H136V246H134L133 248H132V250L133 251H130V248L129 249H125V246H122L121 247V245H120V247H121V252H124V257H125V253H127L128 254V256H130L129 258H132V260H133V257L135 258V256L136 255H134V253H137L138 252V254H139V256H137L138 258H140V256L141 255H143L145 252L147 253V251L149 252V250H151L150 252H152L153 250V248L152 249H150L151 247H153V245L151 246ZM175 245V246H176ZM182 245H183V242H182ZM187 245V244H186ZM185 245V247L187 248V246ZM188 245H190V244H188ZM194 245H196V243L194 242ZM198 245H200L199 243H198ZM217 245V244H216ZM220 245V247H221V244H219ZM223 245V244H222ZM227 245V244H226ZM230 245V244H229ZM228 245V246H229ZM236 246L238 245V243L237 244H235ZM1 246V245H0ZM3 246V245H2ZM10 246H12V245H10ZM32 246V245H31ZM47 246V247H48ZM55 245H53V247H54ZM56 246H57V244H56ZM59 246H61L62 247V244L61 245H59ZM65 246H67V245H65ZM68 246H70V245H68ZM86 246V245H85ZM88 246V245H87ZM97 246V245H96ZM99 246H101V245H99ZM106 246V245H105ZM151 246V247H150ZM167 246V245H166ZM205 246V245H204ZM208 246V245H207ZM211 246V245H210ZM227 246V247H228ZM230 246H232L233 247V245H230ZM257 246V247H256ZM7 247H9V245L7 246L6 245V248ZM16 247V246H15ZM16 247V248H17ZM53 247H52V249H53ZM58 247V246H57ZM71 247V246H70ZM75 247H79V249H80V246L78 245V246H75ZM91 247V246H90ZM95 247V246H94ZM130 247V246H129ZM158 247H159V244H158ZM157 247V248H158ZM190 247V246H189ZM188 247V248H189ZM196 247V246H195ZM203 247V246H202ZM223 247V246H222ZM222 247L220 248V251H221V249H222ZM231 247V248H232ZM240 247V246H239ZM241 247H245L244 246V244H243V246H241ZM2 248V247H1ZM9 248H11V247H9ZM15 248V249H16ZM28 248H31V249H27L29 252L26 254V255H28V256H33L32 258L34 259V257H36L37 256V252L36 251H39V250H36V246H35V248H32V247H28ZM40 248V247H39ZM60 248V247H59ZM68 248V247H67ZM73 248H74V246H73ZM82 248H83V246H82ZM96 248H98L99 249V247H96ZM102 248H104L103 246H102ZM102 248L100 249V251L102 250ZM108 248H110V246L108 247ZM115 248V247H114ZM156 248V247H155ZM160 248V247H159ZM180 248H182L181 246H180ZM185 248V249H186ZM204 248V247H203ZM216 248V247H215ZM219 248V247H218ZM230 248V247H229ZM231 248H230V250H231ZM2 249H4V248H2ZM46 249V248H45ZM47 249H49V248H47ZM86 249V248H85ZM88 249V248H87ZM90 249H92V248H90ZM95 249V248H94ZM107 249V248H106ZM117 249V248H116ZM116 249H115V251H116ZM166 249H167V247H166ZM165 249V250H166ZM170 249L171 250H169V249H167V250H169V253H170V251H174V249L175 248H171L170 247ZM183 249V248H182ZM193 249V248H192ZM191 249V250H192ZM198 251L200 250V248L198 249V248H196ZM211 249H214V248H211ZM235 249V248H234ZM243 249V248H242ZM247 249V248H246ZM10 250V249H9ZM42 250H43V247H42ZM60 250V249H59ZM61 250H62V248H61ZM67 250V249H66ZM75 250V249H74ZM89 250V249H88ZM111 250V249H110ZM113 250V249H112ZM118 250V249H117ZM161 250H163V249H161ZM180 250V249H179ZM184 250V249H183ZM190 250V249H189ZM194 250V249H193ZM245 250V249H244ZM249 250V249H248ZM254 250V249H253ZM26 251V250H25ZM56 251H57V249L55 250V252L54 253H56ZM65 251V250H64ZM68 251V250H67ZM70 251V250H69ZM79 251H81V250H79ZM86 251V250H85ZM96 251V250H95ZM95 251H94V253H95ZM108 251V250H107ZM157 252H159L160 250H156ZM182 251V250H181ZM186 251V250H185ZM195 251V250H194ZM223 251H224V249H223ZM232 251H234V250H232ZM236 251V250H235ZM39 252H41V251H39ZM38 252V253H39ZM46 251H44L43 253H45ZM58 252V251H57ZM75 252V251H74ZM87 252H92V251H87ZM103 252V251H102ZM101 252V253H102ZM113 252H114V250H113ZM112 252V253H113ZM205 253H207L206 251H204ZM208 252H210V249H209V251ZM212 252H214V251H212ZM219 252V251H218ZM222 252V251H221ZM249 252V251H248ZM247 252V253H248ZM42 253V252H41ZM40 253V254H41ZM50 253V252H49ZM53 253V252H52ZM107 253V252H106ZM106 253H104V255L106 254ZM145 253V254H146ZM163 253H164V251H163ZM176 253V252H175ZM174 253V254H175ZM177 253H179L178 251H177ZM176 253V254H177ZM190 253V252H189ZM202 253V252H201ZM211 253V252H210ZM235 253H237V252H235ZM7 254V255H6ZM22 254V255H21ZM51 254V253H50ZM61 255V253H58V255ZM63 254V253H62ZM65 254V253H64ZM68 254V253H67ZM72 254V253H71ZM98 254V253H97ZM114 254V253H113ZM144 254V255H145ZM156 254V253H155ZM182 254V253H181ZM188 254V253H187ZM193 254V253H192ZM196 254V253H195ZM204 254V253H203ZM209 254V253H208ZM214 254V253H213ZM215 254H217V253H215ZM222 254H224V253H222ZM230 254V253H229ZM231 254H233V253H231ZM230 254V255H231ZM36 255V256H35ZM45 255V254H44ZM58 255H53V258L54 257H57ZM74 255V254H73ZM81 255H82V252H81ZM84 255V254H83ZM90 255V254H89ZM92 255V254H91ZM143 255V256H144ZM180 255V254H179ZM178 255V256H179ZM184 255V254H183ZM197 255H198V252H197ZM221 255V254H220ZM225 255V254H224ZM223 255V256H224ZM249 255V254H248ZM247 255V256H248ZM41 256H42V254H41ZM48 256V258H49V255H47ZM51 256V255H50ZM64 256V255H63ZM80 256V255H79ZM103 256V255H102ZM101 256V254H100V258L102 257ZM119 256V255H118ZM177 256V257H178ZM181 256V255H180ZM186 255H184V257H185ZM188 256H189V254H188ZM187 256V257H188ZM190 256H191V254H190ZM189 256V257H190ZM203 256V255H202ZM207 256V255H206ZM205 256V257H206ZM222 256V255H221ZM234 256V255H233ZM246 255H244L243 257H245ZM250 256V255H249ZM61 257V256H60ZM84 257H85V255H84ZM83 257V258H84ZM92 257V256H91ZM108 257V256H107ZM106 257V258H107ZM110 257V256H109ZM112 257V256H111ZM161 257V256H160ZM165 257H167V256H165ZM186 257V258H187ZM212 257V256H211ZM232 257V256H231ZM28 258V257H27ZM31 258V259H32ZM52 258V259H53ZM74 258V257H73ZM76 258V257H75ZM89 258V257H88ZM103 258V257H102ZM113 258V257H112ZM114 258H115V256H114ZM150 258V257H149ZM156 258H158V257H156ZM183 258V257H182ZM204 258V257H203ZM202 258V259H203ZM229 258V257H228ZM239 258H241V257H234L233 258V260H232V263L231 264H238L239 263ZM246 258V257H245ZM7 259H10V261L9 260H7ZM37 259V258H36ZM40 259V258H39ZM51 259V258H50ZM61 259H62V257H61ZM60 259V260H61ZM66 259V258H65ZM81 259H82V256H81ZM119 258H117V260H118ZM144 259V258H143ZM146 259V258H145ZM161 259L162 260H164L162 257H161ZM179 258H177L176 260H178ZM194 259V258H193ZM196 259H197V256H196ZM196 259H194V260H196ZM224 259V258H223ZM225 259H227V258H225ZM232 259V258H231ZM25 260V259H24ZM23 259H22V261H24ZM30 260V259H29ZM42 260V259H41ZM46 260V259H45ZM45 260H43V263H44V261ZM53 260H56V259H53ZM88 260V259H87ZM92 260V259H91ZM94 260V259H93ZM97 260V259H96ZM103 260H105V258L103 259ZM115 260V259H114ZM123 260V259H122ZM121 260V262H123ZM125 260H128V259H125ZM139 260H141V258L139 259ZM153 261L155 260L154 258L152 259ZM166 260V259H165ZM169 260V259H168ZM180 260V259H179ZM187 260V259H186ZM244 260V259H243ZM242 260V261H243ZM12 261V262H11ZM28 261V260H27ZM38 260H36L35 262H37ZM64 261H66V260H64ZM77 261V260H76ZM80 261V260H79ZM86 261V260H85ZM102 261V260H101ZM101 261H100V264H101ZM109 261H111V260H109ZM129 261V260H128ZM155 261H157V260H155ZM159 261V260H158ZM157 261V262H158ZM216 261H218V260H216ZM220 261V260H219ZM229 261H231V260H229ZM241 261V262H242ZM26 262V261H25ZM33 262V261H32ZM52 262V261H51ZM81 262L82 261H80V264H81ZM87 262V261H86ZM94 262H95V260H94ZM112 262V261H111ZM119 262V261H118ZM131 262V261H130ZM141 262H142V260H141ZM148 262H149V260H148ZM156 262V263H157ZM164 262V261H163ZM168 262V261H167ZM166 262V263H167ZM181 262V261H180ZM226 262H228V261H226ZM20 263V262H19ZM18 263V264H19ZM24 263V262H23ZM29 263H31V261L29 262ZM37 263H39V262H37ZM49 263V262H48ZM63 263V262H62ZM66 264H67V261L65 262ZM83 263V262H82ZM96 263H97V261H96ZM103 263H104V261H103ZM106 263H108L107 261H106ZM136 263V262H135ZM134 263V264H135ZM152 263H154V262H152ZM152 263H149V264H152ZM159 263V262H158ZM157 263V264H158ZM161 263V262H160ZM165 263V264H166ZM171 264H174V263H172V262H170ZM177 263V262H176ZM194 263V262H193ZM199 263V262H198ZM202 263V262H201ZM203 263H204V261H203ZM223 263H225V262H223ZM230 263V262H229ZM21 264V263H20ZM33 264V263H32ZM40 264V263H39ZM46 264V263H45ZM52 264V263H51ZM86 264V263H85ZM88 264H90V263H88ZM99 264V263H98ZM109 264H111V263H109ZM114 264H116V263H114ZM119 264H121V263H119ZM124 264V263H123ZM126 264H128V263H126ZM141 264V263H140ZM162 264H164V263H162ZM168 264V263H167ZM197 264V263H196ZM241 264V263H240ZM242 264H244V263H242Z\"/></svg>", "mask_w": 264, "mask_h": 264}]
</instances>
